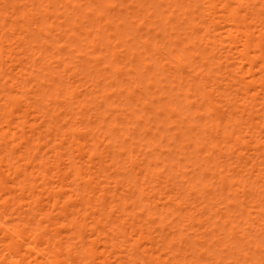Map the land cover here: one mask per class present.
Masks as SVG:
<instances>
[{
  "label": "bare ground",
  "instance_id": "bare-ground-1",
  "mask_svg": "<svg viewBox=\"0 0 264 264\" xmlns=\"http://www.w3.org/2000/svg\"><path fill=\"white\" fill-rule=\"evenodd\" d=\"M2 1V0H1ZM5 1L6 0H3V3L4 4H6L5 3ZM15 1V2H14ZM13 2H12V0H11V2H10V4L12 3L13 4V6H11V5H9L8 7H10L11 6V8L12 9H9L10 10V12H12V13H14V16H15V14H18V16H20L21 17V20L23 19V21L25 22L26 20V22L28 23H24L23 21V23H24V25L22 24V23H20V24H22V25H20L19 24V21H17V18L19 19V17L17 16V17H14L13 15H11V18L12 17H14V18H12V19H10V20H12V24H7V23H9V21L10 20H8V22L6 21V19H8V18H10V17H8V15H10V14H8V10H6L7 9V7H6V9L4 8L5 6L3 5V6H1L0 5V19H1V21H0V29H1V31L0 32H2L3 30V32L2 33H0V56H1V54H2V52L6 49V47L4 48V46H2V43L4 42V41H7L8 43H10L9 45H12V44H14L15 43V47L12 45L11 47H14V48H16L17 46H16V44L18 45V43L17 42H15V41H17V40H15L14 38V43H12V41H13V39H12V37H14V33H13V36L12 35H9L8 33V37L10 38L9 39V41L8 40H6V38H5V40H4V36L5 37H7L5 34L6 33H4L5 32V29L10 25V30H11V32L13 31V32H17V34L18 33H21L20 34V39H19V35H16L17 36V39H19L20 40V42L22 43V38H21V35H22V37H23V33L24 32H26V31H28L27 29L29 28L27 25H29V24H34V23H37V21H39V19H36L37 18V16H39V15H36L35 13H34V15L36 16V22L34 21V17H33V15H31L32 17H30V14L33 12V11H31V10H34L30 5L31 4H33L34 2H33V0H30V1H32L31 3H29V2H26L31 8H29V9H27L26 11H29L30 13H25L24 11V13L22 12V13H18V12H16L17 11V7H16V5L17 4H15L16 3V0H14ZM35 1V0H34ZM41 1V0H40ZM42 1H44V3H45V0H42ZM42 1H41V4H42ZM48 1V0H47ZM51 1V0H50ZM55 1V0H54ZM53 1V2H54ZM64 1H66V0H64ZM68 1H70V0H68ZM74 1V0H73ZM90 1V0H89ZM93 1V0H92ZM92 1H90V2H92ZM97 1V0H96ZM103 1H106V5H103L104 7L106 6V8H107V5H110V4H107V0H103ZM110 1V0H109ZM108 1V2H109ZM113 1V0H112ZM120 1H122V0H120ZM127 1V0H126ZM131 1V0H130ZM130 1L129 2H127L126 4H129L130 3ZM133 1V0H132ZM154 1H156V0H154ZM184 1H186L185 3H184ZM194 1V2H193ZM6 2H8V1H6ZM39 2V1H38ZM49 2V1H48ZM48 2H47V4H48ZM78 2V1H77ZM76 2V3H77ZM135 2V1H134ZM139 2H140V0H139ZM151 3L153 2L152 0L150 1ZM165 2V1H164ZM168 2V0H166V2H165V4ZM193 2V3H192ZM18 3V2H17ZM25 3V4H26ZM36 3V2H35ZM40 3V2H39ZM58 4H60L61 5V2L59 3V2H57ZM65 3H67V2H65ZM68 3H70V2H68ZM74 3V2H73ZM72 3V6H74V5H76V3H74L73 4ZM97 3H98V1H97ZM97 3H95V4H97ZM136 3V2H135ZM143 3H146V2H144L143 1ZM148 3V2H147ZM146 3V4H147ZM150 3V4H151ZM156 3H159L158 5H162L163 4V0H161L160 2H158V0H157V2ZM162 3V4H161ZM169 3H170V5H171V3H172V5H177L175 8H177V7H179L178 8V10H182V8H183V13L182 12H179L177 9H176V11H177V13H179V14H177L176 12H175V10L173 9V7H172V9L174 10V13L175 14H173V10L171 11L170 9V11H171V14H170V12L167 14V16L165 17L164 16V14H166L167 12H165L166 11V7H168V6H164L165 8V11H162V10H164V9H159L160 11H155V9L157 8L156 7V5L154 6V7H156L155 9H154V11H155V13L156 12H159L158 14H156V15H158V17H159V19H161V20H159L160 21V24H161V26L163 27V23H161L162 21L164 22V29H166V28H168V29H170V31L172 30V31H178L177 33L178 34H175L174 32L173 33H171L170 34V36H169V32H167L166 34L165 33H163L164 31L162 30V39H166V41H167V45L168 46H170V48H167V46H164L163 44H160V42L161 43H164V42H162L161 40L160 41H157V39L155 40H153L154 41V43H152V44H154V47H153V45L152 44H150V45H152V49H154V51L153 52H151V53H153V58H155V60L156 61H158L157 63H160V64H158L157 65V71L159 70V68H161V69H164L165 71L167 70V68H168V65L166 66V63L164 62V60H170V59H172L173 60V62H175V63H173L172 62V60H170L172 63H173V66H172V64H171V62H169V61H167L168 63H169V65L173 68L174 67V64H175V71L173 70V72H171V73H168V72H170V71H166L168 74H166L167 75V77H172L173 79H172V82L173 83H176L177 81H178V85L179 86H177V87H174V89H176V88H178L177 89V91L179 92V93H181V94H183V85L185 84L186 85V87L187 88H185L184 87V93L185 94H183V97H185V99L183 100V102H184V104H185V102H186V104H187V108L189 109V110H191V106H192V110H193V106H194V102L196 103V108H198V109H196L195 108V110H193L194 112H191V113H194L193 114V116L196 118V120H200V123L198 122H196L197 124H199L200 125V129H199V131L198 132H196V131H194L195 130V128H194V125L192 124H188V125H190V126H188V127H185V125H181V126H175V127H178V129H181V130H179V132L180 131H182V137H181V139H180V137L178 138V139H180L182 142H185V144L182 146V148H184L185 147V145L186 144H188L189 146L190 145H192V144H194L193 146L195 147L194 148V152H192L193 154H195V157H193V161L195 160V158L199 155V154H197L196 155V153H201V152H203L202 151V144H207V146L208 147H206V152H208L207 151V148H208V150H209V152L207 153V154H211V155H209L210 157L212 156L213 157V155H215V153H217V152H215V151H219V150H222V149H219V148H221V146L223 145H226L227 147H228V149H229V154H230V157L232 158V156H234V153L236 154V155H238L237 156V160L236 161H238V163L240 164V166H238L239 167V169H238V167H237V169H236V171H238V174H240L241 176H238L239 178H237L236 177V175H234V174H237V172L236 173H234V170H232L233 168H232V166H228L229 167V169L230 168H232L231 169V171L230 170H228L227 169V167H226V169L228 170V172L230 171L231 172V175L230 174H228V172H227V170L225 171V173H227V175H229V176H232V171H233V175H234V177L232 176V178H235V179H232V178H229L230 180H229V185L232 183H236L235 184V186H234V188L235 189H232V190H236V193H240L239 192V190H237L236 188H237V186H239L240 188H242V190L243 191H241V192H245L244 190L247 188V187H249V197L250 198H252L251 199V201L249 202L251 205H252V207H254V208H259L258 210V212H259V214H260V216L261 217H259L258 216V218H257V216H256V219H257V221H256V219H255V225L254 224H252V225H254L253 227H256V224H258L257 222H260V224H258L261 228H257V229H264V135L262 134V132L264 133V0H169ZM175 3V4H174ZM9 4V3H8ZM15 4V5H14ZM47 4H44V6L46 5V7L48 6ZM50 4V3H49ZM56 4V3H55ZM62 4H64V2L62 3ZM71 4V3H70ZM99 4V3H98ZM155 4V3H154ZM7 5V4H6ZM21 5V4H20ZM51 5V4H50ZM68 5V4H67ZM93 5H94V3H93ZM114 4L112 3L111 4V6H113ZM130 5L132 6V5H135V4H131L130 3ZM129 5V6H130ZM19 6V5H18ZM27 6V5H26ZM33 6V5H32ZM77 6V5H76ZM76 6H74L75 8H76ZM86 6V5H85ZM90 6H92V5H90ZM100 6H102V4L100 5ZM103 6L101 7V8H103ZM128 6V7H129ZM139 6L141 7L140 8V10H139ZM139 6H138V14H139V12L140 11H143V7H144V4H139ZM147 6V5H146ZM3 7V8H2ZM94 7V6H93ZM108 7H110V6H108ZM114 7H116V5L114 6ZM113 7V8H114ZM119 7V6H118ZM123 7V6H122ZM127 7V6H126ZM134 7V6H133ZM137 7V6H136ZM149 7H151L150 5H149ZM170 7V6H169ZM170 7V8H171ZM63 8V7H62ZM72 8V7H71ZM70 8V9H71ZM78 9H79V7H77ZM95 8H96V6H95ZM95 8H94V10H95ZM111 8V7H110ZM120 8V7H119ZM132 8V7H131ZM130 8V9H131ZM152 8V7H151ZM20 9V8H19ZM23 9H26V8H23ZM46 9V8H45ZM47 9H49V6L47 7ZM46 9V10H47ZM73 9V8H72ZM71 9V11H73ZM77 9V10H78ZM88 9H90V8H88L87 7V11H88ZM98 9V8H97ZM104 9V8H103ZM126 9V8H125ZM6 10V11H5ZM42 10V9H41ZM40 10V11H41ZM46 10H44L43 9V11H44V13L46 12H49V11H46ZM57 10V9H56ZM62 10V9H61ZM65 10V9H64ZM69 10V9H68ZM105 10H107V9H105ZM109 10V9H108ZM108 10H107V12H108ZM113 10V9H112ZM117 10V9H116ZM115 10V11H116ZM132 10V9H131ZM145 10V9H144ZM149 10V9H148ZM147 10V12L148 13H150V12H152L150 15H152V14H154L153 13V11L151 10V11H148ZM38 11V10H37ZM52 11H53V9H52ZM82 11V10H81ZM86 11V12H87ZM118 11V10H117ZM116 11V12H117ZM125 11V10H124ZM129 11V10H128ZM128 11L126 12V13H128ZM135 11V10H134ZM21 12V11H20ZM58 12V11H57ZM57 12H55L56 13V15H57ZM61 12V11H60ZM78 12V11H77ZM79 12H80V10H79ZM85 12V13H86ZM131 12V11H130ZM129 12V13H130ZM137 12V11H136ZM146 12V13H147ZM11 13V14H12ZM45 13V14H46ZM54 13V14H55ZM71 13V12H70ZM92 13V11H90V12H88V14L90 15ZM97 13V12H96ZM114 13V12H113ZM112 13V11H111V13H109V15L110 14H113ZM121 13V12H120ZM125 13V14H126ZM131 13H134V12H131ZM181 13V14H180ZM29 14V15H28ZM33 14V13H32ZM37 14H39V13H37ZM45 14H43L44 16H46ZM51 14H53V13H51ZM61 14V13H60ZM59 14V15H60ZM79 14H81V13H79ZM78 14V15H79ZM87 14V13H86ZM103 14H105V13H103ZM102 13H101V15H102V17L104 16ZM108 14V13H107ZM119 14V13H118ZM118 14H117V16H118ZM122 14H123V10H122ZM182 15L181 17H183V16H185L186 15V17H183L182 18V20H179V22L181 21V23H186V21H189L188 23V26H187V28L188 29H190L191 31H189L188 29V31H189V33L185 30L184 31V33L183 32H179L180 31V29L183 31L184 29L183 28H179V26L177 25V23L176 22H172L171 20L173 19V17H174V19H175V16L177 17V15ZM41 15V14H40ZM63 15V14H62ZM74 15L76 16V12H75V10H74ZM73 15V16H74ZM98 16H99V13L97 14ZM136 15V14H135ZM134 15V16H135ZM141 15H143V13L141 14ZM149 15V14H148ZM175 15V16H174ZM81 16H83V15H81ZM107 16V15H106ZM105 16V17H106ZM114 16V15H113ZM112 16V17H113ZM124 16H126V15H124ZM123 16V17H124ZM130 16V15H129ZM144 16V15H143ZM27 17V18H26ZM59 17V16H58ZM89 17V16H88ZM97 17V16H96ZM96 17H93V18H95L94 19V21L96 20ZM110 17V16H109ZM131 17V16H130ZM136 17V16H135ZM145 17V16H144ZM152 17H153V19H152ZM40 18V17H39ZM42 18V17H41ZM46 18H48V17H46ZM74 18H76V17H74ZM83 18V17H82ZM104 18V17H103ZM108 18V17H107ZM114 18V17H113ZM119 18H121V17H119ZM118 18V19H119ZM71 19V18H70ZM79 19V18H78ZM88 19V18H87ZM98 19H100L99 17H97V20ZM105 19V18H104ZM126 19V18H125ZM146 19H148L147 18V15H146ZM145 19V21H146V23H148L147 22V20ZM152 19V21L153 20H156V19H154V15H152L151 17H150V20ZM20 20V19H19ZM46 20H48V19H46ZM61 20V19H60ZM65 20V19H64ZM64 20H62V21H64ZM112 20H115V19H112ZM121 20H123V19H121ZM134 21V19L132 18L131 19V21ZM176 20V19H175ZM175 20H173V21H175ZM71 21V20H70ZM78 21V20H77ZM83 21V20H82ZM93 21V20H92ZM94 21L92 22V23H90V24H93L94 23ZM111 21V20H110ZM129 21V20H128ZM137 21H138V19H137ZM141 21H143V17L141 18V20L140 21H138V23L139 22H141ZM7 22V23H6ZM45 22H47V23H49V27H48V29L49 28H51V24H50V22H48V21H45ZM74 22H75V19H74ZM73 22V23H74ZM87 22V21H86ZM96 22V21H95ZM102 22V21H101ZM118 22H120V21H118ZM117 22V23H118ZM135 22V21H134ZM52 23V22H51ZM65 23V22H64ZM68 23V22H67ZM71 23V22H70ZM71 24V25H73V26H71L73 29L75 28L76 29V27L78 26L79 27V25H77L76 26V22H75V25L74 24ZM84 23V22H83ZM99 23V22H98ZM97 23V24H98ZM103 23H106V21H103ZM103 23L101 24V26L103 25ZM116 23V22H115ZM115 23H112L113 25L115 24ZM136 23V22H135ZM151 25H152V28L153 27H155V26H153V24L155 25L156 23H157V20H156V22L154 21V23L153 22H149ZM26 24V25H25ZM39 24V23H38ZM59 24V23H58ZM61 24H63L62 22H61ZM96 24V25H97ZM112 24H110V25H112ZM134 24V23H133ZM141 24H143L144 25V23L142 22V23H140V24H137L138 25V27H139V25L141 26V28H143L142 27V25ZM150 24L149 25H144L145 27L144 28H150L151 29V26H150ZM158 24H159V22H158ZM180 24V23H179ZM8 25V26H7ZM18 25H20L19 27H18ZM41 25V24H40ZM46 25V24H45ZM44 25V26H45ZM54 24H52V26H53ZM99 25V24H98ZM98 25H97V27H96V30H100V29H98ZM112 25V27L114 28V30L116 29L115 28V26H113ZM118 25V24H117ZM119 25H121L120 23H119ZM127 25V24H126ZM125 25V26H126ZM181 25V24H180ZM25 26H27L28 28H26ZM60 26V25H59ZM90 26V25H89ZM100 26V27H101ZM104 26V25H103ZM122 26V25H121ZM132 26V25H131ZM135 26V25H134ZM31 27V26H30ZM42 27V26H41ZM54 27V26H53ZM63 27H64V25H63ZM69 27V26H68ZM95 27V26H94ZM99 27V28H100ZM135 27H137V26H135ZM134 27V28H135ZM158 27V26H157ZM156 27V28H157ZM160 27V26H159ZM182 27V26H181ZM184 27V26H183ZM20 28V29H19ZM31 28H34L33 26L31 27ZM40 28V27H39ZM65 28V27H64ZM84 28V27H83ZM87 28V27H86ZM89 28V27H88ZM90 28H92V27H90ZM104 27H102V29H103ZM107 28V27H106ZM120 28V27H119ZM133 28V29H134ZM140 28V29H141ZM8 28L6 29V30H8V32L10 31ZM30 29V28H29ZM44 29V28H43ZM51 29H54V28H51ZM60 29V28H59ZM58 29V30H59ZM71 29V28H70ZM82 29V28H81ZM93 29V28H92ZM126 29H127V27H126ZM126 29H123L124 30V32H123V35L120 33L119 35H120V37H122V38H120V39H117V41H116V38L115 37H113V35H114V33H113V35H112V33L111 34H108L109 32L107 31V29L105 30L106 31V33L108 34H106L105 36H108V38H109V41H107V39H106V41H107V45H109V44H111L112 45V43L110 42V40H111V38L110 37H112V38H115V41L116 42H118L120 45H122V46H124V45H127V43L125 44V43H122V42H125L126 41V39L129 41L131 38H129L130 36V34L128 35V32H126L127 30ZM128 29H130V28H128ZM136 29V28H135ZM135 29H134V31H135ZM159 29V28H158ZM35 30H36V28H35ZM37 30H38V28H37ZM39 30H41V29H39ZM47 30V29H46ZM77 30V29H76ZM86 30V29H85ZM85 30H83L84 31V33L86 32ZM95 30V29H94ZM109 30V29H108ZM119 30V29H118ZM121 30H122V28H121ZM136 30H138V28L136 29ZM142 30V29H141ZM146 30V29H145ZM148 30V29H147ZM146 30V31H147ZM155 30H157V29H155ZM19 31V32H18ZM32 31H34V30H32ZM45 31V30H44ZM43 31V32H44ZM48 31H50V29L48 30ZM73 31H75V30H72V35H73ZM80 31V30H79ZM83 31H81V32H83ZM140 31V30H139ZM146 31H144L145 33V39L148 37L146 34ZM161 31V30H160ZM51 32V31H50ZM58 32V31H57ZM68 32H70V31H68ZM80 32V33H81ZM141 32V31H140ZM143 32V31H142ZM141 32V33H142ZM148 33H149V31H147ZM152 32H153V29H152ZM158 32V30L155 32H153V34L155 33H157ZM187 32V33H186ZM28 33V35H29V33H30V31H28L27 32ZM27 33H25L24 34V38H23V40H25V37H27V36H25ZM32 33V32H31ZM35 33V32H34ZM77 33V32H76ZM92 31H90L89 29H87V32H86V35H88V37L86 36V38L88 39V38H93L94 37V35L92 36V37H90L91 35H92ZM97 33H100V31L98 32H96V35H97ZM102 33V32H101ZM159 33V32H158ZM156 34L155 36L156 37H158V35H161V33L160 34ZM37 34V33H36ZM41 34H42V32H41ZM45 35L46 34H48L49 35V32L48 33H44ZM70 34V33H69ZM68 34V35H69ZM83 34V33H82ZM105 34V33H104ZM134 34V33H133ZM139 34V33H138ZM173 34H175V35H177L178 37H177V39H176V37L173 35ZM31 35V34H30ZM37 35H39V34H37ZM71 35V34H70ZM74 35H75V33H74ZM78 35V34H77ZM122 35V36H121ZM131 35H132V33H131ZM137 34H134V36H136ZM152 35V34H151ZM183 35V36H182ZM42 36V35H41ZM63 36V35H62ZM61 36V37H62ZM76 36V35H75ZM74 36V37H75ZM98 36H99V34H98ZM115 36V35H114ZM117 36H118V34H117ZM133 36V37H134ZM139 36V38L141 39V36L140 35H138ZM144 36H143V38H144ZM147 36V37H146ZM173 36H174V38H173ZM183 37V38H181L180 40L178 39L179 37ZM29 37V36H28ZM48 37V36H47ZM57 37V36H56ZM59 37H60V32H59ZM66 37V36H65ZM74 37H72V38H74ZM96 37L97 36H95V38L93 39V40H90V39H88V40H90V42H91V44H92V47H95V44L98 42H96ZM100 37H101V35H100ZM151 37H153V36H151ZM30 38V37H29ZM34 38H35V36H34ZM44 38V37H43ZM67 38H68V36H67ZM70 38H71V36H70ZM72 38H71V40H72ZM76 38V37H75ZM79 38V37H78ZM78 38H76L77 40H78ZM106 37H104L103 39H105ZM123 38H126L125 40H123ZM137 38V37H136ZM142 38V40H138V41H143L144 39ZM148 38H150V37H148ZM147 38V41H143L142 42V45H143V43H144V45H145V47L144 46H142V48L144 47V48H146V47H148L149 48V46L150 45H148L149 43H151V42H149V41H151V40H149ZM159 38V37H158ZM8 39V38H7ZM12 39V41H10ZM61 39V38H60ZM60 39H58L57 38V40H59V41H61ZM86 39V40H87ZM135 39V38H134ZM151 39V38H150ZM161 39V38H160ZM174 39V40H173ZM18 40V41H19ZM28 41L30 40V39H27ZM32 40V39H31ZM35 40V39H34ZM48 40V39H47ZM51 40V39H50ZM63 40V39H62ZM70 40V39H69ZM68 39H67V41H69ZM77 40H76V44H77ZM101 40V39H100ZM136 40V39H135ZM188 40V41H187ZM39 41V40H38ZM54 41V40H53ZM64 41V40H63ZM66 41V40H65ZM82 41V40H81ZM104 41V40H103ZM105 41V42H106ZM130 41H132V40H130ZM156 41V42H155ZM165 41V42H166ZM187 41V42H186ZM6 42V43H7ZM19 42V43H20ZM27 42V41H26ZM62 42V41H61ZM72 43H73V41H71ZM96 42V43H95ZM187 43L186 45H182V44H184V43ZM29 43V42H28ZM39 43H40V41H39ZM43 43H45V42H43ZM42 43V44H43ZM47 43V42H46ZM81 43V42H80ZM82 43H83V41H82ZM87 43V42H86ZM100 43V42H99ZM99 43H97V44H99ZM140 43V42H139ZM138 43V44H139ZM182 43V44H181ZM24 44V43H23ZM37 44V43H36ZM49 43H47V45H48ZM70 44V43H69ZM75 44V45H76ZM101 44H103V43H100V45ZM124 44V45H123ZM130 44H132V43H130ZM165 44V45H166ZM181 45V49H180V45ZM4 45H5V43H4ZM31 45V44H30ZM41 47L43 46V45H41V44H39ZM39 45H37L38 47H39ZM62 45V44H61ZM63 45L65 46L66 44L65 43H63ZM73 45H74V43H73ZM88 45V46H87ZM87 45H85V46H87V48L89 47V44H87ZM98 46V47H100L101 48V46ZM113 45H115V43L113 42ZM137 45V44H136ZM136 45H135V48H136ZM148 45V46H147ZM172 45H174L175 47H171ZM6 46V45H5ZM24 46V45H23ZM66 46H68V45H66ZM79 46H80V44H79ZM105 46V45H104ZM128 46V45H127ZM138 46V45H137ZM163 46V47H162ZM10 47V46H9ZM11 47L9 48V49H7V50H5V53H4V55H8V54H6V52L9 50V55L8 56H12V54H16L17 55V53L16 52H14V51H12V53H11ZM19 47V46H18ZM28 47V46H27ZM45 47V46H44ZM47 47H49V46H47ZM50 47H51V44H50ZM81 47V46H80ZM80 47L78 48V47H71L70 49L71 50H73V48H74V51H75V49L76 48H78V49H80ZM111 47V46H110ZM138 47H140V45L138 46ZM151 47V46H150ZM179 47V48H178ZM191 47L193 48L192 50H191ZM3 48V49H2ZM22 47L20 46V49H21ZM43 48V47H42ZM57 48V47H56ZM67 48V47H66ZM82 48V47H81ZM86 48V49H87ZM89 48H91V47H89ZM88 48V49H89ZM96 48V47H95ZM105 48H107V46L105 47ZM125 48H127V47H125ZM159 48H160V50L162 51V54H160V52L158 51L159 50ZM178 48V50H177V52H176V49ZM13 49V48H12ZM17 49V48H16ZM19 49V48H18ZM23 49V48H22ZM27 48H25V50H26ZM31 49V48H30ZM34 49V48H33ZM35 49L37 50V48L35 47ZM45 49V50H44ZM43 50L44 51H46V47L44 48ZM115 49V48H114ZM151 49V48H150ZM227 49H229V51L227 50ZM3 50V51H2ZM25 50H23L22 52H26ZM58 50V49H57ZM70 50V51H71ZM82 50H84V49H82ZM95 50V49H94ZM105 50V49H104ZM112 50V49H111ZM122 50H126V49H122ZM130 50V51H129ZM128 51L131 53H133L134 51L133 50H131V49H129ZM146 50H147V48H146ZM224 50H226V51H224ZM19 51V50H18ZM33 51V50H32ZM66 51V50H65ZM67 51H69V50H67ZM78 51H80V50H78ZM87 52L88 51H90V50H86ZM101 51V50H100ZM106 51H108L107 49H106ZM105 51V52H106ZM117 51H119V49L117 48ZM127 51V50H126ZM136 51V50H135ZM21 52V53H22ZM28 52H29V50H28ZM37 52V51H36ZM40 51H38V53H39ZM47 52V51H46ZM62 52V51H61ZM98 52H99V50H98ZM102 52V51H101ZM139 52V51H138ZM148 52H149V50H148ZM149 52V53H150ZM229 52V53H228ZM20 53V52H19ZM30 53V55H32L31 54V52H29ZM34 53H35V51H34ZM42 53V52H41ZM38 54V55H42V54ZM80 53V52H79ZM79 53H77L78 55H79ZM90 53H92V51L90 52ZM109 53V52H108ZM123 53V52H122ZM135 53V52H134ZM145 54H146V52H144ZM143 53V54H144ZM148 53V54H149ZM224 53H226L225 55H224ZM37 54V53H36ZM48 54V53H47ZM58 54V53H57ZM82 54H83V56H84V52L83 53H81V57H83L82 56ZM89 54V53H88ZM110 54H111V51H110ZM116 54L117 53H115V51H112V54H111V56H112V59H114L115 58V56H116ZM119 54V53H118ZM140 54H141V52H140ZM175 54V56H173ZM37 55V56H38ZM51 55H52V53H51ZM54 55V54H53ZM68 55H70L69 53H68ZM85 55H86V53H85ZM92 55V54H91ZM90 55V56H91ZM101 55H103L102 53H101ZM105 55V54H104ZM109 55V54H108ZM119 55H121V54H119ZM124 55V53L121 55V56H123ZM128 55V54H127ZM126 55V52H125V57L127 56ZM131 55V54H130ZM147 55V54H146ZM22 57L24 56L25 57V54L24 55H21ZM33 56H34V54H33ZM35 57V58H38V57ZM48 56V55H47ZM50 56V55H49ZM49 56H48V59H49ZM72 57H74L73 56V54L71 55ZM87 56V55H86ZM90 56H87L88 57V59H90ZM97 55H95V57L94 56H92V57H94L95 59H93L92 58V61L93 60H95V62L97 61V62H99V60L100 59H103V57L102 56H97ZM118 56V55H117ZM129 56V55H128ZM132 56H134V55H132ZM132 56H129V57H131L132 58ZM139 57H140V55H138ZM145 56V55H144ZM222 56V57H221ZM2 57H3V55H2ZM5 57H7V56H5ZM5 57H4V62H7V61H5L7 58L9 59V62H12L14 59H15V57L17 58V56H13V57H7L6 59H5ZM19 57H20V55H19ZM17 58V62H20V65H19V63H18V66H17V62H12V63H14V66H15V64H16V66L15 67H13V68H16V70H17V72L16 71H14L13 73L15 74V76L16 77H14V78H12L10 75L12 74V73H10V71H12V70H15V69H11L10 71H9V73H10V77L13 79V81H11V83L13 82V85L11 86V85H9V86H11V89H10V91H12V89H14V91H13V93L14 92H17V90L20 92V93H23V94H25V95H27L26 94V92H23L22 90V92L19 90V89H17L18 87H20L21 86V82H22V80L20 81L19 80V76L20 75H17V74H19L20 73V71H21V69H22V67H20V68H18L19 66H22V64L23 63H21L22 61H24V59L23 60H21L20 58ZM26 57H28V55L26 56ZM25 57V58H26ZM31 57V56H30ZM29 57V58H30ZM33 57V58H34ZM43 57V59H44V55L42 56ZM51 57V56H50ZM65 57H66V55H65ZM77 57V56H76ZM120 57V56H119ZM138 57V58H139ZM141 57H143V55L141 56ZM146 57V56H145ZM148 57V56H147ZM149 57H150V55H149ZM12 58V60H10ZM33 58H30V59H32V61H33V64H34V61L36 60V59H34L33 60ZM39 58H40V56H39ZM135 59H136V57H134ZM144 58V57H143ZM143 58L141 59V61L143 60ZM170 58V59H169ZM221 59V63H220V60L219 59ZM223 58H225V59H227V60H222ZM7 59V60H8ZM19 59L21 60V61H19ZM42 59V60H43ZM55 60L57 59L56 57L54 58ZM59 59V58H58ZM57 59V60H58ZM68 59V58H67ZM66 59V60H67ZM86 59V58H85ZM85 59H83V60H85ZM110 59H111V57H110ZM121 59H123V57L121 58ZM120 59V60H121ZM134 59V60H135ZM145 59V58H144ZM152 59V58H151ZM150 59V60H151ZM1 60L2 59H0V62H1ZM46 60H47V57H46ZM50 60H53V59H50ZM61 60V59H60ZM71 60H72V58H71ZM75 61H76V59H74ZM74 60H72L73 62H74ZM105 61H106V59H104ZM104 60H102V62L104 61ZM115 60V59H114ZM114 60H112V61H114ZM119 60V59H118ZM127 60V59H126ZM126 60H123V61H126ZM130 60H132V59H130L129 58V62H133V61H130ZM137 60V59H136ZM148 60H149V58H148ZM154 60V59H153ZM152 60V61H153ZM26 61L28 62V59L26 58ZM30 61V60H29ZM36 61H38V60H36ZM48 61V60H47ZM63 61V60H62ZM78 61H79V63H80V60H79V58H78ZM101 61V60H100ZM104 61V62H105ZM108 61H110L109 60V58H108ZM138 61V63H143L144 64V62H140L139 60H137ZM156 61H153V63H156ZM219 61V62H218ZM226 63L227 62V64L230 66V64H231V62H229V61H232V64H233V62L235 63V67L233 66V68H235V69H233V70H231L229 67V69L228 68H226L225 67V65H227V64H224V62ZM3 62V63H4ZM8 62V63H9ZM27 62H24V63H26L27 64ZM31 62V61H30ZM42 62V61H41ZM81 62H82V60H81ZM88 62H91V61H89L88 60ZM87 62V64H89ZM116 62V61H115ZM115 62H114V66H115ZM127 62V61H126ZM128 62V63H129ZM136 62V61H135ZM148 62V61H147ZM222 62H223V64H222ZM229 62V63H228ZM3 63H0V67H2V64ZM8 63H5L6 65H8V66H11V65H9ZM47 63V62H46ZM45 63V64H46ZM49 63L51 64V61H49ZM48 63V64H49ZM52 63H54V62H52ZM57 63V62H56ZM72 63V62H71ZM84 63V62H83ZM93 63H94V61H93ZM101 63V62H100ZM106 63H108V62H106ZM119 63V62H118ZM117 63V64H118ZM122 63V65H123V62H121ZM121 63L119 64V65H121ZM150 63H152V62H149L148 63V65H149V67H150ZM152 63V64H153ZM167 63V64H168ZM29 64V63H28ZM32 64V63H31ZM50 64H49V66H50ZM87 64H85V65H87ZM98 64L99 63H96V64H93L92 66H93V68L95 67L96 69H98L97 71H99V72H102V70H100L99 68V66H98ZM104 64V63H103ZM116 64V65H117ZM124 64H126V63H124ZM130 64V63H129ZM128 64V65H129ZM132 64V63H131ZM129 65L128 67H129V69H132L131 68V66L133 67H136L135 66V64H133V65ZM145 64H147V63H145ZM144 64V66H145V70H147L146 68H147V65H145ZM196 64L199 66L200 65V67L203 69H199L198 70V68H196L197 66H196ZM220 64H222V65H220ZM37 65V64H36ZM44 65V64H43ZM43 65H42V67H43ZM56 64H54L53 66L54 67H56V68H58L57 66H59V63L57 64V66H55ZM68 64H66L65 66H67ZM71 65V64H70ZM69 65V66H70ZM84 65V64H83ZM100 65H102V64H100ZM108 65V64H107ZM107 65H105L104 64V68L105 67H107ZM110 65V64H109ZM119 65H118V67H119ZM137 65V64H136ZM161 65V66H160ZM181 65L184 67L185 65H188V66H185V68L183 69L182 67H181ZM224 65V66H223ZM227 65V66H228ZM4 66V65H3ZM13 66V65H12ZM34 66H35V64H34ZM52 66V67H53ZM60 66H62V65H60ZM74 66V65H73ZM73 66H71V68L70 69H72L74 72L77 70V68L74 70L72 67ZM79 66V65H78ZM77 66V67H78ZM80 66H81V64H80ZM80 66H79V68H80ZM89 66H91V64H89ZM101 66V68H103ZM124 66V65H123ZM140 66V65H139ZM152 67H151V69L152 68H154V66L153 65H151ZM156 66V65H155ZM191 66V67H190ZM212 66H216L215 67V70L217 71V72H219V74H220V72L221 71H223V70H225L223 67H225L226 68V71H224V73H222V76H221V74L219 75L218 73V76L220 77L221 76V78H222V83H221V80L220 79H216L215 77V80L217 81L216 83L213 81V76H217V75H215V73H212V72H216V71H213L212 69H214V67H212ZM220 66H222V68H220ZM5 67V68H4ZM3 68V70H2V68H0V80L2 81L3 80V78L5 77V72L4 71H7L9 68H11V67H8V69H6L7 67L6 66H4ZM25 66H24V64H23V68H24ZM27 67H29V65H27L24 69H26ZM37 67V66H36ZM44 67H48V66H44ZM68 67V66H67ZM74 67H76V65L74 66ZM87 67V66H86ZM99 67V68H98ZM109 67V66H108ZM110 67H112L113 68V66H110ZM116 67V66H115ZM117 67V68H118ZM167 67V68H166ZM189 67H190V69H189ZM207 69H205V68ZM56 68H54V69H56ZM61 68V67H60ZM122 68V67H121ZM166 68V69H165ZM170 68V67H169ZM191 68H193V70L192 71H190L191 70ZM6 69V70H5ZM18 69H19V71H18ZM30 69V68H29ZM32 69H33V66H32ZM31 69V70H32ZM44 69V68H43ZM49 69V68H48ZM48 69H46V70H48ZM62 69H63V67H62ZM62 69H61V72H62ZM83 69V68H82ZM95 69V70H96ZM107 69H109V68H106V70ZM127 69V68H126ZM125 69V71H124V68H122V71H123V74L122 75H125V73L124 72H126V71H129V70H126ZM135 69H137L138 70V68H134V69H132V70H134L135 72H136V74H137V76L138 77H140L139 75H140V73H139V75H138V73H137V71L135 70ZM171 69V68H170ZM189 71V72H187V70ZM222 69V70H221ZM27 70V69H26ZM22 71V73H21V75L23 76V72H25V73H28L27 71ZM36 70V69H35ZM40 70V69H39ZM38 70V71H39ZM56 70H58V69H56ZM72 70H70V72L72 71ZM90 70L92 71V68L90 67ZM89 70V71H90ZM106 70H104L103 69V71H105L106 72ZM114 69H112V72H114L113 71ZM145 72V70H144V67H143V69H141V73L143 72V71ZM169 70V69H168ZM172 70V69H171ZM185 70V71H184ZM29 71V70H28ZM34 70H32V72H33ZM43 71V70H42ZM65 70H63V72H64ZM68 71V69L64 72V74L65 73H69V72H67ZM85 71V70H84ZM88 71V70H87ZM90 71V72H91ZM96 71V72H97ZM108 71V70H107ZM116 71H117V69H116ZM118 71H121V69L120 70H118ZM117 71V72H118ZM139 71H140V69H139ZM157 71H156V69L154 70V73H153V69H152V72H151V75L153 74V75H155L156 73H157ZM160 71H163V70H160ZM165 71H164V73H165ZM204 71H206V72H204ZM32 72L31 73H28L27 75H31V78L33 77L32 76ZM40 72V71H39ZM49 73H53V72H50V70L48 71ZM58 72V71H57ZM63 72L61 73V74H63ZM73 72V73H74ZM81 72V71H80ZM111 72V71H110ZM110 72H107L108 74L110 73ZM116 72V73H117ZM131 72H133V71H131ZM150 72V71H149ZM156 72V73H155ZM185 72H187V74H185ZM7 73H8V71H7ZM7 73H6V75H7ZM34 73V72H33ZM44 73H45V70H44ZM49 73L47 74V73H45V74H47V75H49ZM72 73V74H73ZM76 74H74V76L75 75H77V74H79V72H75ZM106 73V74H107ZM115 73V72H114ZM114 73H113V75H114ZM121 73V72H120ZM127 73H129V72H127ZM126 73V74H127ZM147 73H148V71H147ZM147 73H146V75H147ZM14 74H12V75H14ZM39 74V73H38ZM40 74H41V72H40ZM45 74H43V72H42V80L40 79L41 78V76H40V85H36V87L37 86H40L39 88H37V90H36V92L35 93H37V94H35V95H38L39 96V98H38V96H37V98L38 99H40V97H45L46 98V107H47V105L48 104H50V103H48L47 104V101L49 102V101H51L52 100V98H54V101H55V103H58V102H60L59 100H61V102L63 101V97L62 98H60L59 96H60V91L62 90V91H65V92H67V93H65L64 92V95L65 96H70L72 99H73V97H74V91H70L71 89L72 90H75V91H77V90H79L78 88H75V87H77L78 85H76V86H73L75 89H73L71 86L72 85H70L71 83H69V82H66V79L68 80V78L66 77V79L65 78H62V80L63 79H65V81H62V82H66L67 84H68V87L67 88H64V90L61 88V85H60V83H57L56 81H57V77L59 76H54V74L52 75V74H50L49 75V77H50V80H48V81H50V82H53V83H55L56 85L54 86H50V88H49V90L48 89H45V88H43V86H45L46 84V82H47V76L45 77ZM58 74H60V73H58ZM82 74V73H81ZM84 74V73H83ZM90 74V73H89ZM88 74V75H89ZM92 74V73H91ZM104 74V72L102 73V75ZM132 74V73H131ZM150 74V73H149ZM210 74H212V79H211V77H210ZM226 74V75H225ZM4 75V76H3ZM26 75V74H25ZM56 75V74H55ZM99 75V74H98ZM98 75H96V77H98ZM102 75H100V77L102 78ZM117 75V74H116ZM119 75V74H118ZM118 75L117 76H115L114 75V78L116 77V81L118 80V78L119 79H121V80H119L121 83H124V79H122V78H120V77H118ZM144 75H145V73H144ZM159 75H161V74H159ZM168 75H171V76H168ZM259 75V76H258ZM37 76V75H36ZM44 76V77H43ZM64 76V75H63ZM62 75H60L59 77H63ZM67 76V75H66ZM84 76V75H83ZM83 76L81 75V77H80V74L78 75V77H80L81 79H83ZM91 76V75H90ZM126 76H128V75H125L124 77H125V79L127 78V79H129L128 77H130V76H128V77H126ZM143 76V75H142ZM9 77V78H10ZM26 77H28V76H26ZM30 77V76H29ZM28 77V78H29ZM72 76H70V78H71ZM76 77V76H75ZM78 77L77 78H74V79H78ZM99 77V78H100ZM123 77V78H124ZM146 78L148 77V76H145ZM154 77H156V76H154ZM162 76H160V78H161ZM164 77H165V75H164ZM188 77H191V78H189V80H188ZM219 77H217V78H219ZM5 78H7V77H5ZM44 78H46L45 80H46V82L44 81ZM70 78H69V80H70ZM92 78V77H91ZM93 78H95V77H93ZM105 78V77H104ZM106 78H107V76H106ZM108 78H110V76L108 77ZM113 78V77H112ZM111 78V79H112ZM131 78V77H130ZM136 78V77H135ZM146 78L145 79H143V77H141V79H143V80H146ZM149 78V77H148ZM159 78V77H158ZM159 78V79H160ZM11 79V80H12ZM20 79H22V77L20 76ZM24 80H25V78H23ZM37 79H38V77H37ZM96 79V78H95ZM111 79H110V82H111ZM150 80H151V78H149ZM153 79V78H152ZM186 79L188 80V84H187V82H185L186 81ZM30 80V79H29ZM33 80H34V77H33ZM84 80V79H83ZM91 80V79H90ZM102 80H104L103 78H102ZM109 80V79H108ZM137 80V79H136ZM140 80V79H139ZM158 80V79H157ZM169 80V79H168ZM7 81V80H6ZM26 81H27V79H26ZM31 82H33L32 80H30ZM29 81V83L28 84H30L31 82ZM59 81V80H58ZM81 81V80H80ZM80 81H79V83H80ZM86 81V80H85ZM133 81V80H132ZM131 81V82H132ZM152 81V80H151ZM151 81H150V83L146 80V83L148 82V84H147V88L149 89V88H151V87H153V85H155V83L154 84H152L153 82H155V81H153L152 83H151ZM166 81V80H165ZM227 81V83H225V86H224V83L223 82H226ZM73 82H74V80H73ZM89 82V81H88ZM91 82V81H90ZM90 82H89V84H90ZM96 82L98 83V80H96ZM100 82V81H99ZM102 82H106L107 83V81H102ZM109 82V81H108ZM113 82V81H112ZM126 82H128V81H126ZM125 82V83H126ZM130 82V81H129ZM130 82V83H131ZM137 82V83H136ZM142 82V81H141ZM170 82V81H169ZM171 82V83H172ZM232 82H234L233 84H231ZM26 83V82H25ZM24 83V84H25ZM48 83V82H47ZM53 83H49V84H53ZM78 83V84H79ZM84 83V82H83ZM83 83H80L81 85H84ZM114 86L116 87V84L118 85L119 83L117 82L116 84H115V80H114ZM124 83V84H125ZM133 83H136V84H133L134 85V87H135V90H139V94H138V91H137V100L139 99V97L140 96H144V97H146L147 95H146V93H144L143 92V89L145 90V87L143 86V89H142V85L140 86V81L138 82V80L137 81H134ZM142 83H144V82H142ZM146 83H145V85H146ZM3 84L5 85V79L2 81V84L0 83V90L1 89H3V90H1V91H4L5 92V89H4V87L5 86H3ZM24 84H22V86L24 85ZM34 84V86H35V83H33ZM36 84H37V82H36ZM63 84H65V83H63ZM62 84V85H63ZM75 84V83H74ZM79 84V85H80ZM156 84H157V82H156ZM176 84V85H177ZM80 85V86H81ZM88 84H86L84 87H80V91L82 90L81 88H83V90L84 89H86ZM95 85V84H94ZM93 85V86H94ZM99 85V84H98ZM97 85V86H98ZM133 85H132V87H130V88H133ZM158 85V84H157ZM157 85H155V87H157ZM165 85V84H164ZM166 85H169V84H166ZM173 86L175 85V84H172ZM184 85V86H185ZM9 86H7V87H9ZM20 87L21 89H24V86L23 87ZM28 86H30V85H28ZM32 86V85H31ZM65 86V85H64ZM67 86V85H66ZM93 86H92V90L94 91V89H93ZM103 86H104V84H103ZM109 86V85H108ZM111 86V85H110ZM113 86V87H114ZM129 86H131V84L129 85ZM159 86H161V85H159ZM170 86H171V84H170ZM173 86H172V88H173ZM238 86V87H237ZM49 87V86H48ZM79 87V86H78ZM86 87V88H85ZM104 87H106V86H104ZM120 87V84L118 85V88ZM122 87H123V85H122ZM127 88H129L128 86H126ZM155 87H153V91H151L152 92V94H154L155 93V90H158V88H155ZM162 87V86H161ZM235 87H237V88H235ZM16 88V89H15ZM27 88V87H26ZM30 88V87H29ZM96 88V87H95ZM101 88V87H100ZM112 88V87H111ZM163 88V87H162ZM8 89V88H7ZM32 89H35V88H33V86H32ZM31 88H30V90L33 92V90H32ZM88 89V88H87ZM98 89V88H97ZM97 89H95V90H97ZM103 89V88H102ZM113 89V88H112ZM112 89H110L109 90V92H111V90ZM116 89V88H115ZM114 89V90H115ZM120 89V88H119ZM124 89V88H123ZM155 89V90H154ZM169 89H170V87H169ZM168 89V90H169ZM173 89V91L175 92L176 90H174ZM186 89V90H185ZM209 89V90H208ZM233 90L232 92L234 93V95H233V93H231V91L230 90ZM9 90V89H8ZM28 91H29V89H27ZM88 90H90V88L88 89ZM85 91V92H90V91ZM91 90V91H92ZM105 90V88L102 90V91H104ZM114 90H112V92L114 93L115 91ZM127 90H129L128 92H127ZM126 90V92L128 93H124L125 95H126V97L128 98V99H126L125 97H124V99H126V100H124L123 101V98H122V100L121 99H118V98H116V96H118L116 93H117V91L115 92V96L114 95H111V97L113 96V98H114V100H113V104L112 105H115V104H119V106H121L120 105V101H119V103L117 102V103H115L116 101H118V100H121V101H123L122 103H123V109L127 106L126 104H125V101H126V103H128V101L129 102H132V94L134 95V93L135 92H133L132 93V91H135V90H132V91H130V89H127ZM163 90V89H162ZM167 90V89H166ZM166 90H165V92H166ZM217 90H218V93H217ZM108 91V89H106V92ZM120 91H122V90H120ZM124 91V90H123ZM192 91H195L196 93H198L197 95H196V93H194V94H192L193 92ZM225 93V92H228V95L225 93V95H227V99H225V98H223L224 97V95H222V98L224 99H220V96H221V93L222 94H224L223 92ZM230 91V92H229ZM84 92V91H83ZM82 92V93H83ZM109 92H108V94H109ZM111 92V93H112ZM119 92V91H118ZM146 92H148V90H146ZM150 92V93H151ZM169 92V91H168ZM220 92V93H219ZM8 93L9 92H7V94L5 93L4 95L6 96V97H4V95L2 96V94L0 95V96H2L1 98H0V121H3V124L5 123L6 124V129L8 128V130L6 131V129L4 130L3 129V127H2V129L4 130V132L2 131V129H1V131L2 132H0V168L4 165L3 163H6V162H19V159L20 158H22V159H24L25 157H23V155H27L29 152H31V150H28L29 149V143H32V145H35V148H32V152L31 153H33L32 155H30L31 157H28V158H32V159H26V160H29V162H30V164L32 165V162H35L36 161V158H34V157H36L37 155H38V153H39V151L41 150V147H42V145H46V143L48 142L47 140V142L45 141V144H42V142H43V140H42V137H41V135L42 136H45V137H51V136H49V134H48V136L46 135V134H44V133H46L45 131H47V132H49V133H51L52 132V130L54 131V128L53 129H51L52 128V126H53V124H54V121L56 122V120H54L53 121V119H52V116L53 115H51V117H50V114H49V116L48 117H45V114L46 113H43L42 111V113L43 114H41L46 120L48 119V125H43V126H46L45 128H44V133L41 131H37L38 129H39V127H41V125L44 123L43 122V120H42V122L43 123H40V125H39V127H38V123H35V124H32L31 125V122L29 123L28 122V117L27 116H29V118L32 116H30V114H33V116H34V113H35V111H34V113H33V110H32V113H30L29 115H28V113H29V111L31 110V109H33V108H31L33 105H35V103L34 104H32V106L30 107V106H26V110L24 109L25 108V106H21L22 104L21 103H19V108H21L22 107V110H20L19 111V108L18 107H16V106H18V101H19V98H17V99H15L14 100V98L15 97H13L14 96V94L11 96V94L10 95H8ZM76 93V92H75ZM77 93H81V92H79V91H77ZM81 93V94H82ZM92 92H90V94H91ZM93 93H95V92H93ZM96 93H98L97 91H96ZM99 93H101V91L99 92ZM104 93L105 92H102L101 93V95L103 94L104 95ZM121 93V92H120ZM119 93V94H120ZM150 93H149V96L150 97H153L152 96V94L150 95ZM160 93H161V96L159 97V95H160ZM160 93L157 95V92H156V95H154V101H152V103L153 102H155V104H153V106L155 105L156 107H158V105H160V104H158V102H161L162 103V106L160 105L159 107V111L160 112H166L167 113V116H165L164 114H163V116H165V117H163V121L164 122H169L170 123V120L174 117V116H176V117H174V119L176 118V120H177V122L176 121H174V120H172V122L173 123H179L180 121L179 120H182V118H183V121H184V119L185 118H187V116H186V112L185 111H182L180 108H179V106H177V105H175V102L177 101H175V102H173V100H175V98L176 97H174V99H172V97H173V94L172 95H170V96H172V97H170V96H167L165 93L163 94V92H161L160 91ZM176 93V92H175ZM213 93H215V94H218L219 95V99L220 100H218L217 99V97L213 94ZM19 94V93H18ZM30 94H31V92H30ZM29 94V95H30ZM61 94H62V92H61ZM81 94H80V97H81ZM84 94V93H83ZM86 95H87V93H85ZM90 94H89V96H90ZM163 94V95H162ZM181 94H178L179 96H181ZM210 94H211V96H214L213 98H214V100L216 99V100H218V102L215 100V102H214V104H213V106H215L216 107V109H217V106H216V104H218V107L219 106H223V102L224 103H226L225 104V107L223 106V107H219V109L220 108H222V110L223 111H221L222 112V114L220 113V114H217L216 113V111H218L219 109H217L216 111H215V109H213V107H211V102L210 101H213V98H211V96H210ZM239 94H241V95H239ZM17 95V94H16ZM15 95V96H16ZM34 94H32L31 96L32 97H34L33 96ZM63 95V96H64ZM140 95V96H139ZM164 95H166V97L164 96ZM9 96V97H8ZM18 96V95H17ZM19 96H20V94H19ZM67 96V97H68ZM92 96H95L94 94L92 95ZM97 96H99V95H97ZM105 96H107V95H105ZM105 96H103V97H105ZM123 96V95H122ZM134 96H136V95H134ZM133 96V97H134ZM156 96H157V98H160V100L158 99V101L157 100H155L156 99ZM194 96V97H193ZM197 96V97H196ZM8 97V98H7ZM13 97V98H12ZM20 97H24V96H20ZM57 97V98H56ZM58 97L60 98L59 100H57L58 99ZM69 97V98H70ZM75 97H77V95H75ZM96 97V96H95ZM102 97V98H103ZM108 97V96H107ZM106 97V98H107ZM119 97V96H118ZM143 97V98H144ZM150 97H146V99H152V98H150ZM190 97H192V99H198V97H199V100H200V102L198 101V100H192L191 101V99H190ZM226 97V96H225ZM12 98V99H11ZM24 98H26V99H23V98H20V100L21 99H23L22 101H24L25 100V102L27 101V99H30L29 97L27 98V96L26 97H24ZM35 98V97H34ZM36 98V99H37ZM71 98H70V100H71ZM77 98H79V97H77ZM77 98H74V100L75 99H77ZM83 98V100H84V97L82 96L81 97V99ZM100 98V97H99ZM112 98V99H113ZM134 98V99H135ZM10 99H11V101L13 100V101H16V100H18L17 101V103H16V106H15V104L14 105H12V103H10L11 101H10ZM32 99V98H31ZM68 99V98H67ZM87 100L86 101H88V105L90 104L89 102L90 101H93V100H91L92 99V97H91V99H88V98H86ZM93 99H95L94 97H93ZM108 99V98H107ZM135 99V100H136ZM167 99V100H166ZM183 99V98H182ZM182 99H181V101H182ZM43 100H45V99H43ZM65 100H66V98H65ZM70 100H68L67 102H68V104H69V102H70ZM79 101H80V98L78 99ZM96 100H98V99H96ZM102 99H100V100H98V101H101ZM111 100V99H110ZM141 100H142V98H141ZM140 100V101H141ZM143 100H145V98L143 99ZM163 100H165V101H163ZM180 100V99H179ZM178 100V101H179ZM30 101V100H29ZM33 101V100H32ZM31 101V102H32ZM40 101H42V100H40ZM78 101V102H79ZM85 101V102H86ZM98 101H97V103H98ZM108 101V100H107ZM106 100H105V102H107ZM146 102H145V104H148V106L151 104L150 102L151 101H148L147 102V100H145ZM167 101V102H166ZM219 101L221 102V105H219L220 103H219ZM35 102V101H34ZM38 102V104H39V100L37 101ZM64 103H65V101H63ZM85 102L84 103H82L83 105H85ZM95 101H93V103H94ZM134 102V101H133ZM132 102V103H133ZM136 102V101H135ZM139 102V101H138ZM144 102V101H143ZM142 101L141 102H139V104H140V106H141V104L143 103ZM197 102H199V104L197 103ZM27 103H29V102H27ZM26 103V104H27ZM42 103V102H41ZM39 104L40 106L42 105V104ZM44 103V104H45ZM63 103V104H64ZM71 103V102H70ZM108 103V102H107ZM109 103H110V107L109 108H107V109H110V108H112V109H110V110H112V111H117V110H119V108L117 109L116 107H112V105H111V102L109 101ZM163 103H164V105H163ZM178 103V102H177ZM26 104H24V105H26ZM37 104V105H38ZM53 104V103H52ZM66 104V103H65ZM73 103H71V105H72ZM82 104H77V102H75V105H73L74 107H76L77 105H80L81 107H83L82 106ZM87 104V103H86ZM100 104H101V102H100ZM99 103H98V105H100ZM104 104V103H103ZM102 104V105H103ZM144 103H143V105H144V108H145V105ZM179 105H181V103H178ZM198 104V105H197ZM11 105H12V107H11ZM58 105V104H57ZM91 105V104H90ZM87 106V107H92V106ZM93 105V104H92ZM96 105V104H95ZM97 105V106H98ZM126 105V106H125ZM133 105H135V104H133ZM137 105V104H136ZM152 105V104H151ZM16 108H15V107ZM49 106V105H48ZM54 105H50V107H52V109H51V112L54 114V116L53 117H56V118H60V116H58L57 114H58V111H59V109L60 110H62V108H67L66 107V105L64 106V107H62V108H60L59 106V109H56V107L54 108L53 107ZM70 107V108H74V107ZM80 106L77 108V110H80ZM116 106V105H115ZM118 106V105H117ZM122 106H121V108H122ZM125 106V107H124ZM184 106V108L183 109H185V105H183ZM198 106V107H197ZM205 106H206V108H205ZM35 107H37L36 105H35ZM34 107V108H35ZM43 108V110H44V106H42ZM86 107V109H90V108H87ZM93 107H94V105H93ZM99 107L100 106H98V109H99ZM102 107V106H101ZM104 107H106V106H103V109H105ZM108 107V106H107ZM130 107V106H129ZM128 107V108H129ZM143 107V106H142ZM141 107V108H142ZM147 107V106H146ZM162 107V108H161ZM182 107V106H181ZM214 107V108H215ZM31 108V109H30ZM69 108V109H70ZM133 108H135L136 109V107H133ZM133 108L131 109V108H129L130 110H132L133 112H131V113H129V112H126V110H123L122 109V116H123V114H125V112L126 113H129V118H131V120L133 121V119H135V123L137 122V123H139V125H140V123L142 124H144V118H143V115L145 114V113H147V116H149V117H151L150 115H148V112L147 111H145V113L143 114V115H140L138 112H139V110L138 109H136V110H133ZM143 108V109H144ZM153 108V107H152ZM164 108V109H163ZM204 108V109H203ZM223 108H225V109H223ZM23 109H24V111H23ZM30 109V110H29ZM38 109V108H37ZM68 109V108H67ZM66 109V110H67ZM75 109V108H74ZM74 109H73V111H74ZM107 109H105L106 111H107ZM149 109H151L150 107H149ZM161 109H163V111L161 110ZM34 110H36V109H34ZM46 110V109H45ZM44 110V111H45ZM65 110V111H66ZM91 110V109H90ZM108 111V112H111V111ZM137 110H138V112H137ZM144 110H147V108L146 109H144ZM144 110L142 111V112H144ZM155 110H158V108L156 109L155 108ZM164 110H166V111H164ZM204 110V111H203ZM37 111V110H36ZM64 110H62V112H61V114L62 113H64L63 112ZM73 111H70V112H73ZM75 111H76V109H75ZM81 111H82V109H81ZM88 111V110H87ZM86 111V112H87ZM92 111V110H91ZM100 111V110H99ZM102 111V110H101ZM104 111V110H103ZM106 111H104V112H106ZM125 111V112H124ZM149 111H151V110H149ZM201 111H203L205 114V116L202 114L203 112H201ZM60 112V111H59ZM76 112H78V111H76ZM85 112V113H86ZM90 112V111H89ZM93 112V111H92ZM96 111H94L93 113H95ZM114 112V113H115ZM124 112V113H123ZM137 112V113H136ZM153 112H155L154 110H153ZM157 112V111H156ZM188 112H190V111H188ZM220 112V111H219ZM22 113V114H21ZM65 113H68V110L65 112ZM74 113V112H73ZM80 113V112H79ZM79 113H77V114H79ZM98 113H100V112H98ZM112 113V112H111ZM117 113V112H116ZM116 113H115V115H116ZM190 113V114H191ZM36 114H37V112H36ZM38 114H39V112H38ZM90 114H91V112H90ZM106 114V115H105ZM103 116L105 117V118H107V116H109V115H107L108 113H105ZM118 114L119 115H121V110L118 112ZM150 114H152V113H150ZM68 115V116H67ZM67 115H65V118L64 119H62L61 120V118H60V121H61V123H63L62 121L64 120V123L65 122H69V121H72V124L70 123V124H66V125H69L68 126V128H69V130H70V132L68 131V130H66V132H64V130L62 129V133H60V134H62L61 136H60V134H59V138H58V133L57 134H55V133H52V135H53V137H54V134L56 135V139H58L57 140V143H58V141H59V143H58V145H57V143H56V141H55V143H56V145L55 146H53V147H55L57 150H55L56 151V154H52V155H55V159H54V161L55 162H59V161H63V160H61L62 159V155H63V152H62V149H64V147H65V145H64V143L65 142H67L66 144L69 146V150H68V153H66V154H68V159L67 158H64V160L66 159V160H68L67 162H65V161H63V162H65V164L67 163L69 166H67L66 167V169L65 170H68L66 173H65V181L63 182H61V180H63L64 178H63V175H61L59 178H61V180L58 178V176H59V172L58 173H54V174H50V172L51 171H54L55 172V170L57 171V167L54 169V168H51V171L50 170H48V168H50V167H48V163L47 162H50L51 161V159L49 158V160L50 161H48L47 160V162L46 161H43V159L45 158H39V161H40V163L42 162V163H44V162H46L47 164H45L44 163V165H41V166H45L46 165V167H42V169L44 168H46L47 170H48V173L50 174V175H47L48 173H47V170H41V172H40V174L38 173V171H37V173H38V175H39V177H40V175H41V178L40 179H42V181H40L38 184H40L41 182H42V184L41 185H39V187H42L43 189L42 190H37V188H38V185L36 186L35 185V183H33V182H35V180H30L29 181V179L31 178V179H33L34 178V175H37V174H34L33 172L35 171H31V170H33V169H31L30 170V172H27V169H29V167L27 168L26 166H25V164H23L24 165V167L25 168H27V169H25V170H20V168H22V167H19V169L16 167V169H13L14 168V166H10V167H13V168H10L9 167V163H8V165H6V166H8L9 168H7V170L6 169H2L3 171L4 170H6L5 172H4V176H6V177H3L2 176V174L1 173H3V171L0 173V199H1V203H0V264H77L78 262L79 263H81V264H105V261L107 262V261H111V260H113V262H111L112 264H177V263H179V264H184L183 262H185L186 261V253L188 254L189 252H190V247L187 245V243L189 244V242L191 241L190 240V238H192L191 236H190V234H188V233H184V234H187V236L189 235V237L190 238H186L185 237V235L183 236V234H181V233H179V232H175L174 230H176L175 228L177 227V224L175 223L174 224V221L175 220H172V218L171 217H169L170 219V221L171 222H168L169 223V225L171 226L170 227V233L172 232V231H174L173 233H176L177 234V236H180L179 238H175V237H177L176 235H174V234H171V235H174L172 238L173 239H170V241L168 240V243L166 244L167 246H166V248H165V243L164 242H166L167 240L166 239H168L167 237L168 236H170L169 234H168V232H166L168 235H167V237H166V239L164 238V240L162 239V235H160V236H162V237H160L159 236V238L160 239H162V240H160V239H158L157 241L158 242H156L155 240H153L154 238H157L158 237V235H157V237L156 236H153V238L151 237L152 235H155V233L152 231V230H150V228L151 227H148L147 229L149 230H147L148 232H146V233H144V234H147L148 233V236L147 237H145V239L144 240H146V244H149V245H151V247L153 246V248L151 249H144V250H142V247H140L141 249V251L139 250V243H141V241H143L142 240V234H143V232L144 231H146V230H144L145 229V227L148 225V226H150V225H152V224H147L146 226H145V224H144V221L141 219L142 217H141V213H138V215H134L135 214V211H136V213L137 212H140L139 210L140 209H137L141 204H143L144 202L141 200V198H142V196H146V194L145 195H143L144 194V189H145V186H144V189H141V188H143V187H140V189L141 190H139V182L141 181V179H140V181L138 180L139 178H137V181H139L138 182V184H137V186L136 185H132L131 183V185H129V184H125L126 185V187L129 185V186H133V187H137L138 188V190H139V194L140 195H142L141 197H140V202L142 201L143 203H141V204H139V200H135L134 198H135V196H134V202L132 203L133 205H132V207H135L137 210H135L134 208H130L129 206L131 205V202L132 201H127L128 199H126L125 200V198H126V196H122L121 194H120V192H122V190H124L126 193H127V191H129V192H131V190H128V189H123L122 188V190L119 192V191H117V194H120L122 197H121V200L124 198V200H123V206H122V204L120 203V202H118V203H120L121 204V206H120V204H118L119 206L117 207V203H115V202H117L116 201V193H112V190H111V192L110 193H107V194H109V196L110 197H113V200H115V202L113 201V200H111L110 199V197L109 196H106L105 195V191H106V189L105 188H107L108 189V185H105V186H107V187H105V188H103V186L102 187H100V182L99 183H97L98 181H100V177H101V174H100V177L99 178H97L96 179V181L97 182H95V178L94 177H96V175H94V172L92 171L93 169H91V171L90 172H88L87 174H84V172L86 173V171H83V175H85V176H83L81 173H82V171L80 172V166L79 167H77V164H76V162L78 161H80L81 162V160H75V158L77 159V156H76V154L74 155V151H72L71 153H70V151L71 150H73V149H71L70 147L71 146H75L76 145V148L77 149H79L80 150V148H82V149H84L85 151H86V154L87 155H89V158L88 157H86V160H90V162L93 160V163L94 164H97V163H95V161L94 160H96L97 158L95 157L97 154L95 153V151L94 150H92V148L89 146V145H87V142H86V140H85V138H82L83 136H81V135H85V134H87L88 132H86V130L85 129H83L84 128V126L81 128V130H79V127H77L79 124H78V122L77 121H75L74 120V117H72L71 116V118L70 119H67L68 117H69V115L70 114H67ZM71 115H73L72 113H71ZM79 115H82V114H79ZM79 115H74L75 117H77V116H79ZM86 114H84V116H85ZM88 116H89V113L87 114ZM86 115V117H88ZM94 115V114H93ZM128 115V114H127ZM192 115V114H191ZM200 115L203 117V119H201L200 118ZM38 116V115H37ZM40 116V115H39ZM37 117V118H41V116L40 117ZM47 116V115H46ZM58 116V117H57ZM63 116V115H62ZM100 116V115H99ZM98 115H97V117H99ZM103 116H101V117H103ZM112 116H114V115H112ZM125 117H126V115H124ZM147 116H145V117H147ZM157 116H158V114H157ZM159 116H161V115H159ZM186 116V117H185ZM199 116V117H198ZM42 117V118H43ZM64 117V116H63ZM80 117V116H79ZM103 117V118H104ZM180 117H181V119H180ZM193 117V119H195ZM197 117L198 118H200V119H197ZM260 117H262L261 119H262V121H259L258 123H257V119L258 120H261L260 119ZM14 118H19V121H17L16 120V123L14 122ZM35 118H36V116H35ZM37 118H36V120H37ZM41 118V119H42ZM55 118V119H56ZM78 118V117H77ZM77 118H75L76 120H77ZM80 118H83V115H82V117H80ZM100 118V117H99ZM112 118V117H111ZM114 118H115V120H114V122L115 121H117L118 120V118L119 117H115L114 116ZM133 118V119H132ZM155 118V117H154ZM160 118V117H159ZM169 119V121L167 120V119ZM188 118H189V116H188ZM205 118V119H204ZM20 119H21V121H20ZM34 119V118H33ZM32 119V120H33ZM38 119V120H39ZM45 119H44V121H45ZM66 119V120H65ZM71 119H73V120H71ZM87 119V118H86ZM157 119V118H156ZM165 119L167 120V121H165ZM31 119H29V121H30ZM35 120V119H34ZM33 120V121H34ZM35 120V122H37ZM91 120V119H90ZM104 120V119H103ZM102 120V121H103ZM112 120V119H111ZM130 120V121H131ZM41 121V120H40ZM59 120H58V122H60ZM94 121V120H93ZM100 121V120H99ZM99 121H97V123H99ZM101 121V122H102ZM110 121V120H109ZM109 121H108V123H109ZM119 121V120H118ZM129 121V122H130ZM132 121L130 122V124L132 123ZM158 121V120H157ZM161 121V120H160ZM57 122V123H58ZM67 122V123H68ZM100 122V123H101ZM111 122V121H110ZM146 122V121H145ZM82 123V122H81ZM80 123V124H81ZM86 123H89V122H86ZM91 123H94L95 124V122H91ZM147 123H148V121H147ZM162 123V122H161ZM160 123V124H161ZM181 123V122H180ZM179 123V124H180ZM184 123V122H183ZM186 123V122H185ZM188 123V122H187ZM3 124H2V126H3ZM15 124V126L16 127H14V126H12V125H14ZM23 124L24 125H28L27 126V128L29 129V131H28V129L26 128V126H24L25 127V129L28 131L27 132V134L28 135H25L26 134V132H25V129H23ZM30 124V125H29ZM83 124H84V122H83ZM94 124H93V126H94ZM107 124V123H106ZM133 124V123H132ZM82 125V124H81ZM91 125V124H90ZM96 125V124H95ZM98 125V124H97ZM97 125H96V127H95V129L97 128V130H99L98 128H102V123L101 124H99V127H97ZM104 125V124H103ZM117 125L118 124H116V122L115 123H112V125L110 126V130L112 131V133H114V130H115V128L117 127ZM157 125V124H156ZM155 125V126H156ZM163 125V124H162ZM199 125H197L198 127H199ZM42 126V127H43ZM56 126V125H55ZM59 126V125H58ZM107 126H108V124H107ZM122 126V125H121ZM160 126V125H159ZM187 126V125H186ZM244 126V127H243ZM61 127V126H60ZM59 127V128H60ZM63 127V126H62ZM88 127V126H87ZM106 127V126H105ZM133 127H134V125H133ZM147 127H148V125H147ZM154 127V126H153ZM173 127V126H172ZM1 128V127H0ZM67 128V127H66ZM65 128V129H66ZM94 128V127H93ZM100 128V129H101ZM109 128V127H108ZM131 128V127H130ZM187 128H188V130H187ZM194 128V129H193ZM242 128V129H241ZM243 128L245 129V130H243ZM255 128H256V130H255ZM41 129V128H40ZM47 129V130H46ZM50 129H51V131H50ZM55 129H57V128H55ZM61 129V128H60ZM59 129V131L61 132V130ZM102 129H104V128H102ZM144 129H145V127H144ZM149 129V128H148ZM164 129V128H163ZM254 129V130H253ZM23 130H24V133H23ZM43 130V129H42ZM82 130H85V131H82ZM137 130V129H136ZM160 130H161V126H160ZM159 130V131H160ZM246 131L245 132V138H249V140L247 139V140H245L243 137L241 138V135L243 136L244 134H242L241 133V131ZM58 131V130H57ZM56 131V132H57ZM58 131V132H59ZM93 131V130H92ZM91 130H90V132H92ZM110 131V132H111ZM174 131H176L175 129H174ZM173 131V132H174ZM220 131L222 132V133H220ZM242 131V132H243ZM157 132V131H156ZM44 135H43V134ZM103 133V132H102ZM176 133V132H175ZM178 133V132H177ZM194 133V134H193ZM247 133V134H246ZM121 134V133H120ZM161 134V133H160ZM174 134V133H173ZM68 135H70L69 137L70 138H72L71 140H69V142L71 141L72 143H73V145H72V143L70 142V144H68V141H66V137L68 136ZM156 135H159V133H156ZM163 135V134H162ZM167 135V134H166ZM176 134H174V136H175ZM179 135H181L180 133H179ZM263 135V136H262ZM122 136H124V134L122 135ZM171 136V135H170ZM44 137V138H45ZM68 137V138H69ZM151 137V136H150ZM176 137V136H175ZM178 137V136H177ZM47 138V139H48ZM52 138V137H51ZM94 138V137H93ZM132 138V137H131ZM163 139H165L166 137H162ZM162 138H160L161 140H163ZM167 138H168V135H167ZM54 139H55V137H54ZM53 139V140H54ZM83 139V140H82ZM100 135L98 136V138H96V141H95V144H94V147L96 148V149H98V146H99V142H100ZM156 138H154V140H155ZM158 139V138H157ZM177 139V138H176ZM219 139H221L222 141H219ZM243 139V140H242ZM263 139V140H262ZM49 140V139H48ZM94 140V139H93ZM109 140H110V138H109ZM113 140V139H112ZM135 140V139H134ZM138 140V139H137ZM160 140V141H161ZM169 140H170V138H169ZM172 140V139H171ZM170 140V141H171ZM175 140V139H174ZM245 140V141H244ZM50 141H51V139H50ZM50 141H49V143H50ZM84 141V142H83ZM133 141V140H132ZM132 141L130 142V143H132ZM180 141V142H181ZM33 142H34V144H33ZM52 142V141H51ZM83 142V143H82ZM106 142H109V141H106ZM165 142V141H164ZM181 142V143H182ZM187 142V143H186ZM210 142V144L211 145H208V143ZM221 142V143H220ZM48 143V144H49ZM54 143V142H53ZM118 143V142H117ZM135 143V142H134ZM148 143H150V142H148ZM220 143V144H219ZM223 143V144H222ZM47 144V145H48ZM136 144V143H135ZM135 144H134V146H135ZM154 144V143H153ZM170 144V143H169ZM213 144V145H212ZM219 144V145H218ZM248 144H249V146H248ZM50 145V144H49ZM109 145H111V143H109ZM216 145H218V150L216 149ZM248 146V148L250 147V145L252 146L251 148V150H253L252 152H254V153H250L251 151H249V154H248V156L246 157V155H247V153L248 152H243V151H245L244 150V146ZM44 146L42 147V148H44ZM113 146V145H112ZM140 146V145H139ZM142 146V145H141ZM179 146H180V143H179ZM180 146V147H181ZM192 146V147H193ZM206 146V145H205ZM222 146V147H223ZM225 146V147H226ZM52 147V146H51ZM92 147H93V145H92ZM115 147V146H114ZM117 147V146H116ZM115 147V148H116ZM119 147H121V146H119ZM161 147V146H160ZM48 148H49V146H48ZM47 147H45V149H48ZM73 148V147H72ZM75 148V150H77ZM112 148V147H111ZM139 148H141V147H139ZM157 148V147H156ZM170 148H172V147H170ZM177 148V147H176ZM175 148V149H176ZM181 148V149H182ZM211 148V149H210ZM215 148V149H214ZM247 148V147H246ZM263 148V151H261V149ZM15 149H19V150H17V152L18 153H21V157H20V155L18 156V158H17V161H14V159H16V158H13V156H14V154H15ZM22 149V150H21ZM33 149H34V151H33ZM53 152H54V150H53V148H50ZM94 149V148H93ZM109 150H110V147L108 148ZM142 149V148H141ZM203 149H204V147H203ZM65 150V149H64ZM63 150V151H64ZM67 150V149H66ZM65 150V151H66ZM79 150H77V151H79ZM101 150V149H100ZM121 150V149H120ZM125 150V149H124ZM127 150H128V153H129V158L130 159H132L133 160V145L131 146V144H129L128 145V148H127ZM156 150V149H155ZM158 150V149H157ZM183 150V149H182ZM188 150V149H187ZM211 150H214L213 151V154H212V151ZM249 150H250V148H249ZM41 151H44V149L43 150H41ZM46 151V150H45ZM48 151V150H47ZM52 151H50V152H52ZM115 151H116V149H115ZM180 151V150H179ZM184 151V150H183ZM182 151V152H183ZM189 151V150H188ZM210 151H211V153H210ZM239 151V152H238ZM246 151H248V149L246 150ZM97 152V151H96ZM103 151L101 150V153H99V155H101V154H103L102 153ZM123 152H125V151H122L121 152V154L123 153ZM205 152V151H204ZM225 152V151H224ZM224 152H222V153H224ZM42 153V152H41ZM41 153H39V154H41ZM55 153V152H54ZM77 153V152H76ZM79 153V152H78ZM81 153H82V150H81ZM84 153V152H83ZM107 154H110L111 152L110 151H108L107 150V152H106ZM113 153H115L114 151H113ZM112 153V154H113ZM119 153V152H118ZM127 153V152H126ZM128 153H127V155H128ZM180 153H181V151H180ZM219 153V152H218ZM228 152H226L225 153V155L227 154ZM51 154V153H50ZM66 154L64 153V155L63 156H66ZM106 154V155H107ZM112 154H110V156L112 155ZM123 154H125V153H123ZM131 154V155H130ZM183 154V153H182ZM192 154V155H193ZM203 156L205 155V154H203V153H201ZM228 154V155H229ZM29 155V154H28ZM42 155H43V153H42ZM44 155H47V154H44ZM80 155V153L78 154V156ZM143 155V154H142ZM186 155H188V154H186ZM190 155V154H189ZM202 155H199L198 157H200V156H202ZM222 155H224V154H222ZM225 155H224V157H225ZM228 155L226 156V157H228ZM232 155V156H231ZM236 155L234 156V157H236ZM40 156V155H39ZM48 156V155H47ZM46 156V157H47ZM81 156V155H80ZM104 156V155H103ZM114 156H115V158H116V155L114 154ZM117 156H119V155H117ZM141 156V155H140ZM206 156V155H205ZM41 157V156H40ZM49 157H51V156H49ZM82 157V156H81ZM80 157V158H81ZM101 157H102V155H101ZM101 157H99V158H101ZM107 157H109V155L108 156H106V158ZM122 157V156H121ZM128 157V156H127ZM139 157V156H138ZM167 157V156H166ZM190 157L192 158V156L190 155ZM209 157V158H210ZM220 157H223V156H220ZM219 157V158H220ZM230 157H228V158H230ZM257 157V158H256ZM53 158V157H52ZM88 158V159H87ZM95 158V159H94ZM97 159L98 160V162H99V160H100V162H101V159ZM103 158V157H102ZM113 158V157H112ZM111 158V162H127V161H125L124 160V158H122V160H115V158L114 159H112ZM118 158V157H117ZM136 158V157H135ZM170 158V157H169ZM42 161H41V160ZM46 159H48V158H46ZM46 159H44V160H46ZM78 159H79V157H78ZM83 159H84V157H83ZM204 158L202 157V161H201V159H199V161L200 162H203V164H204V160H203ZM221 159H223V158H221ZM225 159H227V158H225ZM224 159V160H225ZM104 160V159H103ZM127 160H129V159H127ZM132 160H130V161H132ZM138 160V159H137ZM166 160V159H165ZM171 160V159H170ZM190 160V159H189ZM216 160L217 159H214V161L216 162ZM219 160V159H218ZM228 160V159H227ZM230 160V159H229ZM231 160H233V159H231ZM230 160V161H231ZM85 161V160H84ZM135 162H136V160H134ZM145 161V160H144ZM178 161V160H177ZM191 161V160H190ZM195 161H197V159L195 160ZM206 161V163L205 164H207V162H208V160H205ZM214 161H209L210 163L211 162H214ZM236 161H235V159H234V161H231V162H235V164H236ZM21 162L23 163V160H21ZM20 162V163H21ZM24 162H25V160H24ZM36 162H38V160L36 161ZM69 162H70V164H69ZM73 162V163H72ZM86 163H84L85 165H88V162L87 161H85ZM105 162V161H104ZM110 162V163H111ZM139 162V161H138ZM153 162V161H152ZM162 162V161H161ZM222 162H224L223 160H222ZM241 162V163H240ZM247 162H250V164H251V166H250V169L248 168V170H247V168H246V164H248ZM52 163H53V161H52ZM92 163V164H93ZM102 163V162H101ZM106 163V162H105ZM105 163H102V165H104ZM110 163H108V164H110ZM132 163V162H131ZM169 163H171V161L169 162ZM218 163V162H217ZM230 163V162H229ZM228 163V164H229ZM3 164V165H2ZM39 164V163H38ZM38 164H33V166L34 165H36L35 167H37V165ZM56 164H58V163H55V165ZM82 164V163H81ZM90 164V163H89ZM92 164H90L91 166H90V168L92 167ZM100 164V163H99ZM114 164V163H113ZM117 164V163H116ZM133 164V163H132ZM137 164V163H136ZM202 164V163H201ZM221 164V163H220ZM228 164H226V165H228ZM234 164V163H233ZM241 164H245L244 166L245 167H243V166H241ZM249 164V165H250ZM2 165V166H1ZM13 165V164H12ZM29 165V164H28ZM53 165V164H52ZM101 165V166H102ZM112 164H110V166H111ZM134 165H135V163H134ZM209 166L208 167H206V166H204V169H208L211 165H212V163H211V165L210 164H208ZM213 165H218L216 168L214 167V166H212V167H210L209 169H211V168H213L212 170H215V171H212V174H213V177H214V175H216V173H217V175H216V181H220L219 183H221V181H222V186L220 185V184H218V182L217 183H215L214 182V184H218V185H220V188H217L216 187V185H214V188H213V191L217 188L218 190H219V192L221 191V189H224V185L227 187V185L228 184H224V183H228L227 181H226V179L228 178V176H226V175H224V174H220L219 172H221V168L223 169L224 167H222L221 165H219V164H213ZM232 165V164H231ZM238 165V164H237ZM20 166H21V164H20ZM32 166V167H33ZM63 166V165H62ZM81 166H84V165H81ZM96 166V165H95ZM94 166V167H95ZM106 167H107V165H105ZM118 166V165H117ZM128 166V165H127ZM131 166V165H130ZM203 166V165H202ZM202 166H201V168H202ZM221 168H220V167ZM225 166V165H224ZM263 166V168L261 169V167ZM39 169H40V164H39ZM48 167V168H47ZM58 167H61L60 165L58 166ZM65 167V166H64ZM86 166H84V168H85ZM94 167H92V168H94ZM98 166H96V168H97ZM112 167H113V165L111 166V170L110 171H112ZM120 167V166H119ZM179 167V166H178ZM206 167V168H205ZM240 167H242V168H240ZM248 167V166H247ZM4 168H5V166H4ZM34 168V167H33ZM83 168V170H85ZM87 168V167H86ZM90 168H88L89 170H90ZM105 168V167H104ZM114 168H116L115 167V164H114ZM118 168V167H117ZM140 168H141V166H140ZM220 168V169H219ZM1 169H0V171H1ZM24 169V168H23ZM38 169V170H39ZM52 169H54V170H52ZM82 169V168H81ZM101 170H104V172H106L105 171V169H103V168H100ZM109 169H110V167H109ZM124 169V168H123ZM204 169H202V170H204ZM225 169V168H224ZM243 171H242V170ZM244 169H246L247 171H245ZM63 170V169H62ZM87 170V169H86ZM98 169H96V171H97ZM118 170H120V169H118ZM129 170H130V168H129ZM160 170V169H159ZM217 170V171H216ZM218 170H219V172H218ZM95 171V170H94ZM113 171L114 172H112V175L114 174H116L115 173V170L113 169ZM139 171H141V170H139ZM137 172V173H140V172ZM150 171H152V170H150ZM163 170H161V171H158V174H161V173H163L162 172ZM181 171H183V170H181ZM180 171V172H181ZM239 171H241L242 173H244V174H242L241 172H239ZM97 172H99L100 173V170H98ZM103 172V174L104 175H106V173H104ZM132 172H134V171H132ZM153 172V171H152ZM155 172V171H154ZM184 172V171H183ZM187 172V171H186ZM207 172V171H206ZM209 172V171H208ZM222 172H224L223 170H222ZM246 172V173H245ZM52 173V172H51ZM99 173H95V174H99ZM109 173V172H108ZM107 173V174H108ZM111 173V172H110ZM109 173V174H110ZM120 173V172H119ZM121 173H123V172H121ZM125 173H127V172H125ZM167 173V172H166ZM6 174V175H5ZM34 174V175H33ZM103 174H102V177H103ZM135 174V173H134ZM144 174V173H143ZM145 174H147V173H145ZM149 174H151V173H149ZM155 174L156 173H154V174H152V177L154 178H156L157 176H155ZM157 174V175H158ZM187 174V173H186ZM186 174H185V176H186ZM191 174V173H190ZM201 174V173H200ZM206 174V173H205ZM52 175H53V177L55 176L56 178H57V180L55 179V178H53L52 177ZM74 176V180H72L73 182H70L71 181V177H69V176ZM94 175V176H93ZM123 175V174H122ZM126 175V174H125ZM154 175V176H153ZM161 175H163V174H161ZM160 175V176H161ZM181 175V174H180ZM222 175V176H221ZM243 175V176H242ZM32 176H33V178H32ZM48 176H51V177H49L48 178ZM92 176H93V178H92ZM119 176H121V175H119ZM128 176V175H127ZM126 176V177H127ZM148 176V174L146 175V177ZM164 176V175H163ZM191 176V175H190ZM203 176V175H202ZM206 175H204V177H205ZM217 176H218V178L220 179V177L219 176H221V179L219 180V179H217ZM227 177V178H224V177ZM30 177V178H29ZM97 177H98V175H97ZM133 177H135V176H133ZM149 177V181H150V175L148 176ZM147 177V178H148ZM169 177V176H168ZM168 177H166V179L168 178ZM176 177H178V176H176ZM180 177V176H179ZM7 178V179H6ZM52 180L51 178H53V179H55L54 181L56 182L57 181V183H58V181L61 183V185H58L57 186V184L56 185H54V184H51V183H49L50 181L48 180ZM105 178V177H104ZM107 178L109 179V177H108V175H107ZM105 179V181L106 180H108V179ZM144 177H142V179H143ZM183 178V177H182ZM185 178H188V176L187 177H185ZM237 178V179H236ZM66 179H67V181L68 180H70L69 182L70 183H68V184H65V182H66ZM102 180V182L104 181L103 180V178H101ZM111 179H113V178H111L110 177V180ZM116 179V178H115ZM120 180H119V182L120 181H123L124 179L126 180V178H124L123 180H121V178H119ZM132 178H129V181L131 180ZM136 178H134V180H135ZM163 179V178H162ZM165 179V180H166ZM203 179V178H202ZM204 179H206V178H204ZM215 179V178H214ZM214 179L212 178L211 179V177H210V181H214ZM48 180V181H47ZM127 180H128V178H127ZM146 180V179H145ZM145 180H143L142 181V184L140 183V185H144V183H146L147 182V180H146V182H145ZM153 180V179H152ZM161 180V179H160ZM172 180V179H171ZM183 180H184V178H183ZM30 183H29V182ZM31 181H33V182H31ZM39 180H37V182H38ZM74 181L76 182V184H74V185H76V187H74L73 186V183H74ZM109 181V180H108ZM107 181V183H109ZM112 181V180H111ZM113 181H114V179H113ZM116 181H118V179L116 180ZM132 181H133V179H132ZM136 181V180H135ZM154 181V180H153ZM177 181V180H176ZM196 181V180H195ZM198 181H199V179H198ZM202 181H205V180H202ZM226 181V182H225ZM52 182V181H51ZM55 182H53V183H55ZM84 182V183H83ZM115 182V181H114ZM114 182H112V183H114ZM119 182H115V185L118 183L119 184ZM126 182H128V181H125L124 183H126ZM154 182H156V181H154ZM161 182V181H160ZM159 182V183H160ZM197 182V181H196ZM62 183H64V184H62ZM122 183V182H121ZM148 183V182H147ZM151 183H153L152 181H151ZM151 183H149L150 185H151ZM157 183V182H156ZM156 183H153V184H156ZM162 183V182H161ZM187 183V182H186ZM201 183V182H200ZM59 184V183H58ZM135 184V183H134ZM149 184H147V185H149ZM184 184V183H183ZM191 184V183H190ZM190 184L188 185V186H190ZM197 184H199V183H197ZM233 184V185H234ZM238 184V185H237ZM52 185V186H51ZM102 185V184H101ZM104 185V184H103ZM114 185V184H113ZM149 185V187H152L153 185H151L150 186ZM185 185V184H184ZM203 185V187L204 188H202V191H203V189H205V188H207V186H208V188H210V185H207L206 187L204 186V184H202ZM201 185V186H202ZM206 185V184H205ZM233 185H232V187H233ZM50 186V187H49ZM110 186V185H109ZM119 186H122V185H119ZM155 186V185H154ZM158 186V185H157ZM162 186V185H161ZM163 186H165V185H163ZM170 186V185H169ZM174 186V185H173ZM195 186V185H194ZM67 187H73V188H75L74 190H73V188L71 189V188H67ZM135 187V188H136ZM156 187V186H155ZM186 187V186H185ZM191 187V186H190ZM192 187H193V185H192ZM231 187V186H230ZM111 188H113L112 187V184H111ZM111 188H109V189H111ZM115 188V187H114ZM128 188H131V187H128ZM147 188V187H146ZM158 188V187H157ZM164 188V187H163ZM166 190H167V192H169V187L167 186V184H166ZM165 188H164V191L166 192V190H165ZM168 188V189H167ZM184 188V187H183ZM189 188V187H188ZM188 188L187 189H185V190H187V192H190L189 190L191 189V190H193V189H195V188H189V190H188ZM207 188V189H208ZM39 189H41V188H39ZM67 189V190H66ZM69 189V190H68ZM105 189V190H104ZM198 189V188H197ZM207 189L205 190L206 192H207ZM212 189V188H211ZM217 189L215 190V191H217ZM239 189V188H238ZM16 190H18L19 192H17ZM96 190L98 191V193L100 194H97V196H95L96 195ZM136 190V189H135ZM135 190H133L134 192H135ZM152 191V188L151 189H149V191ZM172 190V189H171ZM176 190V189H175ZM175 190H174V195H173V192H172V194L171 195H173V197L175 198V197H177V195H175ZM178 190V189H177ZM199 190V189H198ZM209 190V189H208ZM226 190V189H225ZM241 190V189H240ZM38 191H39V193H40V191H41V193H42V191H44V192H46L45 194H44V192L42 193V196L40 195V194H38ZM70 192L71 194H68V195H66L67 193L66 192ZM108 191V190H107ZM110 191V190H109ZM147 191V190H146ZM154 191V190H153ZM155 191H156V188H155ZM162 191H163V189H162ZM161 191V193H163ZM178 191H180V190H178ZM199 191H201V190H199ZM204 191V192H205ZM213 191H212V193H213ZM214 191V192H215ZM223 191V190H222ZM227 191H229V189L227 190ZM233 191V192H234ZM19 193V194H17V193ZM119 192V193H118ZM133 192V193H134ZM157 192V191H156ZM158 192L160 193V191H159V189H158ZM166 192V194H168ZM192 192H194V190L192 191ZM205 192V193H206ZM210 192V191H209ZM233 192H232V194L231 195H234L235 197H236V193L234 192V194H233ZM37 193V194H36ZM66 193V194H65ZM102 193V194H101ZM133 193H128V194H133ZM147 194H148V192H146ZM179 192H177V194H178ZM199 194H200V192H198ZM215 193H217V192H215ZM215 193H213V195H212V198H213V196H215L216 194ZM223 193H226V192H224L223 191ZM229 193H231V191L230 192H228V194ZM63 194H65V196L63 195ZM114 194V195H113ZM123 194L124 195H126L124 192H123ZM127 194V195H128ZM137 194H138V191H137ZM183 194V193H182ZM189 194V193H188ZM187 194V196H189ZM190 194H191V192H190ZM207 194H209L208 192H207ZM211 194V193H210ZM210 194H209V196H210ZM218 195H216L215 196V198H213V200H217L218 198L217 197H219V195H221V193H217ZM242 194V195H241ZM241 194H239V195H237V197L238 196H244L245 195V193H241ZM244 194V195H243ZM247 194V193H246ZM99 195V196H98ZM112 195V196H111ZM130 195V196H131ZM136 195V194H135ZM159 195V194H158ZM183 195H185V194H183ZM192 195V194H191ZM204 195V194H203ZM203 195H201V197L203 196ZM224 195V194H223ZM222 195V197H224ZM61 196H63L64 198H63V200H60V197ZM108 197V200L109 201H113L114 203H115V205H114V203H113V207H112V204L109 206V207H107V208H110V210L108 209V211H107V213L109 212V214L107 215L106 214V210H105V207H106V205H105V199H106V197ZM119 196V195H118ZM137 196V195H136ZM150 196H153V194H152V192H151V195ZM163 195H161V197H162ZM115 197V198H114ZM137 197H139V196H137ZM148 197H149V195H148ZM156 197V196H155ZM160 197V196H159ZM160 197V198H161ZM165 197H166V195H165ZM168 197H169V199H168ZM168 197H166L165 199H167L166 201H165V203L163 202L162 204H161V201L159 202L160 203V205L158 204V202H154L153 201V203H155L156 205H159V207L158 206H155V204L153 205V206H151L152 208H150L149 206V208L150 209H153L154 208V206H155V210L153 209V211L152 212H154V215L155 216H159L160 215V217L161 216H163L164 214H170V215H172V213L174 214L175 213V215L177 214V217H180V219L181 220H186L185 222H187V219H188V222L191 224L192 223V225H193V222H192V220H194L196 217H197V215H199V212L200 213H202L201 211H199V209H197L196 207H198L199 208V204L201 203V202H199L198 200H199V198H201L200 196L198 197L197 195L195 196L196 198L198 197V200H196L197 202H199V204L196 206V205H194L195 206V209H196V211L198 212V214L196 213V211H194L193 210V212H195L197 215L196 216H194L195 214H189V212H191V211H188V210H186V211H188V212H186L185 211V213H188L189 214V217H187V215L185 216V215H182L181 213H183V211L181 212L179 209H177V211H175L174 212V208L172 209L171 207H170V205L172 206V202L174 203L175 202V200L174 201H172L173 200V197L172 196H170V194H169V196ZM180 197V196H179ZM194 197V196H193ZM221 197V198H222ZM230 197H233V196H230ZM236 197V198H237ZM249 197H247L248 199H250ZM43 198V199H42ZM46 198V200L47 199H49V200H47L48 202L46 203V202H43V203H45L47 206H48V209H45V204L43 205V203H41L42 202V200L44 201V199ZM119 198H120V196H119ZM128 198V197H127ZM153 198V197H152ZM157 198H158V196H157ZM159 198V199H160ZM178 198V197H177ZM181 198H183V197H181ZM181 198H180V201H181ZM185 198V197H184ZM184 198L182 199V200H184ZM189 197H187L186 199H188ZM191 198V197H190ZM205 198V197H204ZM212 198H210L209 200L211 201L212 200ZM217 198V199H216ZM239 198V197H238ZM24 201H23V200ZM61 199H62V197H61ZM117 199H118V197H117ZM131 199V198H130ZM164 199V200H165ZM234 199L235 198H233V201H234ZM107 200V199H106ZM120 200V201H121ZM132 200V199H131ZM157 200V199H156ZM189 200V199H188ZM190 200H192V199H190ZM195 200V199H194ZM193 200V201H194ZM202 200H204L203 198H202ZM206 200V199H205ZM222 200H226V198L224 199V198H222ZM221 200V201H222ZM237 200H239V199H236V201ZM240 200H243L242 202H243V204L245 203V204H247L248 203V201L246 202V200H244V197L243 198H241ZM119 201V200H118ZM136 201V202H135ZM172 201V202H171ZM180 201H179V204H176V206L177 205H180V208H181V206L183 205V204H186V202H184V201H182V202H184L183 204H181L180 203ZM192 201V202H193ZM195 201V203H197ZM219 201V200H218ZM220 201V202H221ZM232 201V200H231ZM228 202V203H233V202ZM111 202H109V203H111ZM128 202H130V203H128ZM138 202V205L136 204ZM176 202H177V200H176ZM239 202V201H238ZM241 202V201H240ZM60 203H61V205H60ZM188 203V202H187ZM189 203H191V202H189ZM227 203V204H228ZM107 204V203H106ZM168 204H170L169 206H168ZM213 204H215L214 202H213ZM213 204L211 203V205L213 206ZM216 204H219V203H217L216 202ZM221 204H222V202H221ZM220 204V205H221ZM226 204V205H227ZM233 204H236V203H233ZM232 204V205H233ZM163 205V206H162ZM174 205H175V203H174ZM191 205H192V203H191ZM220 205H217L218 207L220 206ZM242 205V204H241ZM25 208V209H22V210H24V211H26V212H21L22 210H21V208H23V207ZM47 206H46V208H47ZM60 206V207H59ZM147 206V205H146ZM146 206H144V204L141 206L142 208H141V212H142V209L144 208V207H146ZM186 206H188V204L186 205ZM185 206V207H186ZM194 206H192L193 208H194ZM206 206V205H205ZM208 206V205H207ZM229 206V205H228ZM237 206V205H236ZM249 206L250 205H248V208H249ZM112 207V208H111ZM117 207V209L118 208H120L121 210H122V212H121V214L117 217V215L119 214L118 212V214L117 215H115V213H113V211H114V209ZM160 207H162V208H160ZM170 207V208H169ZM175 207V206H174ZM184 207V206H183ZM217 207V208H218ZM251 207V206H250ZM27 208V209H26ZM83 208L85 209V211L83 210ZM128 208H130V209H134V210H129L130 212H132V211H134V213H130V212H128L127 213V210H128ZM149 208H147L146 207V210L147 209H149ZM160 208V209H159ZM178 208H179V206H178ZM189 208L191 209V207L189 206ZM189 208H187V209H189ZM206 209H207V207H205ZM205 208H203V209H205ZM213 208V207H212ZM228 208V207H227ZM241 208H245V206L243 205V207H240L239 209L242 211H240V213H243V212H245L244 210H247L248 211V209H241ZM13 211H12V210ZM117 209H115V210H117ZM119 209V210H120ZM145 209V208H144ZM143 209V210H144ZM168 209H172L171 210V212H170V210L168 211ZM183 209H185V208H183ZM182 209V210H183ZM201 209V208H200ZM205 209V211H207ZM214 209V208H213ZM229 209L231 210L232 208H230L229 207ZM12 211L13 212V214L12 213H9V211ZM19 210H20V212H19ZM120 210V211H121ZM145 210V211H146ZM159 210H160V213H158L159 212ZM176 210V209H175ZM178 210H179V212H181V213H179V216H178ZM249 210H251V208H249ZM118 211V210H117ZM156 211H158L156 214H155V212ZM215 211H217L216 209L213 211V212H215ZM232 211V210H231ZM246 211V212H247ZM252 211H253V209H252ZM255 211V210H254ZM148 212V211H147ZM147 212H145L146 213V215H148L147 214ZM150 212V211H149ZM208 212H209V209H208ZM213 212H209V215H210V213H213ZM218 212V211H217ZM221 212H223L222 210H221ZM221 212H219V213H221ZM230 212V211H229ZM248 212H251V211H248ZM247 212V213H248ZM15 213V214H14ZM28 213V214H27ZM54 213L56 214V216L54 215ZM98 213V217L96 218V216H94V218L92 217V215L93 214H97ZM113 213V214H112ZM132 214V216H133V218H134V216H137L136 218H138V216L140 217V221H141V223H143V224H140V227L139 226H136V223L135 222H138V221H134L133 219V221L130 219H127V216H129L130 214ZM143 213V212H142ZM184 213V214H185ZM223 213H226V212H223ZM232 213V212H231ZM235 213V212H234ZM254 213H256V212H254ZM254 213H253V215H254ZM23 214V215H22ZM91 214V215H90ZM217 214V213H216ZM233 214V213H232ZM244 214V213H243ZM242 214V215H243ZM251 214V213H250ZM249 214V215H250ZM14 215L16 216V215H18L17 217L19 218V221H18V219H14V220H11L12 218H9V217H13L14 218ZM22 215V216H21ZM104 215L106 216V218L104 217ZM145 215V214H144ZM143 215V216H144ZM153 214L151 213L150 215H148L147 217V219H151L152 220V216ZM175 215L173 216V217H175ZM215 214H213V216H214ZM234 215V214H233ZM233 215H231L230 213H226V217L225 218H228V219H230L231 218V216H233ZM236 215V214H235ZM252 215V214H251ZM257 215V214H256ZM21 216V217H20ZM112 216H116V218H118L117 219V221H115L114 220V217H112ZM132 216L130 217V218H132ZM183 216V217H182ZM211 216H212V214H211ZM223 216H225V214L223 215ZM237 216V215H236ZM160 217L158 218V220H159V223L158 222H156L157 224H160V222H166V220H165V218H161L160 219ZM177 217H176V219H177ZM187 217V219H185ZM195 217V218H194ZM203 216H199V217H197L199 220H198V222L200 223H198V227H199V225H204L203 223H202V220H201V218H202ZM204 217H206L205 215H204ZM203 217V218H204ZM208 217H210V216H208ZM222 217V216H221ZM235 217V216H234ZM255 217V216H254ZM87 218H89L92 222H90V224H88L87 223ZM96 218V219H95ZM115 218V219H116ZM135 218V219H136ZM167 218H168V216H167ZM166 218V219H167ZM196 218V219H197ZM207 218V217H206ZM205 218V220H203V222L205 221L206 223H207V221H209V220H207V219H209V218H207L206 219ZM213 218V217H212ZM217 218H218V216H217ZM223 218V217H222ZM221 218V219H222ZM224 218V219H225ZM237 218V217H236ZM240 218V217H239ZM242 218H244V220H246L247 219V216H246V219H245V217L243 216ZM250 218V217H249ZM253 218V217H252ZM111 219H113L114 221H112ZM120 219V220H119ZM122 219V220H121ZM145 219H146V217H145ZM221 219H218L219 221H221ZM223 219V220H224ZM228 219H226V221L227 222H229V221H232L231 219L230 220H228ZM258 219H260V221H258ZM16 220V221H15ZM52 220V224H49V222ZM131 221V226L133 227V225H134V223H135V225H134V227L133 228H135L136 229V227H139V229L138 230H134L135 232L137 231V234L138 235H140V231L142 232V234L138 237L139 239L138 240H136L135 241V236H137V234H134L135 236H134V238H131V237H129V230H132V229H129V230H127L128 229V227H127V229H126V227H125V224H127L126 223V221ZM136 220H138V219H136ZM157 220V219H156ZM178 220H179V218H178ZM222 220V221H223ZM237 220H241V219H237ZM252 220H254V219H252ZM251 220V218H250V221H252ZM119 221H121V222H119ZM196 221L197 220H195L194 222L196 223ZM234 221H235V219H234ZM19 222V223H18ZM145 222H146V220H145ZM147 222H149V221H147ZM146 222V223H147ZM151 222V221H150ZM153 222V221H152ZM184 222V223H185ZM204 222V223H205ZM226 222V223H227ZM241 222V221H240ZM246 222H248L247 220H246ZM51 223V222H50ZM140 223V222H139ZM179 223V222H178ZM236 223V222H235ZM238 223V222H237ZM248 223H250V222H248ZM138 224V223H137ZM186 224V227L188 228V226H187V223H185ZM218 224V223H217ZM229 224V223H228ZM232 225H231V228H226L227 230L229 229L230 231H227V236H228V232H229V236L231 237V238H229V236H228V238H229V241H232V240H230V239H235L236 240V238H233V235H234V230H235V226H236V224L235 225H233L234 223H231ZM242 224V223H241ZM108 225V226H107ZM128 226H130L129 225V223L127 224ZM139 225V224H138ZM142 225H144V226H142ZM176 225V226H175ZM179 225V224H178ZM191 225V226H192ZM225 225H227V224H225V220H224V226L222 227V228H224L225 227ZM248 225V224H247ZM246 225V226H247ZM105 226H107L108 227V231H109V233L110 234H108V232L107 231H105L104 229H107ZM131 226L129 227V228H131ZM157 226H159V225H157ZM195 226H197V225H195ZM195 226H194V229H195ZM229 227H230V224L228 225ZM238 226H239V224H238ZM245 226V225H244ZM258 226V227H259ZM87 227H90V228H87ZM185 227V228H186ZM198 227H196L197 229H198ZM205 227H210V226H208V223H207V226H205ZM214 227V231L215 232H219V231H216L215 230V224H213V225H211V227L209 228V230L212 232V230H211V228H213ZM219 227V226H218ZM237 227V226H236ZM159 228V227H158ZM167 228V227H166ZM165 228V230L167 231L168 230V228H169V226H168V228L166 229ZM181 228H182V230H183V227H181V225H180V227L178 226L177 227V229H179L181 232H182V230H181ZM190 228V227H189ZM202 228V227H201ZM217 228V227H216ZM221 228V229H222ZM239 228H240V231H242V233L245 231L244 229H242V227H240L239 226ZM250 228V227H249ZM87 229H90V232H92V231H96L97 232V238H95V239H92V240H90V241H87L88 243H85L84 242V230H85V232L87 231ZM163 229H164V227H163ZM163 229H160V230H162L163 231ZM203 229V231L204 230H206V229H208V228H202ZM219 229H220V227H219ZM218 229V230H219ZM220 229V230H221ZM234 229V230H233ZM237 229V228H236ZM242 229V230H241ZM254 230V232H258L259 233V231H257L255 228H253ZM99 230V231H98ZM157 230H159V229H157ZM190 230V229H189ZM189 230H188V232H189ZM191 230H193V226H192V228H191ZM199 230V229H198ZM197 230V231H198ZM208 230V231H209ZM247 230V229H246ZM256 230V231H255ZM139 231V232H138ZM162 231H160V232H162ZM176 231H178V230H176ZM186 231V230H185ZM196 231V230H195ZM201 231V230H200ZM200 231H198V232H200ZM213 231V232H214ZM251 231V230H250ZM252 231V232H253ZM48 232H52V235H51V237H48V235L50 234H48ZM89 232V231H88ZM134 232V233H135ZM153 232V234H151ZM163 232H165V231H163ZM191 232V231H190ZM197 232V233H198ZM205 232H207V230L205 231ZM205 232H203L204 234H205ZM248 232H249V229H248ZM105 233H107V235H105L104 236V234ZM166 233H164L165 234V236H166ZM194 233V232H193ZM192 233V234H193ZM197 233H195V234H193L192 236H193V239H195V236H196V234ZM219 233H221V231L219 232ZM219 233H213V234H215L214 236H217L216 234H219ZM256 233L254 234V235H256ZM258 233H257V235H258ZM262 233H263V230H262ZM88 235H89V233H87ZM128 234V239H126L125 240V237H126V235ZM130 234H131V232H130ZM132 234H133V230H132ZM160 234H162V233H160ZM163 234V235H164ZM180 234V235H179ZM203 234V235H204ZM208 234V233H207ZM241 234V233H240ZM244 234V233H243ZM242 234V235H243ZM260 234V233H259ZM149 235H151L150 237H149ZM199 235L201 236L202 234L201 233H199ZM198 235V236H199ZM210 235V234H209ZM208 235V236H209ZM221 235H222V233H221ZM221 235H219V237L217 236V238H215V237H213V239L214 240H212V243L213 244H216L217 242H221L219 239L221 238ZM241 235V236H242ZM90 236V235H89ZM92 236V235H91ZM146 236V235H145ZM205 236V235H204ZM244 236V235H243ZM264 235L262 234V236L261 237H263ZM126 237V238H127ZM133 237V236H132ZM171 237V236H170ZM184 237H185V240L187 239V241H185L184 240ZM235 237V236H234ZM248 237V236H247ZM259 237V236H258ZM75 238H77V242L79 243V245H78V243H77V245H76V243L75 244H73L74 243V241H76V239ZM137 238V237H136ZM219 238V239H218ZM243 237H241V238H239V239H242ZM254 238V237H253ZM257 238V237H256ZM73 239V242L71 241L70 242V240H72ZM75 239V240H74ZM89 239V238H88ZM133 239V240H132ZM208 239V238H207ZM222 240H223V243H224V241H225V239H223V237L221 238ZM239 239L237 240V241H239ZM250 239V238H249ZM249 239H245L246 241L247 240H249ZM251 239H252V235H251ZM255 239V238H254ZM253 239V240H254ZM262 239V238H261ZM86 240V239H85ZM127 240H129V241H127ZM131 240L132 241H134L133 242V244L131 245ZM160 240V241H159ZM166 240V241H165ZM188 240H190V241H188ZM245 240H244V243H245ZM259 240V239H258ZM263 240V239H262ZM139 243H138V242ZM184 241L185 242H187V243H185L184 244ZM193 241V240H192ZM198 240H196V242H197ZM237 241L235 242L234 241V244L235 245H237L238 243H237ZM256 241V240H255ZM254 241V242H255ZM261 241V240H260ZM264 241V240H263ZM111 242V243H110ZM137 242V243H136ZM144 242V241H143ZM143 242L141 243V245L140 246H143ZM163 242V243H162ZM194 242V241H193ZM228 242V241H227ZM240 242H243V241H240ZM249 242V241H248ZM253 241H251L250 243L251 244H254V243H252ZM257 243H255V248H256V251H259L260 249L262 250V248H263V250H264V243L262 244V245H256V244H258L259 242L258 241H256ZM72 243V244H71ZM97 243H99V245H100V243L102 244L103 243V245L106 247V249H107V246L109 245V244H112L113 243V245H111V247L113 248L112 249V251H110L109 250V248L107 249V251L105 250V247L104 246H102V245H100V247H103L102 249H104L105 251L104 252H102L100 249H98L99 251H97V248H98V244ZM129 243H130V245H129ZM178 244V246H176V244ZM180 243V244H179ZM191 243V242H190ZM197 243H199V242H197ZM197 243H195V244H197ZM247 243V242H246ZM261 243V242H260ZM97 244V245H96ZM108 244V245H107ZM125 244H127L128 245V248L130 247V249L128 250V253H127V250H125L126 251V253H124L125 255H123L122 256V252H124V251H120L121 249H123L124 247H125ZM145 244V245H146ZM161 244V245H160ZM163 244V245H162ZM175 244V245H174ZM193 244V243H192ZM217 244H219V243H217ZM216 244V245H217ZM230 244V243H229ZM240 244V243H239ZM242 244V243H241ZM240 244V245H241ZM251 244H247V245H250L251 246ZM156 246V250L154 249V247ZM180 245V246H179ZM200 245H204V243L202 244V241H201V244ZM222 245V244H221ZM231 245V244H230ZM229 245V246H230ZM246 245V244H245ZM77 246H79V247H77ZM95 246H97V248H96V251L97 252H99V253H97L96 251H95V249H94V247ZM123 246V247H122ZM146 246H148V245H146ZM162 246H164V247H162ZM224 246H226V243H225V245ZM233 246V245H232ZM253 246V245H252ZM174 247H176V248H174ZM177 247H180V248H177ZM206 247V246H205ZM210 247V246H209ZM235 247V246H234ZM119 248H120V250H119ZM164 248H165V250L166 249H171V251L173 252V255L172 256H168L166 253H165V251H164ZM241 248V247H240ZM244 248V247H243ZM242 248V249H243ZM248 248V247H247ZM156 251H154V250ZM253 249V248H252ZM116 250H118L117 252H116ZM124 250V249H123ZM151 250V251H150ZM152 250H153V252H152ZM164 251V254H165V256L164 257H166V259L164 260V258H162L161 257V254L159 255V253L156 255V253H157V251L159 252V251ZM189 250V251H188ZM202 250V249H201ZM120 251V252H119ZM204 251V250H203ZM203 251H200V254H202V252ZM218 251V250H217ZM250 250H247L246 252H249ZM102 252V253H101ZM186 252V253H185ZM211 252V251H210ZM240 252H241V250H240ZM239 252V253H240ZM246 252L244 253L246 256V258H247V255L248 254H246ZM253 252V251H252ZM252 252H250V253H252ZM122 253V254H121ZM154 253H155V255L157 256H153L154 255ZM181 253H183V255L181 254ZM196 253H197V250H196ZM199 253V252H198ZM198 253H197V255H198ZM203 253H205V254H207L206 252H203ZM209 253V252H208ZM232 253V252H231ZM239 253H237V254H239ZM254 253V252H253ZM252 253V254H253ZM256 253V252H255ZM180 254H181V258L180 259H178V257H180ZM185 254V255H184ZM191 255L190 256H192V254H193V256H194V252L192 253V251H191V253H190ZM236 254V255H237ZM244 254H243V257H244ZM159 255V256H158ZM162 255H163V252H162ZM204 255V254H203ZM241 255H242V253H241ZM251 255V254H250ZM260 254H258L257 256H256V258H257V260L259 261V259H258V256H259ZM73 256H75L76 258L77 257H79V260L77 261V260H74L73 259ZM125 256V257H124ZM134 256L136 257H138V260L137 259H135L134 258ZM168 256V257H167ZM183 256L185 257V260L184 259H182L183 258ZM192 256V257H193ZM199 256V255H198ZM198 256H195V257H193V258H198ZM249 256V255H248ZM187 257H189V256H187ZM240 257V256H239ZM238 257V258H239ZM260 257V256H259ZM80 258H81V260H80ZM99 258H102V260H100ZM155 258V259H154ZM161 258L164 260H161ZM235 258H236V256H235ZM238 258H236V259H238ZM97 259L99 260V261H97ZM148 259H150L151 261H149ZM153 259V260H152ZM181 259H182V261H181ZM199 259H201V255H200V258ZM198 259V260H199ZM264 259V258H263ZM242 260V259H241ZM162 261H163V263H162ZM197 261V260H196ZM238 261H240V260H238ZM256 261V260H255ZM255 261H253V259H252V262H253V264H255L256 262ZM107 263V264H111V263ZM187 262V261H186ZM185 262V264H187ZM232 262H234V264H236L235 263V261H233L232 260ZM231 262V263H232ZM255 262V263H254ZM263 262H264V260H263ZM262 262V263H263ZM190 263H191V261H190ZM220 263V262H219ZM258 263V262H257ZM188 264H189V261H188ZM191 264H193V262L191 263ZM194 264H195V261H194ZM196 264H199V262L198 263H196ZM215 264V263H214ZM258 264H260V262L258 263Z\"/></svg>",
  "mask_w": 264,
  "mask_h": 264
},
{
  "label": "rangeland",
  "instance_id": "rangeland-1",
  "mask_svg": "<svg viewBox=\"0 0 264 264\" xmlns=\"http://www.w3.org/2000/svg\"><path fill=\"white\" fill-rule=\"evenodd\" d=\"M6 1H8V2H6ZM6 1H5V3H6L7 5L3 3V0H2V1L0 0V2L5 6L4 8L6 9V7H7L6 10H8V14H10V15H8V17H10V18L6 19V21L8 22V20H10V19H12V18H14V17H17L18 14H15V16H14V13L10 12L9 9H12L11 6H13V4H12V3L10 4L11 0H6ZM9 1H10V2H9ZM13 1H14V0H12V2H13ZM29 1H30V0H16V3H15V4H17V5H16V7H17V11H16V12H18V13H22V12L24 11L25 13H30L29 11H26V10L32 7L34 10H31V11H33V12H32L33 14L31 13V14H30V17H32L31 15H33V17H34V21H35L36 19H39V21H37V23H34L33 25H32V24L27 25L30 29H29L27 26H25L26 28H28L27 30L30 31V33H29V35H28V33H27L28 31H26V32L23 33V37H22V35H21V38H22L21 41H22V43H21L20 40H19V39H20V34H21V33H18V34H17V32H13V31L11 32V30L9 29V28H10V25H9V26L7 25V26H8L7 28H8L10 31L8 32V30H6L7 28L5 29V32H4V33H6L5 35H6L7 37L4 36V40H5V38H6V40L9 41V39H10L11 37L9 36V37H10V38H9V37H8V34L13 36V33H14V37H12V39L14 38L15 40H17V41H15V42H17L18 45L16 44V46H17L16 48H17V49L14 48V47H15L14 39H13V41H12V39H11L10 41H12V43H14V44H12L14 47H11L12 45H9L11 42L8 43L7 41H4V42L2 43V46H4V48L6 47L5 50H7V49H9V48L11 47V49H10V50H11V53H12V51H14V52L17 51L18 53L16 52L17 55H16V54H15V55L12 54V56H11V55L8 56V55H9V53H8L9 50L6 52V54H8V55H4L5 50H4V51L2 50L3 52H2V54H1V56H0V59H2L0 63H3V62H4V57H5V56H7V57L17 56V58H18L19 55H20V57H21L22 59H21L20 57H19V58H20L21 60L24 59V61H22L21 63H23L25 67H26L27 65H29V67L26 68L27 70L24 69L25 67L23 68V64H22V66H19L18 68L22 67V69H21L20 73L17 74V75H20V76L22 77V79H20V76H19V80H20V81L22 80V82H21L22 84H24V83L26 82V83L23 85V86H24V89H21V88H20V87L22 86V84H21V86L18 87L17 89H19L20 91L22 90L23 92H26V91H27V92H26L27 95H25V94H23V93H20L18 90H17V92H14V93H13L14 89H12V91H10L11 86L13 85V82L11 83V81H13L12 78L16 77L15 74H14V73H15L14 71L17 72V70H16L17 67H16V68H13V67L16 66V64H15V66H14V63H12V62H17V61H18L16 57H15V59H14L12 62H9V59H8L7 57H5V59L7 58L8 60L6 59L5 61H7V62H4V63L2 64V67H0V68H2V70L5 68L4 66L7 67L6 69H8V67H11V68H9V69L7 70L8 73H7V71H4V72H5V77H7V78H5V77L3 78V80L5 79V85L3 84V86H5V87H4L5 92H4V91H1V90H3V89H1V90H0V95L3 93V94H2V96H3L5 93L7 94V92H9L8 95L11 94V96L14 94V96H13V97H15L14 100L17 99V98H19V101H18V100H16V101H13V100H12V101H11V99L13 98V97H12V98L10 99V101H11L10 103H12V105L15 104V106H16V103H17V101H18V103H17L18 106H16V107L19 108V106H20L19 103H21V104H22L21 106H25V108H24L25 110L27 109L26 106H27L28 104H29L28 106H30V105L32 106V104L35 103V105H36L37 107H35V105H33L32 107L30 106V107L33 108V109L30 108L31 110L29 109L30 111H29V113H28V115H29L30 113H32V110H33V113H34V111H35L34 116H33V114H30V116H31V115H32V116H31L30 118H29V116H27V117H28L27 120H28L29 123L31 122V125H32V124H35V123H38V127H39L40 123H43V122H44V123L41 125V127H39V129L37 130V131H40V132L42 131L43 133H44V128L46 127V126H43V125H44V124H45V125H48V124H47V123H48V122H47L48 119L46 120L41 114L46 113V114H45V117H48L49 114H50V117H51V115L54 116V114L51 112L52 107H50V105H54V106L56 105V106H57V107L55 106L56 109H59V107L62 108V107H64L65 105H66V107L68 106V107H67L68 109H67V108H65V109L62 108V110H64V111L67 109V110H68V113H65V112L67 111V110H66L65 112L63 111L64 113L61 114L62 110L59 109L60 112L58 111V114H57V115L60 116V118H61V120H62V119L65 118V115L70 114L69 117H68L67 119H70L71 116H72V117H74V120H75V121H77V122L79 121V122H78L79 125L77 126V127H79V130H81V128L84 126L83 129H85L86 132H88V133L85 134V135H81V136H83L82 138H85V140H86V142H87V145H89V146L91 145L90 147L92 148V150H94V151L96 150V151H97V152L95 151V153L97 154L95 157L98 159V158L101 157V155H102L103 158L101 157V158H99V159H101V162H102V163H105V162H106L104 165H102V163L100 162V160H99V162H98V160L96 159V160H94V161H95V163H97V164H94V163H93V160L90 162V160L88 159V158H89V155L86 154V151H85L84 149L80 148V150H79V149L76 148V145H75V146H71L70 148L73 149V150H71L70 153H71L72 151H74V155L76 154V156H77V159L75 158V160H76V161H77V160H81V162H80V161H79V162H78V161L76 162V164L78 163V164H77V167L80 166V172L82 171L81 174L83 175V171H86V173L84 172V174H87L88 172L91 171V169H93L92 171L94 172V175H96V177H94V178H95V182H97L96 179L99 178V177H100V174H101V177L99 178L100 181H98L97 183L100 182V183L102 184V185L100 184V187L103 186V188L107 187V186H105V185H108V189L105 188L106 191L104 192L106 196H109V194H107V193H110L111 190H112V193H116V201H117V202H115V200H113V197H110V196H109V197H110V199L112 198L111 200H113L115 203H117V207L119 206L118 204H120L121 202L123 203V200H124L125 197L121 200V197H122V196H126L125 200L128 199L127 201H129V200L132 201V202H131V205H130L129 207H130V208H134L135 210L140 209V210H139L140 212H137V213H136V211H135V214H134V215H138V213H141V214H142V215L140 214L141 217H142L141 219L144 221L145 226H146L147 224H149V225L152 224V225H150V226L147 225L146 227H145L144 225H142V226L145 227L144 230H146L148 227H151L150 230H152L154 233L156 232L155 235H152V236L149 235V237L151 236V237L153 238V236H156V237H157V235H158L157 238H154V239H153V240H155L156 242H158L157 240L160 239V238H159L160 235L163 236V237L160 236V237H162L163 240H164V238L166 239V237H167L168 234L171 236V237H170V236L167 237V238H168V239H166L167 241L165 240V241H166V242H164V243H165V244H164V245H165V248H166V246H167L166 244L168 243V240L170 241V239H173L172 237H173L174 235L177 236V234H176L177 232L183 234V236L185 235V237L187 236V234H184V233H188V234H190V236H191L192 238H190L189 235H188L186 238H190L191 241H190V240H188V241H190L191 243L189 242V244H188L187 242H185V241H187V239L185 240V237H184V240H185V241H184V244L187 243V245L190 247V252H189L188 254L185 252V253H186V261H187V262H186V261H185V262H186L187 264H188V261H189V264H191L192 262H193V264H194V261H195V264L198 263V262H199V264H214V263H215V264H234V262H232V260L235 261V263L237 262L236 264H253L252 259H253V261L256 260V261H255L256 263L254 262L255 264H258L259 262H260V264H264V262H263V260H264V259H263V258H264V250H263V248H262V250L260 249L259 251H256V248H255V243H257L256 241L259 242V243L256 244V245H262V244L264 243V241H263V240H264V236L261 237L262 234L264 235V229H257V228H261V227L258 225V224H260V222H261L260 219H258V221H260V222H257L258 224H256V227H257V228H256V227H253V226L255 225L254 222H255L256 216H257V218H258V216L261 217L260 214H259V212H258V211H259V210H258L259 208H258V209H257V208H254V207H252L253 204L251 205V204L249 203V202L251 201V199H252V198H250V197L248 196V195H249V187H247V188L244 190L245 192H241V191H243L242 188H240L239 186H237L236 189L239 190L240 193H236V190H235V191L232 190V189H235L234 186H235L236 183H235V184L233 183L234 185H233L232 183L229 185V183L231 182V181L229 182V180H230L229 178H232V176L234 177V175H236L237 178H239L238 176H241L240 174H238V171H236L237 167L240 166V164L238 163V161H236V160L238 159V158H237L238 155H236L237 153H236V154L234 153V156L236 155V157H234V156L231 155V156H232V158H231V157H230V154H229L230 151H229L228 147H227L226 145H224V146L222 145L223 147L221 146V148H219V149H222V150L215 151V152H217V153H215V155H213V157H212V156L210 157L209 155H211V154H207V153L209 152L208 148H207V151H208V152H206V147H208V146H207V144L205 143V144H202V151L204 150L205 152L203 151V152H201V153L205 154L206 156H205V155L203 156L201 153H196V155L199 154V155H202V156L198 157V156H199V155H198V156L195 158V160L197 159V161H195V160L193 161V157H195V154L192 153V152H194L193 150H194V148H195V147L193 146L194 144H192V145H190V146H189L188 144H186L185 147L182 148V146L185 144V142H182V141L180 140L181 137H182V131L179 132V130H181V129H178V127H175V126H181V125H185V127H188V126H190V125H188V124H191V123H192V124L194 125V128L196 127L194 131H196V132L199 131V129H200L201 127H200V125L197 124V123H198V122L200 123V120H199V121L196 120V118H195L196 116H195V117L193 116V114L195 113L193 110H195V108H196V106H195L196 103L194 102L193 110H192V106H191V110H189V109L187 108V104H186V102H185V104H184V102H183V100L185 99V97H183V94H185V93H184V87L187 88L186 85H185L186 83L184 84L185 86L183 85V94H181L182 92L179 93V92L177 91L178 88L174 89V87L179 86V85L177 84L178 81H177L176 83H173V82H172V79H173V78H172V77H170V78L167 77L166 74L173 72V70L175 71V64H174V67L172 68V67L169 65V63L167 62V61L171 62L170 60H172V59L169 58L170 60H168V59H167V60H164V62L166 63V66L168 65V68L166 67V68H167L166 71H167V72L170 71V72L167 73L164 69H161V68H159V70L157 71V69H158V68H157V65L160 64V63H157L158 61H156L155 58H153V56H152L153 53H151V52L154 51V49H152V48L154 47V44H152V43H154V41H153L154 39H155V40L157 39V41H160V40H161V41L164 42V43H161V42H160V44H163L164 46H167V48H170V46L167 45L168 43H167L166 39H162V37H163L162 34H163V33L166 34L167 32H169V36H170V34L173 33V32H174L175 34H178V33H177V32H178L177 30H176V31H172V30L170 31V29H168V28L164 29V27H165V26H164V22H163V21L161 22V23H163V24H162L163 27H162L161 24H160V21H159V20H161V19H159L160 16L158 17V15H156V14H158L159 12H156V13H155V11H160L161 9H164L166 6L169 5L170 7L172 6L173 9L175 10V12L177 13L176 9L178 10L179 7L175 8L177 5H176V6H175V5H172V3H171V5H170L169 0H168V2H167L166 4H165L166 0H163V4L161 3V4H162L161 6L158 5L159 3H156L157 0H156V1L152 0V1H153L152 3L150 2L151 0H140V2H139V0H133V1H132V0H131V1H130V0H127V1H126V0H122V1H120V0H113V1H112V0H110V1L107 0V4H110L111 2L114 4L113 6H111L112 3H111L110 5H107V8H106V6H105V7L103 6V5H106V1H103V0H97L99 4L97 3L96 0H93V1L90 0V1H92V2H90L89 0H74V1H73V0H70V1H68V0H66V1H64V0H55V1H54V0H51V1L48 0V1H49V2H48L47 0H45V3H44V1L41 0V1H42V4H41V1H40V0H35V1L33 0L34 3H33L32 1H30V2H29ZM38 1H39L40 3H39ZM53 1H54V2H53ZM77 1H78V2H77ZM108 1H109V2H108ZM129 1H130L131 4L133 3V4H135V5H132V6H131L130 3H129V4H126V3L129 2ZM134 1H135L136 3H135ZM143 1L146 2V3L148 2V3H147V4H146V3H143ZM160 1H161V0H158V2H160ZM164 1H165V2H164ZM261 1H262V0H261ZM14 2H15V1H14ZM14 2H13V3H14ZM17 2H18V3H17ZM26 2H29V3L32 2L33 4H31V5H30L31 7H30V6L28 5L29 3L27 4ZM35 2H36V3H35ZM47 2H48V4H47ZM57 2H59V3L61 2V5L58 4ZM63 2H64V4H62ZM65 2H67V3H65ZM68 2H70L71 4L68 3ZM73 2H74V3L77 2V3H76L77 6L74 5V6H76V8H75L74 6H72V3H73ZM185 2H186V1H184V3H185ZM193 2H194V1H193ZM193 2H192V3H193ZM1 3H0V5L3 6ZM8 3H9V4H8ZM25 3H26V4H25ZM49 3H50L51 5H50ZM55 3H56V4H55ZM74 3H73V4H74ZM93 3H94V5H93ZM95 3H97V4H95ZM150 3H151V4H150ZM154 3H155V4H154ZM15 4H14V5H15ZM20 4H21V5H20ZM44 4H47V5L49 6V9H47L48 6L46 7V5L44 6ZM67 4H68V5H67ZM101 4H102V6H103L104 9L101 8V7H102V6H100ZM139 4H140V5H141V4H144V7H143V11H140L139 14H138V11H139L140 8H141V7L139 6ZM174 4H175V3H174ZM9 5H11V6L8 7ZM18 5H19V6H18ZM26 5H27V6H26ZM32 5H33V6H32ZM85 5H86V6H85ZM90 5H92V6H90ZM115 5H116V7H114ZM129 5H130V6H129ZM146 5H147V6H146ZM149 5H150L152 8L149 7ZM155 5H156L157 8L154 7ZM93 6H94V7H93ZM95 6H96V8H95ZM108 6H110L111 8L108 7ZM118 6H119L120 8H119ZM122 6H123V7H122ZM126 6H127V7H126ZM128 6H129V7H128ZM133 6H134V7H133ZM136 6H137V7H136ZM138 6H139V10H138ZM164 6H165V7H164ZM169 6L166 7L167 9L165 8L166 11H165V9L162 10V11H165V12L168 11L166 14H164V16H165V15L167 16V14H168L169 12H170V14H171V11H172L173 9H172V7L170 8ZM62 7H63V8H62ZM71 7H72L73 9H72ZM77 7H79V9H78ZM87 7L90 8V9H88V11H87ZM113 7H114V8H113ZM131 7H132V8H131ZM2 8H3V7H2ZM19 8H20V9H19ZM23 8H26V9H23ZM45 8H46L47 10H46ZM70 8H71L73 11H71ZM94 8H95V10H94ZM97 8H98V9H97ZM125 8H126V9H125ZM130 8H131L132 10H131ZM153 8H154V9L156 8L155 11H154ZM41 9H42V10H41ZM43 9L46 10V11H49V10H50V11L47 12V13L45 12V13H46V14H45L44 11H43ZM52 9H53V11H52ZM56 9H57V10H56ZM61 9H62V10H61ZM64 9H65V10H64ZM68 9H69V10H68ZM77 9H78V10H77ZM105 9H107V10L109 9L108 12H107V10H105ZM112 9H113V10H112ZM116 9H117L118 11H117ZM144 9H145V10H144ZM148 9H149V10H148ZM150 9H151V10L153 11V13H154V14H152V15H154V19L157 20V23H156L155 25L153 24V26H155V27H153V28H152V25H151L149 22H153V23H154V21L156 22V20H153V21H152L153 17H152V19L150 20V17L152 16V15H150V14H151L152 12H150V13L147 12V10H148V11H151ZM159 9H160V10H159ZM169 9H170L171 11H170ZM6 10H5V11H6ZM37 10H38V11H37ZM40 10H41V11H40ZM74 10H75V12H76V16L74 15ZM79 10H80V12H79ZM81 10H82V11H81ZM115 10H116L117 12H116ZM122 10H123V14H122ZM124 10H125V11H124ZM128 10H129V11H128ZM134 10H135V11H134ZM174 10L172 11L173 14H175V13H174ZM182 10H183V8H182ZM182 10H178V11L183 13ZM20 11H21V12H20ZM57 11H58V12H57ZM60 11H61V12H60ZM77 11H78V12H77ZM86 11H87V12H86ZM90 11H92V13L89 15L88 12H90ZM111 11H112V13H113V12H114V13L109 15V13H111ZM127 11H128V13H126ZM130 11H131V12H134V13H131ZM136 11H137V12H136ZM24 12H23V13H24ZM55 12H57V15H56ZM70 12H71V13H70ZM85 12H86L87 14H86ZM96 12H97V13H96ZM120 12H121V13H120ZM129 12H130V13H129ZM146 12H147V13H146ZM160 12H161V11H160ZM11 13H12V14H11ZM34 13H35L36 15H39V16H37V18H36V16L34 15ZM37 13H39V14H37ZM51 13H53V14H51ZM54 13H55V14H54ZM60 13H61V14H60ZM79 13H81V14H79ZM98 13H99V16L97 15ZM101 13H102V14L105 13V14H103V15H104L103 17H104L105 19L102 17ZM107 13H108V14H107ZM118 13H119V14H118ZM125 13H126V14H125ZM142 13H143V15H144L145 17H144L143 15H141ZM40 14H41V15H40ZM43 14H45L46 16H44ZM59 14H60V15H59ZM62 14H63V15H62ZM78 14H79V15H78ZM117 14H118V16H117ZM135 14H136V15H135ZM148 14H149V15H148ZM177 14H179V13H177ZM177 14H176V15H177ZM180 14H181V13H180ZM11 15H13L14 17L11 18ZM28 15H29V14H28ZM73 15H74V16H73ZM81 15H83V16H81ZM106 15H107V16H106ZM113 15H114V16H113ZM124 15H126V16H124ZM129 15H130L131 17H130ZM134 15H135L136 17H135ZM146 15H147V18H148V19H146ZM58 16H59V17H58ZM88 16H89V17H88ZM96 16L99 17L100 19L97 20V17H96ZM105 16H106V17H105ZM109 16H110V17H109ZM112 16H113L114 18H113ZM123 16H124V17H123ZM166 16H165V17H166ZM174 16H175V15H174ZM181 16H182V15H177V17L175 16V19H176V20H175L174 17H173V19H172L171 21H172V22H176L177 25L179 26V28H183V29H184V28L186 27L183 31L180 29V31H179L180 33H181V32L184 33L185 30L189 33V31H191V30L188 29L187 26H188V24H189L190 22H189V21H186L185 24H184V23H181V21L179 22V20H182L183 17H186V15L183 16V17H181ZM18 17H19V19H20V20H19V19L17 18V21H19V24L22 23V24L24 25V23H25L27 20L24 22L23 19L21 20V17H20V16H18ZM39 17H40V18H39ZM41 17H42V18H41ZM46 17H48V18H46ZM74 17H76V18H74ZM82 17H83V18H82ZM93 17H96V20H95L96 22L94 21L95 18H93ZM107 17H108V18H107ZM119 17H121V18H119ZM142 17H143V21H141V22L138 23V21H140ZM26 18H27V17H26ZM35 18H36V19H35ZM70 18H71V19H70ZM78 18H79V19H78ZM87 18H88V19H87ZM118 18H119V19H118ZM125 18H126V19H125ZM132 18L134 19V21H135L136 23H135L133 20L131 21ZM46 19H48V20H46ZM60 19H61V20H60ZM64 19H65V20H64ZM74 19H75V22H76V26L80 24L79 27H78V26L76 27L77 30H76L75 28L73 29V28L71 27V26H73V25H71V24L74 22ZM112 19H115V20H112ZM121 19H123V20H121ZM137 19H138V21H137ZM145 19L147 20L148 23H146ZM158 19H159V20H158ZM12 20H13V19H12ZM12 20H10L9 23H7V22H6V23H7V24H12V23H11ZM62 20H64V21H62ZM70 20H71V21H70ZM77 20H78V21H77ZM82 20H83V21H82ZM92 20L94 21V23H93V24H90V23L93 22ZM110 20H111V21H110ZM128 20H129V21H128ZM173 20H175V21H173ZM0 21H1V19H0ZM22 21H23L24 23H23ZM45 21H48V22L51 21V22H52V23L50 22V24H51L50 26H51V28H54V29L49 28L51 32L48 31V30H49V29H48V27H49V26H48L49 23H47V22H45ZM86 21H87V22H86ZM101 21H102V22H101ZM103 21H106V23H103ZM118 21H120V22H118ZM35 22H36V21H35ZM61 22H62L63 24H61ZM64 22H65V23H64ZM67 22H68V23H67ZM70 22H71V23H70ZM75 22L73 23L74 25H75ZM83 22H84V23H83ZM98 22H99V23H98ZM115 22H116V23H115ZM117 22H118V23H117ZM142 22L144 23V25H145V24H146V25H149V24H150L151 29H150L149 27H148V28H144L146 25L144 26L143 24H141L143 28H141L140 25H139V27H138L137 24H140V23H142ZM158 22H159V24H158ZM188 22H189V23H188ZM26 23H27V22H26ZM38 23H39V24H38ZM58 23H59V24H58ZM97 23H98L99 25H98ZM102 23H103L104 26H103V25L101 26ZM112 23H115V24L113 25ZM119 23H120L122 26L119 25ZM133 23H134V24H133ZM179 23H180L181 25H180ZM0 24H1V23H0ZM22 24H20V25H22ZM27 24H28V23H27ZM40 24H41V25H40ZM45 24H46V25H45ZM52 24H54V25H53L54 27L52 26ZM96 24L98 25V29H100V30H96V27H97ZM110 24H112L113 26H115L116 29L114 30V28H113L112 25H110ZM117 24H118V25H117ZM126 24H127V25H126ZM20 25H18V27H19ZM25 25H26V24H25ZM44 25H45V26H44ZM59 25H60V26H59ZM63 25H64L65 28L63 27ZM89 25H90V26H89ZM125 25H126V26H125ZM131 25H132V26H131ZM134 25L137 26V27H135ZM186 25H187V26H186ZM30 26H31V27L33 26L34 28H31ZM41 26H42V27H41ZM68 26H69V27H68ZM94 26H95V27H94ZM100 26H101V27H100ZM157 26H158V27H157ZM159 26H160V27H159ZM181 26H182V27H181ZM183 26H184V27H183ZM39 27H40V28H39ZM73 27H74V26H73ZM83 27H84V28H83ZM86 27H87V28H86ZM88 27H89V28H88ZM90 27H92L93 29L90 28ZM99 27H100V28H99ZM102 27H104V28L102 29ZM106 27H107V28H106ZM119 27H120V28H119ZM126 27H127V29H126ZM134 27H135L136 29L138 28V30H136ZM146 27H147V26H146ZM156 27H157V28H156ZM35 28H36V30H35ZM37 28H38V30H37ZM43 28H44V29H43ZM59 28H60V29H59ZM70 28H71V29H70ZM81 28H82V29H81ZM121 28H122V30H121ZM128 28H130V29H128ZM133 28L135 29V31H134ZM140 28H141L142 30H141ZM158 28H159V29H158ZM19 29H20V28H19ZM39 29H41V30H39ZM46 29H47V30H46ZM58 29H59V30H58ZM85 29H86V30H85ZM87 29H89L90 31L93 32L92 35H91L90 37H92V36L94 35V37H93L92 39H91V38H88V39L93 40V39L95 38V36H97V37H96V39H97L96 42L98 41L97 43L100 42V43H103V44L100 45V43L97 44V43L95 42V43H96V44H95V47H96V48H95V47H92V44H91L90 40H88V39L86 38V36L88 37V35H86ZM94 29H95V30H94ZM106 29H107V31L109 32V33L107 32L108 34H111L112 32L114 33L115 36L113 35V33H112V35H113V37L116 38V41H117V39L122 38V37H120L119 34L121 33V34L123 35V32H124L123 29H126V30H127L126 32L129 31V32H128V35L130 34V35H129V36H130L129 38H131L130 40H132V41H130V40L128 41L126 38H123V40L126 39V41H125V42H122V43H125V44H126V43L128 42V43H127L128 46H127V45H124V44H123L124 46H122V45H120L121 43L119 44L118 42L115 41V38L110 37V38H111L110 42L112 43V45H111V44L107 45L106 43H107V41H109V38H108V36H105V35L107 34L106 31H105ZM108 29H109V30H108ZM118 29H119V30H118ZM145 29H146V30L148 29L147 31H149V33H148ZM152 29H153V32H154V31L156 32V31L158 30L159 33H158V32H157V33H158V34L161 33V35H158L159 38L155 36L157 33H156V34H155V33L153 34ZM155 29H157V30H155ZM187 29H188L189 31H188ZM32 30H34V31H32ZM44 30H45V31H44ZM72 30H75V31H73V35H72V33H71ZM79 30H80V31H79ZM83 30H85L86 32L84 33ZM139 30H140L141 32H142V31H143V32L141 33ZM160 30H161V31H160ZM162 30H163V31L165 30V31L162 33ZM0 31H1V29H0ZM3 31H4V30H3ZM3 31H2V32H3ZM43 31H44V32H43ZM57 31H58V32H57ZM68 31H70V32H68ZM81 31H83V32H81ZM97 31H98V32L100 31V33H97V35H96V32H97ZM111 31H112V32H111ZM122 31H123V32H122ZM144 31H146V33H147L146 35H147L148 37L151 38V39H150V38H148V37L146 36L149 40H151V41H149V42H151V43H149L148 45H150V44L153 45V47H152V45H150L151 47L149 46V48L146 47L147 50H146V48H144V47H145L144 43H143V45H142V42H143V41H144V42L147 41V38L145 39V36H144V35H145V34H144V33H145ZM2 32H0V33H2ZM18 32H19V31H18ZM31 32H32V33H31ZM34 32H35V33H34ZM41 32H42V34H41ZM45 32H46V33L49 32V35H48V34L45 35V34H44ZM59 32H60V37H59ZM76 32H77V33H76ZM80 32H81V33H80ZM101 32H102V33H101ZM170 32H171V33H170ZM187 32H186V33H187ZM7 33H8V34H7ZM25 33H27V34L25 35V36H27V37H25V40H23V38H24V34H25ZM36 33L39 34V35H37ZM69 33H70L71 35H70ZM74 33H75L76 36L74 35ZM82 33H83V34H82ZM104 33H105V34H104ZM131 33H132V35H131ZM133 33H134V34H137V35L134 36ZM138 33H139V34H138ZM30 34H31V35H30ZM68 34H69V35H68ZM77 34H78V35H77ZM98 34H99V36H98ZM108 34H107V35H108ZM117 34H118V36H117ZM151 34H152V35H151ZM167 34H168V33H167ZM175 34H173V35H174V36L176 37V39H177L178 36L175 35ZM16 35H19V36H18L19 39H17V36H16ZM41 35H42V36H41ZM62 35H63V36H62ZM100 35H101V37H100ZM122 35H121V36H122ZM138 35H140V36L142 35V36H141V39L139 38ZM28 36H29L30 38H29ZM34 36H35V38H34ZM47 36H48V37H47ZM56 36H57V37H56ZM61 36H62V37H61ZM65 36H66V37H65ZM67 36H68V38H67ZM70 36H71V38L74 37V36H75L76 38H78V37H79V38H78V40H77V39L74 37V38H72V40H71ZM133 36H134V37H133ZM143 36H144V38H143ZM151 36H153V37H151ZM161 36H162V37H161ZM174 36H173V38H174ZM182 36H183V35H182ZM182 36L179 37L178 39L180 40L181 38H183ZM43 37H44V38H43ZM104 37H106V38L103 39ZM136 37H137V38H136ZM7 38H8V39H7ZM57 38H58V39L61 38L60 40H61L62 42L59 41V40H57ZM134 38H135L136 40H135ZM142 38L144 39L143 41H138L139 39L142 40ZM160 38H161V39H160ZM27 39H30V40L28 41ZM31 39H32V40H31ZM34 39H35V40H34ZM47 39H48V40H47ZM50 39H51V40H50ZM62 39H63L64 41H63ZM67 39H68V40L70 39V40L67 41ZM86 39H87V40H86ZM100 39H101V40H100ZM106 39H107V41H106ZM152 39H153V40H152ZM18 40H19V41H18ZM38 40L40 41V43H39ZM53 40H54V41H53ZM65 40H66V41H65ZM76 40H77V44L75 43ZM81 40L83 41V43H82ZM103 40H104V41H103ZM173 40H174V39H173ZM26 41H27V42H26ZM71 41H73L74 45H73V43H72ZM74 41H75V42H74ZM105 41H106V42H105ZM165 41H166V42H165ZM187 41H188V40H187ZM187 41H186V42H187ZM6 42H7V43H6ZM19 42H20V43H19ZM28 42H29V43H28ZM43 42H45V43H43ZM46 42L49 43V44L47 45ZM80 42H81V43H80ZM86 42H87V43H86ZM113 42L115 43V45H113ZM139 42H140V43H139ZM155 42H156V41H155ZM186 42H185L184 44H182V43H181V44H182V45H186V44H187ZM4 43H5L6 46L4 45ZM23 43H24V44H23ZM36 43H37V44H36ZM42 43H43V44H42ZM63 43H65V44L68 45V46H66V45L64 46ZM69 43H70V44H69ZM130 43H132V44H130ZM138 43H139V44H138ZM166 43H167V44H166ZM30 44H31V45H30ZM39 44L43 45V46H42L43 48H42ZM50 44H51V47H50ZM61 44H62V45H61ZM75 44H76V45H75ZM79 44H80V46H81L82 48L79 46ZM87 44H89V47H91V48L88 47V48H89V49H88V48H87V46H88ZM136 44H137L138 46L140 45V47H138ZM165 44H166V45H165ZM23 45H24V46H23ZM37 45H39V47H38ZM85 45H87V46H85ZM99 45L101 46V48L98 47ZM104 45H105V46H104ZM135 45H136V48H135ZM148 45H147V46H148ZM179 45H180V44H179ZM9 46H10V47H9ZM18 46H19V47H18ZM20 46H21L23 49H22V48L20 49ZM27 46H28V47H27ZM44 46L46 47V51H47V52L44 51V50H45V49H44V48H45ZM47 46H49V47H47ZM72 46H73V47H78V48L80 47V49L76 48L75 51H74V48H73V50H71L70 48H71ZM106 46H107V48H105ZM110 46H111V47H110ZM142 46H144V47L142 48ZM35 47L37 48V50L35 49ZM56 47H57V48H56ZM66 47H67V48H66ZM125 47H127V48H125ZM162 47H163V46H162ZM171 47H175V46L172 45ZM179 47H180V49H181V45H180ZM179 47H178V48H179ZM12 48H13V49H12ZM18 48H19V49H18ZM25 48H27V49L25 50ZM30 48H31V49H30ZM33 48H34V49H33ZM86 48H87V49H86ZM114 48H115V49H114ZM117 48L119 49V51H117ZM150 48H151V49H150ZM178 48L176 49V52H177ZM2 49H3V48H2ZM43 49H44V50H43ZM57 49H58V50H57ZM82 49H84V50H82ZM94 49H95V50H94ZM104 49H105V50H104ZM106 49H107L108 51H106ZM111 49H112V50H111ZM122 49H126L127 51H126V50H122ZM129 49L133 50L135 53H134V52H133V53H132V52L130 53V52H129V51H130ZM192 49H193V48L191 47V50H192ZM15 50H16V51H15ZM18 50H19V51H18ZM23 50H25L26 52H25V53L22 52ZM28 50H29V52H31V54L33 53L35 57H36L38 54H40L41 52H42V53H41L42 55H38V56H37L38 58H35V57L33 56V54L30 55V53L28 52ZM32 50H33V51H32ZM65 50H66V51H65ZM67 50H69V51H67ZM70 50H71V51H70ZM78 50H80V51H78ZM86 50H90V51L87 52ZM98 50H99V52H98ZM100 50H101L102 52H101ZM128 50H129V51H128ZM135 50H136V51H135ZM148 50H149V52H150L151 50H152V51L149 53ZM161 50H162V49H161ZM161 50H160V48H159V50H158V51L160 52V54H162V51H161ZM227 50L229 51V49H227ZM34 51H35V53H34ZM36 51H37V52H36ZM38 51H40V52L38 53ZM61 51H62V52H61ZM91 51H92V53H90ZM105 51H106V52H105ZM110 51H111V54H112V51H115V53H117L116 56H115V58H114L115 60L112 59V56H111V54H110ZM138 51H139V52H138ZM224 51H226V50H224ZM19 52H20V53H19ZM21 52H22V53H21ZM79 52H80V53H79ZM83 52H84V56H83V54H82L83 57H81V53H83ZM108 52H109V53H108ZM122 52L124 53L123 56H121V55L123 54ZM125 52H126V55L128 54L129 56H132V55H134V56H132V58L129 57L128 55L125 57ZM140 52H141V54H140ZM144 52H146L147 55H146ZM36 53H37V54H36ZM47 53H48V54H47ZM51 53H52V55H51ZM57 53H58V54H57ZM68 53H69L70 55H68ZM77 53H79V55H78ZM85 53H86L87 56H90V55L92 54V55L90 56V59H88V57L85 55ZM88 53H89V54H88ZM101 53H102L103 55H101ZM118 53L121 54V55H119ZM143 53H144V54H143ZM148 53H149V54H148ZM228 53H229V52H228ZM24 54H25V57L28 55V57H26V58L28 59V62L26 61V58H25L24 56H23V57L21 56V55H24ZM53 54H54V55H53ZM72 54H73L74 57L71 56ZM104 54H105V55H104ZM108 54H109V55H108ZM130 54H131V55H130ZM225 54H226V53H224V55H225ZM2 55H3V57H2ZM43 55H44V59H43V57H42ZM47 55H48V56L50 55L51 57L49 56V59H48V56H47ZM65 55H66V57H65ZM95 55H97V56H102L103 59H100L101 61L99 60V62H97V61L95 62V60L97 59V58H96V59L94 58ZM117 55H118V56H117ZM138 55H140V57H139ZM142 55H143V57H144L145 59H144L143 57H141ZM144 55H145L146 57H145ZM149 55H150V57H149ZM30 56H31V57H30ZM39 56H40V58H39ZM76 56H77V57H76ZM92 56H94V57H92ZM97 56H96V57H97ZM119 56H120V57H119ZM147 56H148V57H147ZM173 56H175V54H174ZM29 57H30V58H33V57H34L33 60H34V59L38 60V61H36V60L34 61L35 66H34V64H33L32 59H30ZM46 57H47V60H48V61L46 60ZM55 57H56L57 59H58V58H59V59H58V60H57V59L55 60V59H54ZM110 57H111V59H110ZM122 57H123V59H121ZM134 57H136V59L139 60L140 62H144V64L147 63V64H145V65H147V68H146L147 70H145V66H144V64H143V63H138V61H137ZM138 57H139V58H138ZM221 57H222V56H221ZM13 58H14V57H13ZM67 58H68V59H67ZM71 58H72V60L76 59V61L74 60V62H73V61L71 60ZM78 58H79V60H80V63H79V61H78ZM85 58H86V59H85ZM92 58L95 59V60H93L94 63H93V61H92ZM108 58H109L110 61H108ZM129 58L132 59V60H130V61H133L134 59H135V60H134L133 62H129ZM140 58H141V59L143 58V60L141 61ZM148 58H149V60H148ZM151 58H152V59H151ZM20 59H19V61H21ZM42 59H43V60H42ZM50 59H53V60H50ZM60 59H61V60H60ZM66 59H67V60H66ZM83 59H85V60H83ZM104 59H106V61H105ZM118 59H119V60H118ZM120 59H121V60H120ZM126 59H127V60H126ZM150 59H151V60H150ZM153 59H154V60H153ZM218 59H219V58H218ZM224 59H225V58H223L222 60H224ZM10 60H12V58H11ZM29 60H30L31 62H30ZM62 60H63V61H62ZM81 60H82V62H81ZM88 60L91 61V62H88ZM102 60H104L105 62H104V61L102 62ZM112 60H114V61H112ZM123 60H126L127 62H126V61H123ZM152 60H153V61H156V63H153ZM219 60H220V63H221V59H219ZM225 60H227V59H225ZM41 61H42V62H41ZM49 61H51V64L49 63ZM115 61H116V62H115ZM135 61H136V62H135ZM147 61H148V62H147ZM8 62H9V63H8ZM24 62H27V64L24 63ZM46 62H47V63H46ZM52 62H54V63H52ZM56 62H57V63H56ZM71 62H72V63H71ZM83 62H84V63H83ZM87 62H88L89 64H91V66H89V64H87ZM100 62H101V63H100ZM106 62H108V63H106ZM114 62H115V66H116V67L114 66ZM118 62H119V63H118ZM121 62H123V65H124V66L122 65ZM128 62H129L130 64L132 63L131 65L135 64L136 67H134V66L132 67V66H131V68H132V69H134V68H138V70H137V69H135V70L137 71V73H138V72L140 73V75H139V73H138V75H139L140 77L137 76V74H136V72H135L134 70L129 69V67H130L129 65H130V64H129ZM149 62H152V63H153V64L150 63L151 65L154 66V68H152V69H153V73H154V70H155V69H156V71H157V73L155 72V73H156L155 75H153V74L151 75V72H152L151 67H152V66L150 65V67H149V65H148ZM172 62H173V60H172ZM172 62H171V64H172V66H173V63H175V62H173V63H172ZM218 62H219V61H218ZM223 62H224V61H223ZM223 62H222V64H223ZM229 62H231L230 66L227 64V62H226V63L224 62V64H227V65H228V66L225 65V67H226V68L229 67L231 70L235 69V68H233V66L235 65V63L233 62V64H232V61H229ZM229 62H228V63H229ZM5 63H8V64L11 65V66L6 65ZM18 63H19V65H20V62H17V66H18ZM28 63H29V64H28ZM31 63H32V64H31ZM45 63H46V64H45ZM48 63L50 64V66H49ZM58 63H59V66H57ZM96 63H99L98 66H99L100 68H99V67H98V68H99L100 70H102V72L97 71L98 69H96L95 67L93 68L92 65H93V64H96ZM103 63H104L105 65L108 64L107 67L104 68V67H103V66H104ZM117 63H118V64H117ZM120 63H121V65H119ZM124 63H126V64H124ZM167 63H168V64H167ZM36 64H37V65H36ZM43 64H44V65H43ZM54 64H56L55 66H57L58 68L54 67V66H53ZM66 64H68V65H67L68 67L65 66ZM70 64H71V65H70ZM80 64H81V66H80ZM83 64H84V65H83ZM85 64H87V65H85ZM100 64H102L103 66L100 65ZM109 64H110V65H109ZM116 64H117V65H116ZM128 64H129V65H128ZM136 64H137V65H136ZM222 64H220V65H222ZM3 65H4V66H3ZM12 65H13V66H12ZM42 65H43V67H42ZM60 65H62V66H60ZM69 65H70V66H69ZM73 65H74V66L76 65V67H74ZM78 65L80 66V68H79ZM118 65H119V67H118ZM139 65H140V66H139ZM155 65H156V66H155ZM0 66H1V65H0ZM32 66H33V69H32ZM36 66H37V67H36ZM44 66H48V67H44ZM52 66H53V67H52ZM71 66H73L72 68H73L74 70L77 68V70H76L75 72H79L80 77H81V75H82V76L84 75V76H83V79H84V80L81 79L82 77H81V78L78 77L79 74L75 75L76 77L74 76V74H76V73H75L72 69H70ZM77 66H78V67H77ZM86 66H87V67H86ZM101 66H102L103 68H101ZM108 66H109V67H108ZM110 66H113V68L110 67ZM128 66H129V67H128ZM160 66H161V65H160ZM185 66H188V65H185ZM185 66L183 67V66L181 65V67H182L183 69L185 68ZM196 66H197L196 68H198V70L201 68L200 65L198 66V65L196 64ZM223 66H224V65H223ZM3 67H4V68H3ZM60 67H61V68H60ZM62 67H63V69H62ZM90 67L92 68V71L90 70ZM117 67H118V68H117ZM121 67L124 68V71H125L126 68H127L126 70H129V71H126V72H124V73H125V75H128V76H130L131 78L128 77V76H126V77H128L129 79H127V78L125 79V77H124L125 75H122V74H123V71H122V68H121ZM143 67H144L145 72L142 70L143 72L141 73V69H143ZM169 67H170L172 70H171ZM190 67H191V66H190ZM190 67H189V69H190ZM212 67H214V66H212ZM215 67H216V66H215ZM215 67H214V69H212L213 71H216V70H215ZM225 67H223L225 70H223V71L220 72L221 76H222V73H224V71H226V68H225ZM234 67H235V66H234ZM29 68H30V69H29ZM43 68H44V69H43ZM48 68H49V69H48ZM54 68H56V69H58V70H56V69H54ZM82 68H83V69H82ZM106 68H109V69H107L108 71L106 70ZM166 68H165V69H166ZM204 68H205V67H204ZM220 68H222V66H220ZM223 68H222V69H223ZM229 68H228V69H229ZM232 68H233V69H232ZM6 69H5V70H6ZM11 69H15V70L10 71ZM31 69L34 70V71H33L34 73L32 72ZM35 69H36V70H35ZM39 69H40V70H39ZM46 69H48V70H46ZM61 69H62V72H63V70L66 71V70L68 69L67 72H69V73H68V74H67V73L64 74V72H65V71H64L63 74H61V73H62V72H61ZM95 69H96V70H95ZM103 69L106 70V72L103 71ZM112 69L115 70V71L113 70L115 73L112 72ZM116 69H117V71L121 69V71H118V72H117ZM139 69H140V71H139ZM168 69H169V70H168ZM201 69H202V68H201ZM205 69H206V68H205ZM222 69H221V70H222ZM230 69H229V70H230ZM25 70H26L28 73H31V72H32V76L34 77V80H33V77L31 78V75H30V74L27 75L28 73L23 72V76L21 75L22 71H25ZM28 70H29V71H28ZM38 70L41 72V74H40V72H39ZM42 70H43V71H42ZM44 70H45V73H47V74L49 73L48 71L50 70V72H53V73H49V75H50V74H52V75L54 74L55 77L58 76V75H59V76H60V75H62V76L64 75L63 77H59V76H58V77L56 78V79H57L56 82H57V83H60L61 88L64 90V88H67V87H68V84H67L66 82H69V81H70L69 83H71L70 85H72L71 87H72L73 89L78 88L79 90H77V91H79V92H81V93L84 91V92H83L84 94H83V93H82V94L80 93V94H81V97H82V96L84 97V100H83V98L81 99L80 94L77 93V91H75V90H72V89H71L70 91H74V94L77 95V97L80 98V101L78 100L79 98L75 97V95H74V97H73V99H72L70 96H68V95H69V94L67 93L68 91L65 92L66 90H65V91H62V90H61V91H60V96H59V97H60V98L63 97L62 99H63V101H65L66 104H65L63 101L61 102V100H59L60 98L58 97L57 100H59L60 102L55 103L56 100L54 101V98H52L51 101H49V102L47 101V104H48V103H50V104H48L49 106L47 105V107H46V103H45V102H46V98H45V97H40V99H38L39 96H38V95H35V94H37V93H35L36 90H37V88L40 87V86H37V87H36V85H40V81H39V80H40V79L42 80V76H41V75H42V72H43V74H45V73H44ZM70 70H72V71L70 72ZM84 70H85V71H84ZM87 70H88V71H87ZM89 70H90L91 72H90ZM160 70H163V71H160ZM186 70H187V69H186ZM192 70H193V68H191L190 71H192ZM202 70H203V69H202ZM206 70H207V69H206ZM9 71H10V73H12V74H14V75H12V74L10 75ZM18 71H19V69H18ZM57 71H58V72H57ZM80 71H81V72H80ZM96 71H97V72H96ZM110 71H111V72H110ZM131 71H133V72H131ZM147 71H148V73H147ZM149 71H150V72H149ZM164 71H165V73H164ZM184 71H185V70H184ZM13 72H14V73H13ZM73 72H74V73H73ZM103 72H104V74L102 75ZM107 72H110V73L108 74ZM116 72H117V73H116ZM120 72H121V73H120ZM127 72H129V73H127ZM187 72H189V71L187 70ZM187 72H185V74H187ZM204 72H206V71H204ZM6 73H7V75H6ZM38 73H39V74H38ZM58 73H60V74H58ZM72 73H73V74H72ZM81 73H82V74H81ZM83 73H84V74H83ZM89 73H90V74H89ZM91 73H92V74H91ZM106 73H107V74H106ZM113 73H114L115 76H117V75L119 74L118 77L124 79V80H125L124 83H125L126 81H128V82H126L125 84H124V83H121V82L119 81V80H121V79H119V78H118V80L116 81V77L114 78ZM126 73H127V74H126ZM131 73H132V74H131ZM144 73H145V75H144ZM146 73H147V75H146ZM149 73H150V74H149ZM212 73H215V75H217V76H213V78L215 77L216 79H220V80H221V83H222V78H221V76H220V77L218 76L219 72L216 71V72H212ZM217 73H218V74H217ZM25 74H26V75H25ZM47 74H45V77L47 76V79L44 78V81L46 82V80H47L48 83L46 82V83H45L46 85L43 86V88L49 90V88H50L51 85H52V86H53V85L55 86L56 84L53 83V82H50V81H51V80H50V77H49V75H47ZM55 74H56V75H55ZM88 74H89V75H88ZM98 74H99V75H98ZM116 74H117V75H116ZM159 74H161V75H159ZM171 74H172V73H171ZM220 74H219V75H220ZM9 75H10L11 77H12V76H13V77L11 78ZM36 75H37V76H36ZM39 75L41 76V78H40ZM66 75H67V76H66ZM90 75H91V76H90ZM96 75H98V77H96ZM100 75H102V78H103L104 80H102V78L100 77ZM142 75H143V76H142ZM164 75H165V77H164ZM225 75H226V74H225ZM3 76H4V75H3ZM26 76H28V77L30 76V77L28 78V77H26ZM50 76H51V75H50ZM70 76H72V77L70 78ZM106 76H107V78H106ZM109 76H110V78H108ZM145 76H148L149 78H151L152 81H151L148 77L146 78ZM154 76H156V77H154ZM160 76H162V77L160 78ZM168 76H171V75H168ZM258 76H259V75H258ZM9 77H10V78H9ZM37 77H38V79H37ZM43 77H44V76H43ZM66 77L68 78V80L66 79ZM77 77H78V79H74V78H77ZM91 77H92V78H91ZM93 77H95L96 79L93 78ZM99 77H100V78H99ZM104 77H105V78H104ZM112 77H113V78H112ZM123 77H124V78H123ZM135 77H136V78H135ZM141 77H143V79L146 78V80H147L149 83H150V81H151V83H152L153 81L156 80V81L153 82L152 84H154V83H155V85L158 84L157 87H155V85H153V87L158 88V90H155V89H154V90H155V93L152 94L151 91H153V90H152L153 87H151V88L148 89V88H147V84H148V82L146 83V80L141 79ZM158 77H159L160 79H159ZM210 77H211V79H212V74H210ZM217 77H219V78H217ZM23 78H25V80H24ZM39 78H40V79H39ZM62 78H65V79H66V82H62V81H65V79L62 80ZM69 78H70V80H69ZM111 78H112V79H111ZM152 78H153V79H152ZM189 78H191V77H188V80H189ZM215 78L213 79V81L216 83L218 80L216 81ZM11 79H12V80H11ZM26 79H27V81H26ZM29 79L32 80L33 82H31ZM45 79H46V80H45ZM90 79H91V80H90ZM108 79H109V80H108ZM110 79H111V82H110ZM136 79L138 80V82L140 81V83H141L140 86L142 85V86H141L142 89H143V86L145 87V90L143 89V92L146 93V95L148 94L146 97H150V96H149V93L151 92L150 95L152 94V96H153V97H150V98H152L151 100H150V99H146V97H144L145 95H144L143 97L145 98V100H147V102H148V101H151L150 103H151L152 105H151L149 102H148V103L150 104L149 106H148V104H145L146 101L143 100L144 98H143L142 96H140V95H139V96H140L139 99H138V100L136 99L137 96H138V95H137V91H138V94L140 93L139 90H135V87H134V85H133V84H136V83H137V82H136V83H133L134 81H137ZM139 79H140V80H139ZM157 79H158V80H157ZM168 79H169V80H168ZM3 80H2V81H3ZM6 80H7V81H6ZM48 80H50V81H48ZM58 80H59V81H58ZM73 80H74V82H73ZM80 80H81V81H80ZM85 80H86V81H85ZM96 80H98V83L96 82ZM114 80H115V84H116L117 82L120 84V87H119L120 89L118 88V85H119V84H118V85L116 84V87L114 86V83H113ZM132 80H133V81H132ZM165 80H166V81H165ZM188 80L186 79V81H185V82H187V84H188ZM2 81L0 80V83H1V84H2ZM29 81L31 82L30 84H28ZM79 81H80V83H83V82H84V83H83L84 85H81V84L79 83ZM88 81H89V82L91 81L90 84H89ZM99 81H100V82H99ZM102 81H107V83H106V82H102ZM108 81H109V82H108ZM112 81H113V82H112ZM129 81H130V82L132 81V82L130 83ZM141 81L144 82V83H142ZM169 81H170V82H169ZM27 82H28V83H27ZM36 82H37V84H36ZM156 82H157V84H156ZM171 82H172V83H171ZM33 83H35V86H34ZM49 83H53V84H49ZM63 83H65V84H63ZM74 83H75V84H74ZM78 83H79L82 87H84L86 84H88L86 87H87L88 89L90 88V90H88V89L85 87L86 89L83 90V88H81L82 90L80 91V87H81V86H80ZM145 83H146V85H145ZM223 83H224V86H225V83H227V81H226V82H223ZM233 83H234V82H232L231 84H233ZM62 84H63V85H62ZM94 84H95V85H94ZM98 84H99V85H98ZM103 84H104V86H106V87H104ZM130 84H131V86H129ZM164 84H165V85H164ZM166 84H169V85H166ZM170 84H171V86H170ZM172 84H175V85L173 86ZM176 84H177V85H176ZM234 84H235V83H234ZM9 85H11V86H9ZM28 85H30V86H28ZM31 85H32L33 88H35V89H32V86H31ZM64 85H65V86H64ZM66 85H67V86H66ZM76 85H78L79 87L77 86V87L74 88L73 86H76ZM93 85H94V86H93ZM97 85H98V86H97ZM108 85H109V86H108ZM110 85H111V86H110ZM122 85H123V87H122ZM132 85H133V88H130V87H132ZM136 85H137V84H136ZM159 85H161L163 88H162L161 86H159ZM7 86H9V87H7ZM23 86H22V87H23ZM48 86H49V87H48ZM92 86H93L94 91L92 90ZM113 86H114V87H113ZM126 86H128L129 88H127ZM172 86H173V88H172ZM26 87H27V88H26ZM29 87L33 90V92L30 90ZM95 87H96V88H95ZM100 87H101V88H100ZM111 87H112L113 89H112ZM169 87H170V89H169ZM237 87H238V86H237ZM237 87H235V88H237ZM7 88H8L9 90H8ZM97 88H98V89H97ZM102 88H103V89L105 88V90L102 91V90H103ZM115 88H116V89H115ZM123 88H124V89H123ZM15 89H16V88H15ZM27 89H29V91H28ZM95 89H97V90H95ZM106 89H108L107 92H106ZM110 89H112V90L115 89L114 91H115V92L117 91L116 94L119 96V97L116 96V98L121 99V100H122V98H123V101L126 100V99H128V98L126 97V95L124 94V93H127V92L129 91V90H127V89H130V91L135 90V91H132V93L135 92L134 95H136V96H134V95L132 94V102H133V101H134V102L132 103V102H129V101H128V103H126V101H127V100H126V101H125V104H126L127 106L125 105L126 107L124 106V107H125L124 109H123V106H122V105H123V103H122L123 101H121V100H118V101H116L115 103H117V102L119 103V101H120V105L122 104V105H121L122 108H121V106H119V104H115L116 106H115V105H112V104H113L112 102H113V100H114L115 97L113 98V96L111 97V95H114L115 92L113 93L112 90H111L112 93L109 92ZM162 89H163V90H162ZM166 89H167V90H166ZM168 89H169V90H168ZM173 89L176 90V91H175L176 93L173 91ZM25 90H26V91H25ZM87 90L90 91V92H92V93L90 94V92H89V93H88V92H85V91H87ZM91 90H92V91H91ZM120 90H122V91H120ZM123 90H124V91H123ZM126 90H127V92H126ZM146 90H148V92H146ZM165 90H166V92H165ZM185 90H186V89H185ZM208 90H209V89H208ZM22 91H21V92H22ZM96 91H97L98 93H96ZM100 91H101V93H102V92H105L104 95H103V94L101 95V93H99ZM118 91H119V92H118ZM160 91L163 92V94L165 93L167 96H170V95L173 94V97H172V96H170V97H172V99H174V97H176L175 100H173V102H175V101L177 100V101L175 102V105L179 106V108H180L182 111H185V112H186V116H187V118H185L184 121H183V118H182V120H179V121L181 122V123L179 122L180 124H179V123H173V122H172V120H174V121L177 122L178 119L176 120V118H177L176 116H174V117H176L175 119H174V117H173V118L170 120V123H169V122H164V121H163V120H164L163 117L167 116V113H166V112H160V111H159V108H160L159 106H160V105L162 106V103H161V102H158V104H160V105H158V107H156L155 105L153 106V104H155V102H156V101H155V102L152 103V101H154V95H156V92H157V95H158V94L160 93ZM168 91H169V92H168ZM230 91H231V93H233V92H232V91H233L232 89H231ZM230 91H229V92H230ZM30 92H31V94H30ZM61 92H62V94H61ZM64 92L68 94V95H67L68 97L65 96L66 94L64 95ZM75 92H76V93H75ZM93 92H95V93H93ZM108 92H109V94H108ZM120 92H121V93H120ZM153 92H154V91H153ZM192 92H193L192 94L196 93L195 91H192ZM222 92H223V91H222ZM18 93L20 94V96H21V95L24 96V97L27 96V98H28V97H29V98L31 97L32 99H31V98H30V99H27L26 102H25V100L22 101L23 99H26V98H24V97H20ZM85 93H87V95H86ZM119 93H120V94H119ZM217 93H218V90H217ZM219 93H220V92H219ZM223 93H224V92H223ZM225 93L228 95V92H225ZM225 93H224V94L221 93L220 99H223V98L227 99V95H225ZM16 94H17L18 96H17ZM29 94H30V95H29ZM32 94H34L33 96H34L35 98L31 96ZM89 94H90V96H89ZM93 94H94L96 97H95V96H92ZM116 94H115V95H116ZM127 94H128V93H127ZM163 94H162V95H163ZM178 94H181V96H179ZM197 94H198V93H196V95H197ZM213 94H214L216 97H217V96L219 97L218 94H215V93H213ZM15 95H16V96H15ZM63 95H64V96H63ZM97 95H99V96H97ZM105 95H107L108 97L105 96ZM115 95H114V96H115ZM122 95H123V96H122ZM166 95H164V96L166 97ZM194 95H195V94H194ZM222 95H224L223 98H222ZM233 95H234V93H233ZM239 95H241V94H239ZM2 96H0V98H1ZM37 96H38V98H37ZM61 96H62V97H61ZM103 96H105V97H103ZM133 96H134V97H133ZM160 96H161V93H160L159 97H160ZM210 96H211V94H210ZM225 96H226V97H225ZM4 97H6V96L4 95ZM8 97H9V96H8ZM8 97H7V98H8ZM16 97H17V98H16ZM69 97L71 98V100H70ZM91 97H92V99H91ZM93 97H94L95 99H93ZM99 97H100V98H99ZM102 97H103V98H102ZM106 97H107L108 99H107ZM121 97H122V98H121ZM124 97H125L126 99H124ZM135 97H136V98H135ZM193 97H194V96H193ZM196 97H197V96H196ZM213 97H214V96H211V98H213ZM218 97H217V99L220 100ZM20 98H23V99L20 100ZM36 98H37V99H36ZM56 98H57V97H56ZM65 98H66V100H65ZM67 98H68V99H67ZM74 98H77V99L74 100ZM86 98L95 101L94 103H93V101H90V102H89V103L91 104V105H90V104H89V105L92 106V107H87V106H89V105H88V101H86V100H87ZM112 98H113V99H112ZM134 98H135L136 100H135ZM141 98H142V100H141ZM182 98H183V99H182ZM214 98H215V97H214ZM214 98H213V101H210V102H211V107H213V109H215V111H216L217 109H219V107H223V106L225 107V104H226V103L223 102V103H222L223 106H222V105H221V102L219 101V103H220L219 105H221V106L218 107V104H216V106H217V109H216V107L213 106V104H214V102H215V100H216V99L214 100ZM43 99H45V100H43ZM96 99H98V100L102 99V100H101V101H98V100H96ZM110 99H111V100H110ZM158 99L160 100V98H157V96H156V99H155V100L158 101ZM179 99H180V100H179ZM181 99H182V101H181ZM190 99H191V101H192V100H195V101L198 100V101L200 102L199 97H198V99H197V98H196V99H192V97H190ZM29 100H30V101H29ZM32 100H33V101H32ZM38 100H39V104L42 102V103H41V104H42L41 106L38 104V102H37ZM40 100H42V101H40ZM68 100H70V102L73 103V104L71 105L70 102H69V104H68V102H67ZM105 100H106V101L108 100V101H107L108 103L105 102ZM140 100H141L142 102L144 101L143 103H144L147 107L145 106V108H144L143 103H142L141 106H140V104H139V102H141ZM166 100H167V99H166ZM178 100H179V101H178ZM218 100H216V101L218 102ZM223 100H224V99H223ZM31 101H32V102H31ZM34 101H35V102H34ZM44 101H45V102H44ZM78 101H79V102H78ZM85 101H86V102H85ZM97 101H98L99 104H100V102H101V104L98 105ZM109 101L111 102L112 107H116L117 109L119 108V110L116 111L117 113H116L115 111L110 110V109H112V108L107 109V108L110 107V106H109V105H110ZM135 101H136V102H135ZM138 101H139V102H138ZM160 101H161V100H160ZM163 101H165V100H163ZM15 102H16V103H15ZM27 102H29V103H27ZM75 102H77V104H78V103H79V104H82V103L85 102V105L82 104L83 107H81L80 105H77L76 107H74L73 105H75ZM166 102H167V101H166ZM177 102H178V103H181V105H179ZM199 102H197V103L199 104ZM13 103H14V104H13ZM26 103H27V104H26ZM31 103H32V104H31ZM44 103H45V104H44ZM52 103H53V104H52ZM63 103H64V104H63ZM86 103H87V104H86ZM103 103H104V104H103ZM156 103H157V102H156ZM215 103H216V102H215ZM24 104H26V105H24ZM37 104H38V105H37ZM57 104H58V105H57ZM92 104L94 105V107H93ZM95 104H96V105H95ZM102 104H103V105H102ZM133 104H135V105H133ZM136 104H137V105H136ZM198 104H197V105H198ZM12 105H11V107H12ZM63 105H64V106H63ZM97 105L100 106L99 109H98V106H97ZM117 105H118V106H117ZM163 105H164V103H163ZM183 105H185V109H183V108H184ZM15 106H14V107H15ZM42 106H44V110L46 109L45 111L42 109V108H43ZM54 106H53V107H54ZM58 106H59V107H58ZM72 106H73V107L76 109V111H78V112H76L74 108H70V107H72ZM79 106H80V110H77V108H78ZM101 106H102V107H101ZM103 106H106V107H104V108L107 109V111H106L105 109H103ZM107 106H108V107H107ZM129 106H130V107H129ZM142 106H143V107H142ZM181 106H182V107H181ZM16 107H15V108H16ZM34 107H35V108H34ZM55 107H54V108H55ZM86 107H87V108H90L93 112H94V111H96V112L93 113L90 109H86ZM128 107L131 108V109H132L133 107H136V109H138V110L140 109L139 112H138V110H137V112H138L139 114L141 113L140 115H143V114L145 113V111H147V112H148V115H150V116L152 115V116L149 117V116H147V113H145V114L143 115V118H144V124H143V123H142V124L140 123V125H139V123H137V122L135 123V119L132 118V119H133V121H132L131 118H129V113H131V112H133V111L130 110ZM141 107H142V108H141ZM149 107H150L151 109H149ZM152 107H153V108H152ZM197 107H198V106H197ZM214 107H215V108H214ZM37 108H38V109H37ZM69 108H70V109H69ZM143 108H144V109L147 108V110H144ZM155 108H156V109L158 108V110H155ZM161 108H162V107H161ZM205 108H206V106H205ZM24 109H23V111H24ZM34 109H36L37 111L34 110ZM73 109H74V111H73ZM78 109H79V108H78ZM81 109H82V111H81ZM122 109H123V110H126V112H129V113H126V112L124 111L125 114H123V116H122ZM136 109L133 108V110H136ZM163 109H164V108H163ZM163 109H161V110L163 111ZM196 109H198V108H196ZM203 109H204V108H203ZM223 109H225V108H223ZM20 110H22V107L19 108V111H20ZM87 110H88V111H87ZM99 110H100V111H99ZM101 110H102V111H101ZM103 110L106 111V112H104ZM109 110H110L112 113H111V112H108ZM120 110H121V115L118 114V112H119ZM143 110H144V112H142ZM149 110H151V111H149ZM153 110H154L155 112H153ZM41 111H42L43 113H42ZM70 111H73L74 113H73V112H70ZM86 111H87V112H86ZM89 111L91 112V114H90ZM130 111H131V112H130ZM156 111H157V112H156ZM164 111H166V110H164ZM188 111H190V112H188ZM203 111H204V110H203ZM203 111H201V112H203ZM219 111H220V112H219ZM221 111H223L222 108H220L218 111H216V113H217V114H220V113L222 114ZM20 112H21V111H20ZM36 112H37V114H36ZM38 112H39V114H38ZM79 112H80V113H79ZM85 112H86V113H85ZM98 112H100V113H98ZM114 112L116 113V115H115ZM124 112H123V113H124ZM137 112H136V113H137ZM191 112H194V113H191ZM71 113H72L73 115H71ZM77 113L82 114V115H83V118H80V117H82V115H79V114H77ZM88 113H89V116L87 115ZM105 113H108L107 115H109V116H107V118H105L106 116H105V117L103 116ZM150 113H152V114H150ZM190 113H191L192 115H191ZM21 114H22V113H21ZM75 114H76V115H79L80 117H79V116H77L78 118L75 117V116H74ZM84 114H86L88 117H86V115L84 116ZM93 114H94V115H93ZM127 114H128V115H127ZM157 114H158V116H157ZM163 114H164L165 116H163ZM202 114L204 115L205 113L203 112ZM37 115H38V116L40 115L41 118H42V117H43V118H42V119H41V118L39 119V118H37V117H38ZM46 115H47V116H46ZM62 115H63L64 117H63ZM97 115H98V116L100 115V116H99L100 118L97 117ZM105 115H106V114H105ZM112 115H114L115 117H119V118H118L119 121H118V120L115 121L116 124H118V125H117V127L115 128L114 133H112V131L110 130V126L112 125V123H115V122H114L115 118H114V116H112ZM124 115H126V117H125ZM159 115H161V116H159ZM194 115H195V114H194ZM35 116H36L37 120H36ZM40 116H39V117H40ZM53 116H52V119L54 118L53 121L56 120V122L54 121V124H53V126H52L51 129L54 128V131L52 130L51 133L45 131L46 133H44V134H46L47 136H48V134H49V136H51L52 138H51V137L48 138V137H45V136H42V135H41L42 140H43L42 144H45V141H46V140H47L48 142L46 141L47 143H46L45 146L42 145V147L44 146V148L41 147V150L44 149V151H41V150L39 151V153L42 152L43 155H42V153H41V154L38 153V155H37L36 157H34V158H36V161L38 160V162H36V161H35V162H32V165H31L30 162H29V160H26V159H32V158H28V157H31L30 155L33 154V153H31V152H32V148H35V145H32V143H29V149H28V150H31V152L28 153L29 155H28V154H27L26 156L23 155V157H25L24 159L20 158V159H19V162L17 161L18 156L20 155V157H21V153H18V152H17V150H19V149H15V150H14V151H15V154H14L13 158H16V157H17L16 159H14V161H17V162H13V163H12V162H6V163H3L4 165L2 164L3 166L1 165V166H2L1 168H2V169H6V170H7V168H9L10 166H14V168H13V167H10V168H13V169H16V167H17L18 169H19V167H22V168H20V170H25V169H27V168L29 167V169H27V172H30L31 169H33V170H31V171H34V170H35L33 173H34V174H37V175H34V174H33V175H34V178H33V176H32L33 179H31V178L29 177V178H30L29 181H30V180H35V182H33V181H31V182L35 183L36 186L38 185L37 190H42V189H43L42 187H39V185H41L42 182H41L40 184H38L40 181H42V179H40V178H41V175H40V177H39L38 173L40 174L41 170H47L46 168H45V169H44V168L42 169V167H46V165H45V166H41V165H44V163H45V164L48 163V167H50V168H48V167H47V168H48V170H50V171H51V168H54V169H55V168L57 167V171H56V170H55V172H54V171H51L52 173L50 172V174H54V173H58V172H59V173H58V174H59L58 178H59L61 175H63V178H64V177L66 176L65 173L68 171V170H65L66 167L69 166V165L67 164V163H68V162H67L68 160H66V159L64 160V158H67V159H68V154H69V153H68V150H69L68 148H69V146L66 144L67 142L64 143V145H65L64 149H65V150L67 149V150L65 151L64 149H62V152H63V155H64V153H65V154L68 153V154H66V156H63V155L61 156V157H62L61 160L67 162L66 164H65V162H63V161H62V162H61V161H59V162H55V161H54V159H55V155H52V154H56V151H55V150H57L55 147H53V146L56 145L57 140H58V139H56V135H55V134L58 133V138H59V137L62 135V134H60V133L63 132L62 129L64 130V132H66V130H68V131L70 132V130H69V128H68L69 125H66V124H70V123L72 124V121H69V122L67 121L68 123L65 122V123H66V124H65V123H64V120H63V121H62L63 123H61L60 118H59L58 116H57L58 118L53 117ZM67 116H68V115H67ZM101 116H103L104 118L101 117ZM145 116H147V117H145ZM162 116H163V117H162ZM186 116H185V117H186ZM188 116H189V118H188ZM204 116H205V115H204ZM204 116H203V117H204ZM111 117H112V118H111ZM154 117H155V118H154ZM159 117H160V118H159ZM193 117H194L195 119H193ZM198 117H199V116H198ZM198 117H197V119H200V118L203 119V117H202L201 115H200V118H198ZM205 117H206V116H205ZM33 118H34L37 122H35V120H34ZM55 118H56V119H55ZM75 118H77V120H76ZM86 118H87V119H86ZM156 118H157V119H156ZM261 118H262V117H260V119H261ZM29 119H31V120L29 121ZM32 119H33L34 121H33ZM38 119H39V120H38ZM44 119H45V121H44ZM90 119H91V120H90ZM103 119H104V120H103ZM111 119H112V120H111ZM166 119H167V118H166ZM166 119H165V121H167V120L169 121V119H167V120H166ZM180 119H181V117H180ZM204 119H205V118H204ZM262 119H263V118H262ZM262 119H261V120H258V119H257V120H256L257 123H258L259 121H262ZM16 120L19 121V118H17V119L14 118V122H15V123H16ZM40 120H41V121H40ZM42 120H43V122H42ZM58 120H59L60 122H58ZM65 120H66V119H65ZM71 120H73V119H71ZM74 120H73V121H74ZM93 120H94V121H93ZM99 120H100V121H99ZM102 120H103V121H102ZM109 120H110L111 122H110ZM130 120L132 121L133 124H132V123L130 124V122H131ZM157 120H158V121H157ZM160 120H161V121H160ZM20 121H21V119H20ZM97 121H99V123H97ZM101 121H102V122H101ZM108 121H109V123H108ZM129 121H130V122H129ZM145 121H146V122H145ZM147 121H148V123H147ZM197 121H198V122H197ZM39 122H40V123H39ZM57 122H58V123H57ZM81 122H82V123H81ZM83 122H84V124H83ZM86 122H89V123H86ZM91 122H95L96 125L98 124L97 127H99V124L102 123L101 126H102V128H104V129H102L101 127H100L101 129L98 128L99 130H97V128L95 129L96 125H95L94 123H91ZM100 122H101V123H100ZM161 122H162V123H161ZM183 122H184V123H183ZM185 122H186V123H185ZM187 122H188V123H187ZM196 122H197V123H196ZM80 123H81L82 125H81ZM106 123L108 124V126H107ZM160 123H161V124H160ZM2 124H3V121H0V127H1V128H0V132H2V131L4 132V130L6 129V128H5V127H6V124L4 123L3 126H2ZM90 124H91V125H90ZM93 124H94V126H93ZM103 124H104V125H103ZM156 124H157V125H156ZM162 124H163V125H162ZM192 124H191V125H192ZM29 125H30V124H29ZM35 125H36V124H35ZM55 125H56V126H55ZM58 125H59V126H58ZM121 125H122V126H121ZM133 125H134V127H133ZM147 125H148V127H147ZM155 125H156V126H155ZM159 125L161 126V130H160V126H159ZM186 125H187V126H186ZM197 125H199V127H198ZM12 126L16 127L15 124L12 125ZM24 126H26V125L23 124V129H25ZM27 126H28V125H27ZM27 126H26V128H27ZM42 126H43V127H42ZM60 126H61V127H60ZM62 126H63V127H62ZM87 126H88V127H87ZM105 126H106V127H105ZM153 126H154V127H153ZM172 126H173V127H172ZM2 127H3L4 130L2 129ZM59 127H60L61 129H60ZM66 127H67V128H66ZM69 127H70V126H69ZM93 127H94V128H93ZM108 127H109V128H108ZM130 127H131V128H130ZM144 127H145V129H144ZM243 127H244V126H243ZM40 128H41V129H40ZM55 128H57V129H55ZM65 128H66V129H65ZM148 128H149V129H148ZM163 128H164V129H163ZM194 128H193V129H194ZM1 129H2V131H1ZM27 129H28V128H27ZM42 129H43V130H42ZM51 129H50V131H51ZM59 129L61 130V132L59 131ZM136 129H137V130H136ZM174 129H175L176 131H174ZM241 129H242V128H241ZM7 130H8V128L6 129V131H7ZM46 130H47V129H46ZM57 130H58L59 132H58ZM85 130H82V131H85ZM90 130H91V131L93 130V131L90 132ZM159 130H160V131H159ZM187 130H188V128H187ZM243 130H245V129L243 128ZM243 130H242V131H243ZM253 130H254V129H253ZM255 130H256V128H255ZM28 131H29V129H28ZM28 131L25 129V132H26L25 135H28V134H29V133L27 134ZM56 131H57V132H56ZM110 131H111V132H110ZM156 131H157V132H156ZM173 131H174V132H173ZM242 131H241V133L244 134V135H243V136L241 135V138L243 137L245 140H247V139L249 140L248 137L245 138V137H246V136H245V132H246V131H245V132H244V131L242 132ZM102 132H103V133H102ZM175 132H176V133H175ZM177 132H178V133H177ZM23 133H24V130H23ZM43 133H42V134H43ZM52 133H55V134H54L55 139H54ZM120 133H121V134H120ZM156 133H159V135H156ZM160 133H161V134H160ZM173 133L176 134V135H175L176 137L174 136ZM179 133H180L181 135H179ZM220 133H222V132L220 131ZM44 134H43V135H44ZM59 134H60V136H59ZM123 134H124V136H122ZM162 134H163V135H162ZM166 134L168 135V138H167V135H166ZM193 134H194V133H193ZM246 134H247V133H246ZM262 134L264 135L263 132H262ZM99 135H100V139H99L100 142H99L98 149H96V148L94 147V144H95L96 138H98ZM170 135H171V136H170ZM263 135H262V136H263ZM69 136H70V135H68V136L66 137V141H68V144H70V142H71V141L69 142V140L72 139V138H70L71 136H70V137H69ZM150 136H151V137H150ZM163 136L166 137V138L163 139V138H162ZM177 136H178V137H177ZM244 136H245V137H244ZM44 137H45V138H44ZM68 137H69V138H68ZM93 137H94V138H93ZM131 137H132V138H131ZM179 137H180V139H178ZM47 138H48L49 140H48ZM109 138H110V140H109ZM154 138H156V139L154 140ZM157 138H158V139H157ZM160 138H162L163 140H161ZM169 138H170V140H171V139H172V140L170 141ZM176 138H177V139H176ZM50 139H51L52 142L50 141ZM53 139H54V140H53ZM93 139H94V140H93ZM112 139H113V140H112ZM134 139H135V140H134ZM137 139H138V140H137ZM174 139H175V140H174ZM82 140H83V139H82ZM132 140H133V141H132ZM160 140H161V141H160ZM242 140H243V139H242ZM245 140H244V141H245ZM262 140H263V139H262ZM49 141H50V143H49ZM55 141H56V143H55ZM106 141H109V142H106ZM131 141H132V143H130ZM164 141H165V142H164ZM180 141H181L182 143H181ZM219 141H222V140L219 139ZM263 141H264V140H263ZM53 142H54V143H53ZM83 142H84V141H83ZM83 142H82V143H83ZM117 142H118V143H117ZM134 142H135L136 144H135ZM148 142H150V143H148ZM48 143H49L50 145H49ZM58 143H59V141H58ZM58 143H57V145H58ZM71 143H72V142H71ZM109 143H111V145H109ZM153 143H154V144H153ZM169 143H170V144H169ZM179 143H180V146L182 145L181 147L179 146ZM186 143H187V142H186ZM220 143H221V142H220ZM220 143H219V144H220ZM33 144H34V142H33ZM47 144H48V145H47ZM54 144H55V145H54ZM129 144H131V146L133 145V149H134V150H133V153H132V154L134 155V156H133V160L129 158L130 156H129V153H128V150H127ZM134 144H135V146H134ZM219 144H218V145H219ZM222 144H223V143H222ZM57 145H56V146H57ZM70 145H71V144H70ZM72 145H73V143H72ZM92 145H93V147H92ZM112 145H113V146H112ZM139 145H140V146H139ZM141 145H142V146H141ZM205 145H206V146H205ZM208 145H211L210 142L208 143ZM212 145H213V144H212ZM218 145H216V149H217V150H218V148H217ZM48 146H49V148H48ZM51 146H52V147H51ZM114 146H115V147L117 146V147L115 148ZM119 146H121V147H119ZM160 146H161V147H160ZM192 146H193V147H192ZM225 146H226V147H225ZM248 146H249V144H248ZM248 146H247V145L244 146V150H245V151H243V152H248L247 155H246V157L248 156L249 151H251L250 153H254V152H255V151L252 152L254 149L251 150V149H252V148H251V147H252L251 145H250V147H249L250 150H249ZM45 147H47L48 149H45ZM67 147H68V148H67ZM72 147H73V148H72ZM109 147H110V150L108 149ZM111 147H112V148H111ZM139 147H141L142 149L139 148ZM156 147H157V148H156ZM170 147H172V148H170ZM176 147H177V148H176ZM203 147H204V149H203ZM246 147H247V148H246ZM50 148H53V150H54L55 153H54ZM75 148H76L77 150H79V151L75 150ZM93 148H94V149H93ZM175 148H176V149H175ZM181 148H182L184 151H183ZM100 149L103 151V152H102L103 154H101V155H99V153H101V150H100ZM115 149H116V151H115ZM120 149H121V150H120ZM124 149H125V150H124ZM155 149H156V150H155ZM157 149H158V150H157ZM187 149H188L189 151H188ZM210 149H211V148H210ZM214 149H215V148H214ZM247 149H248V151H246ZM21 150H22V149H21ZM45 150H46V151H45ZM47 150H48V151H47ZM63 150H64V151H63ZM81 150H82V153H81ZM107 150L111 152L110 154H112L113 151H114L115 153H113V154L110 156V154H107V153H106ZM179 150L181 151V153H180ZM33 151H34V149H33ZM50 151H52V152H50ZM57 151H58V150H57ZM122 151H125V152H123V153H125V154H123V153L121 154ZM182 151H183V152H182ZM211 151H212V154H213V151H214V150H211ZM211 151H210V153H211ZM224 151H225V152H224ZM261 151H263V148L261 149ZM34 152H35V151H34ZM76 152H77V153H76ZM78 152L80 153V155H81L82 157H81L80 155L78 156V154H79ZM83 152H84V153H83ZM118 152H119V153H118ZM126 152L128 153V155H127ZM218 152H219V153H218ZM222 152H224V153H222ZM226 152H228V153L225 155ZM238 152H239V151H238ZM50 153H51V154H50ZM182 153H183V154H182ZM44 154H47L48 156H47V155H44ZM106 154H107V155H106ZM114 154L116 155V158H115ZM142 154H143V155H142ZM186 154H188V155H186ZM189 154L192 156V158L190 157ZM192 154H193V155H192ZM222 154H224L225 157H224V155H222ZM228 154H229V155H228ZM39 155H40L41 157H40ZM103 155H104V156H103ZM108 155H109V157L106 158V156H108ZM117 155H119V156H117ZM130 155H131V154H130ZM140 155H141V156H140ZM227 155H228V157H230V158L226 157ZM46 156H47V157H46ZM49 156H51V157H49ZM121 156H122V157H121ZM127 156H128V157H127ZM138 156H139V157H138ZM166 156H167V157H166ZM220 156H223V157H220ZM44 157H45V158H44ZM52 157H53V158H52ZM78 157H79V159H78ZM80 157H81V158H80ZM83 157H84V159H83ZM86 157H88V158H87L88 160H86ZM112 157H113V158H112ZM117 157H118V158H117ZM135 157H136V158H135ZM169 157H170V158H169ZM202 157L204 158V159H203V160H204V164H203V162H200V161H199V159H201V161H202ZM209 157H210V158H209ZM219 157H220V158H219ZM248 157H249V156H248ZM39 158H44V159L48 158V159H46V160L43 159V161H46V162H47V160L50 161V160H49V158H50L51 161H50V162H47V163H46V162H44V163L41 162V163H40ZM111 158H112V159L115 158V160H116V159H117V160H118V159H119V160H122V158H124V160L127 161V162H123V163H122V162H111V161H112ZM221 158H223V159H221ZM225 158H227L228 160L225 159ZM236 158H237V159H236ZM256 158H257V157H256ZM94 159H95V158H94ZM103 159H104V160H103ZM127 159H129V160H127ZM137 159H138V160H137ZM165 159H166V160H165ZM170 159H171V160H170ZM189 159H190L191 161H190ZM214 159H217L216 162L214 161ZM218 159H219V160H218ZM224 159H225V160H224ZM229 159H230V160L233 159V160H231V161H234V159H235L236 164H235V162H231ZM21 160H23V163L21 162ZM24 160H25V162H24ZM40 160H41V159H40ZM84 160L88 162V165H85V164H84V163H86ZM130 160H132V161H130ZM134 160H136V162H135ZM144 160H145V161H144ZM177 160H178V161H177ZM205 160H208L207 164H205V163H206ZM222 160H223L224 162H222ZM41 161H42V160H41ZM52 161H53V163H52ZM104 161H105V162H104ZM138 161H139V162H138ZM152 161H153V162H152ZM161 161H162V162H161ZM170 161H171V163H169ZM209 161H214V162H211V163H212V165H211V163H210ZM20 162H21V163H20ZM83 162H84V163H83ZM110 162H111V163H110ZM131 162H132L133 164H132ZM217 162H218V163H217ZM229 162H230V163H229ZM8 163L10 164L9 167L6 166V165H8ZM35 163H36V164H38V163L40 164V169H39V167H38L39 164L37 165V167H35L36 165L33 166V164H35ZM55 163H58V164L55 165ZM72 163H73V162H72ZM81 163H82V164H81ZM89 163H90V164L93 163V164H92V167H94L95 165L98 166V167L96 168V166H95L94 168H92V167L90 168L91 165H90ZM99 163H100V164H99ZM108 163H110V164L113 165V167H112V171H110L112 165L110 166V164H108ZM113 163L115 164V167H116V168H114V164H113ZM116 163H117V164H116ZM134 163H135V165H134ZM136 163H137V164H136ZM201 163H202V164H201ZM220 163H221V164H220ZM228 163H229V164H228ZM233 163H234V164H233ZM240 163H241V162H240ZM247 163H248V164H246V165L244 164V165L246 166V168H247V170H248V168L250 169V166H251L252 163H251V164H250V162H247ZM12 164H13V165H12ZM20 164H21V166H20ZM23 164H25V166H26L27 168H25ZM28 164H29V165H28ZM52 164H53V165H52ZM69 164H70V162H69ZM86 164H87V163H86ZM208 164L211 165L210 167L214 166L215 168H216L218 165H213V164H219V165H221V166L223 165L222 167H224L225 169H224V168L222 169V168L219 166V167L221 168V169L219 168V169L221 170V172H219V170H218V172H219L220 174H221V173L224 174L225 171H226L227 169L231 171V169L234 167L232 170H234V173L237 172V174H234L233 171H232V176H229V175H227V173H225L224 175L228 176V178H227V177H224V176H223V177H224V178H227L226 181H227L228 183H224V184H228V185H227V187L224 185V189H221V191L219 192L220 189L218 190L217 188H220V185L222 184V181H221V183H219L220 181H216V175H217V173H216V175H214V177H213L212 171H215V170H212V169H213L214 167L211 168V169H209L210 167H209L208 169H204V166H206V167L209 166ZM226 164H228V165H226ZM231 164H232V165H231ZM237 164H238V165H237ZM249 164H250V165H249ZM59 165H60L61 167H58ZM62 165H63V166H62ZM78 165H79V166H78ZM81 165H84V166H86L87 168H86V167L84 168V166H81ZM101 165H102V166H101ZM105 165H107V167H106ZM117 165H118V166H117ZM127 165H128V166H127ZM130 165H131V166H130ZM202 165H203V166H202ZM224 165H225V166H224ZM244 165L241 164V166L245 167ZM4 166H5V168H4ZM32 166H33L34 168H33ZM64 166H65V167H64ZM119 166H120V167H119ZM140 166H141V168H140ZM178 166H179V167H178ZM201 166H202V168H201ZM228 166H229V167L232 166V168L229 169ZM247 166H248V167H247ZM104 167H105V168H104ZM109 167H110V169H109ZM117 167H118V168H117ZM206 167H205V168H206ZM226 167H227V169H226ZM1 168H0V169H1ZM23 168H24V169H23ZM81 168H82V169H81ZM83 168H84L85 170H83ZM88 168H90V170H89ZM100 168L105 169L106 172H104V170H101ZM123 168H124V169H123ZM129 168H130V170H129ZM217 168H218V167H217ZM217 168H216V169H217ZM240 168H242V167H240ZM262 168H263V166L261 167V169H262ZM2 169H1L0 173L3 171ZM38 169H39V170H38ZM54 169H52V170H54ZM62 169H63V170H62ZM86 169H87V170H86ZM96 169L100 170V173L97 172L98 170L96 171ZM113 169L115 170V173H116L115 175H114V174L112 175V172H114ZM118 169H120V170H118ZM159 169H160V170H159ZM202 169H204V170H202ZM238 169H239V167H238ZM238 169H237V170H238ZM6 170H4L3 173H1L3 177H6V176H4V172H5ZM48 170H47V173H48ZM94 170H95V171H94ZM139 170H141V171H139ZM150 170H152L153 172L150 171ZM161 170H163V171H162L163 173H161V174H163L164 176L161 175V174H158V171H161ZM181 170H183L184 172L181 171ZM222 170H223L224 172H222ZM228 170H227V172H228ZM239 170H240V169H239ZM241 170H242V169H241ZM244 170L247 171L246 169H244ZM37 171H38V173H37ZM39 171H40V172H39ZM132 171H134V172H132ZM138 171H139L140 173H137ZM154 171H155V172H154ZM180 171H181V172H180ZM186 171H187V172H186ZM206 171H207V172H206ZM208 171H209V172H208ZM216 171H217V170H216ZM230 171L228 172V174L231 175V172H230ZM242 171H243V170H242ZM103 172L106 173V175H104ZM108 172H109V173L111 172V173L109 174ZM119 172H120V173H119ZM121 172H123V173H121ZM125 172H127V173H125ZM166 172H167V173H166ZM239 172H241V171H239ZM30 173H31V172H30ZM95 173H99V174H95ZM107 173H108V174H107ZM134 173H135V174H134ZM143 173H144V174H143ZM145 173H147L148 176H149V175L151 176V177H150V181H149V177L147 176V177H148V178H147V177H146L147 174H145ZM149 173H151V174H149ZM154 173H156V174H155V176H157L156 178H155V177H154V178L152 177V174H154ZM186 173H187V174H186ZM190 173H191V174H190ZM200 173H201V174H200ZM205 173H206V174H205ZM241 173H242V172H241ZM245 173H246V172H245ZM50 174L48 173L47 175H50ZM102 174H103V177H102ZM122 174H123V175H122ZM125 174H126V175H125ZM157 174H158V175H157ZM180 174H181V175H180ZM185 174H186V176H185ZM233 174H234V175H233ZM242 174H244V173H242ZM5 175H6V174H5ZM54 175H55V174H54ZM94 175H93V176H94ZM97 175H98V177H97ZM107 175H108L109 179L107 178ZM119 175H121V176H119ZM127 175H128V176H127ZM160 175H161V176H160ZM190 175H191V176H190ZM202 175H203V176H202ZM204 175H206V176L204 177ZM237 175H238V176H237ZM55 176H56V175H55ZM55 176L53 177V175H52V177L55 178V179L57 180V178H56ZM83 176H85V175H83ZM93 176H92V178H93ZM126 176H127V177H126ZM133 176H135V177H133ZM153 176H154V175H153ZM168 176H169V177H168ZM176 176H178V177H176ZM179 176H180V177H179ZM187 176H188V178H185V177H187ZM221 176H222V175H221ZM221 176H219L220 179H221ZM242 176H243V175H242ZM49 177H51V176H48V178H49ZM61 177H62V176H61ZM69 177H71V178H70L71 181H70V180L67 181V179H66L65 184H68V183H70V182H73L72 180H74V179H73L74 176L72 177V176L70 175ZM104 177H105V178H104ZM110 177L113 178L115 182H119V180H120L119 178H121V180H123L124 178H126V180L124 179L123 181H120L119 184L117 183V184L115 185V182L113 181V179H111V180H112V181H111V180H110ZM142 177H144V178L142 179ZM166 177H168V178L166 179ZM182 177L184 178V180H183ZM210 177H211V179H212V178H213V179L215 178L214 181H210ZM48 178H47V179H48ZM53 178H51L52 180H49V179H48V180L50 181L49 183L54 184V185L57 184V186H58V185H61V183H60L59 181H58V183H59V184H58L57 181L55 182V181H54L55 179H53ZM65 178H66V177H65ZM65 178H64L63 180H61V178H59V179L61 180V182H62V181L64 182V181H65ZM101 178H103V180H104L103 182L101 181V180H102ZM106 178H107L110 182H109L108 180L105 181ZM115 178H116V179H115ZM127 178H128V180H127ZM129 178H132L133 181H132V179L129 181ZM134 178H136V179H135L136 181L134 180ZM137 178H139V179H138L139 181H140V179H141V181H140V182L137 181ZM162 178H163V179H162ZM202 178H203V179H202ZM204 178H206V179H204ZM237 178H236V179H237ZM6 179H7V178H6ZM117 179H118V181H116ZM145 179L147 180L148 183L146 182ZM152 179H153L154 181H156L157 183L154 182ZM160 179H161V180H160ZM165 179H166V180H165ZM171 179H172V180H171ZM198 179H199V181H198ZM217 179H219L218 176H217ZM220 179H219V180H220ZM232 179H235V178H232ZM37 180H39V181L37 182ZM48 180H47V181H48ZM143 180H145L146 183H144V185H140V183L142 184V181H143ZM176 180H177V181H176ZM195 180H196L197 182H196ZM202 180H205V181H202ZM29 181H28V182H29ZM51 181H52V182H51ZM69 181H70V182H69ZM107 181H108L109 183H107ZM125 181H128V182L124 183ZM151 181H152L153 183H156V184L151 183ZM160 181H161L162 183H161ZM215 181H216V182H215ZM226 181H225V182H226ZM53 182H55V183H53ZM112 182H114V183H112ZM121 182H122V183H121ZM138 182H139V185H138L139 187L137 186ZM159 182H160V183H159ZM186 182H187V183H186ZM200 182H201V183H200ZM214 182H215V183L218 182V184H220V185H218V184H214ZM29 183H30V182H29ZM83 183H84V182H83ZM130 183H131L133 186L136 185V186L139 188V190L144 189V186H145V189H144L145 192H144L143 195L146 194V196H142V195H140V194H139V190H138V188H137L136 186H135L136 188L133 187V186H129V185H131ZM134 183H135V184H134ZM136 183H137V184H136ZM149 183H151V185H153V186H152V187H149V185H150ZM183 183H184L185 185H184ZM190 183H191V184H190ZM197 183H199V184H197ZM62 184H64V183H62ZM74 184H76L75 181H74V183H73V186L76 187V185H74ZM103 184H104V185H103ZM111 184H112V187H113V188H111ZM113 184H114V185H113ZM125 184H126V185L129 184V185L126 187ZM147 184H149V185H147ZM166 184H167V186H168L169 189H170L169 192H167V190H166V188H165V187H166ZM189 184H190L191 187L188 186ZM202 184H204L205 187H206L207 185H210V188H208V186H207V188H208L209 190H208L207 188H205V189H203V191H202V188H204ZM205 184H206V185H205ZM109 185H110V186H109ZM119 185H122V186H119ZM151 185H150V186H151ZM154 185H155L156 187H155ZM157 185H158V186H157ZM161 185H162V186H161ZM163 185H165V186H163ZM169 185H170V186H169ZM173 185H174V186H173ZM192 185H193V187H192ZM194 185H195V186H194ZM201 185H202V186H201ZM214 185H216V187H217V188H216L217 191H215L216 189H215L214 191L217 192V193H221V195H219V197H217L218 199L216 198L217 200H213V198H215V196L218 195L217 193H215V192L213 191ZM232 185H233V187H232ZM237 185H238V184H237ZM51 186H52V185H51ZM124 186H125L126 188H125ZM185 186H186V187H185ZM221 186H222V185H221ZM230 186H231V187H230ZM49 187H50V186H49ZM114 187H115V188H114ZM128 187H131V188H128ZM140 187H143V188L140 189ZM146 187H147V188H146ZM157 187H158V188H157ZM163 187L165 188V190H166V192H167L168 194H166V192L164 191V188H163ZM183 187H184V188H183ZM188 187H189V188H192V189L195 188V189H193L194 192H192L193 190H191V189L189 190ZM235 187H236V186H235ZM39 188H41V189H39ZM67 188H71V189H72L73 187H67ZM109 188H111V189H109ZM122 188H123V189L125 188V189H128V190H131V189H132V190H131V192L127 191V193H126L124 190H122ZM151 188H152V191H151V190L149 191V189H151ZM155 188H156V191H157V192L155 191ZM187 188H188V190L191 192L192 195L190 194V192H187V190H185V189H187ZM197 188H198L199 190H201V191H199ZM211 188H212V189H211ZM238 188H239V189H238ZM74 189H75V188H73V190H74ZM105 189H104V190H105ZM135 189H136V190H135ZM158 189H159L160 193L158 192ZM162 189H163V191H162ZM167 189H168V188H167ZM171 189H172V190H171ZM175 189H176V190H175ZM177 189L180 190V191H178ZM206 189H207V192H208L209 194L211 193L210 196H209V194H207V192L205 191ZM225 189H226V190H225ZM228 189H229V191H227ZM240 189H241V190H240ZM43 190H44V189H43ZM66 190H67V189H66ZM68 190H69V189H68ZM107 190H108V191H107ZM109 190H110V191H109ZM121 190H122V192H120ZM133 190H135V192H134ZM146 190H147V191H146ZM153 190H154V191H153ZM174 190H175V195H177L178 198H177V197H175V198L173 197V195H174ZM222 190H223L224 192H226V193H223ZM16 191L19 192L18 190H16ZM117 191H119L120 194H121L122 196H121L120 194H117ZM137 191H138V194H137ZM161 191H162L163 193H161ZM204 191H205L206 193H205ZM209 191H210V192H209ZM212 191H213V193L216 194L215 196H213V198H212V195H213ZM230 191H231V193L228 194V192H230ZM233 191H234L237 195H239V194H241V193H245V195L243 194V195H244L243 197H244V200H246V202L248 201V203H247V204H245V203L243 204V202H242L243 200H240V199L243 198V197H242V196H241V197L238 196V197H239V198H238L237 195H236V197H237V198H236V197L234 196L235 194H234ZM17 192H16V193H17ZM43 192H44V191H42V193H43ZM96 192H97V193H96L95 196H97V194L100 193V192L98 193L97 190H96ZM106 192H107V193H106ZM119 192H118V193H119ZM123 192H124L126 195H124ZM133 192H134V193H133ZM146 192H148V194H147ZM151 192H152L153 196H150V195H151ZM172 192H173V195H171ZM177 192H179V193L177 194ZM198 192H200V194H199ZM232 192H233L234 195H231ZM19 193H20V192H19ZM19 193H17V194H19ZM42 193H41V191H40V193H39V191H38V194H40L41 196H42ZM45 193H46V192H44V194H45ZM66 193H67V194H66ZM66 193H65L66 195L71 194V193L68 192V191H67ZM128 193H133V194L131 195V194H128ZM182 193L185 194V195H183ZM188 193H189V194H188ZM246 193H247V194H246ZM36 194H37V193H36ZM65 194H63V195L65 196ZM101 194H102V193H101ZM127 194H128V195H127ZM135 194H136L137 196H139V197H137ZM158 194H159V195H158ZM169 194H170V196L173 197V200H172V201L175 200V202H174L175 205H174V203L171 201V202H172V203H171L172 206H171L170 204H168V206L170 205V207H171L172 209L174 208V212L177 211V209H179L181 212L183 211V213H181V212H179V210H178V216H179V213H181L182 215H185V216L187 215V217H189V214H192V215L195 214L194 216H196V215L198 214V212L196 211L194 205L197 206V205L199 204V202H201V203L198 205L199 208H198V207H196V208L199 209V211L202 210L203 212H202V211H201L202 213L199 212V215H197V217H199V216H200V217H201V216L204 217V215H205V216H206L207 218H209V219H207L206 217H204V218L202 217L201 220H202V223H203L204 225H203V226H202V225H199V227H198V223H199L198 220H199V219H198L197 217H196L197 219L194 217L195 219L192 220V222H193V225H192V223L190 224V223L188 222L187 217L185 218V219H187V222H185L186 220H181L180 217H177V214L175 215V213H174V214L172 213V215H170V214H164V215L161 216V217H160V215H159L158 217L155 216V215H154V212H152L153 209L155 208V206H158V207H159V205H160L159 202H160V201H161V204H162L163 202L165 203V201L167 200V199H165V198L168 197ZM187 194H188L189 196H187ZM203 194H204V195H203ZM223 194H224V195H223ZM45 195H46V194H45ZM99 195H100V194H99ZM99 195H98V196H99ZM113 195H114V194H113ZM118 195L120 196V198H119ZM130 195H131V196H130ZM148 195H149V197H148ZM161 195H163V196L161 197ZM165 195H166V197H165ZM196 195H197L198 197H199V196L201 197V195H203V196H202L201 198H199V200H198V197H197V198L195 197ZM222 195H223L224 197H222ZM241 195H242V194H241ZM106 196H105V197H106ZM111 196H112V195H111ZM134 196H135V198H134ZM141 196H142L141 200L143 199L142 201H143L144 203H143L142 201L140 202V200H139ZM155 196H156V197H155ZM157 196H158V198H157ZM159 196H160L161 198H160ZM179 196H180V197H179ZM193 196H194V197H193ZM230 196H233V197H230ZM61 197H62V199H61ZM61 197H60V200H63L64 197H63V196H61ZM117 197H118V199H117ZM127 197H128V198H127ZM152 197H153V198H152ZM181 197H183V198L185 197L184 200H182L183 198H181ZM187 197H189V198H188L189 200L186 199ZM190 197H191V198H190ZM204 197H205V198H204ZM221 197L224 198V199L226 198V200H222ZM247 197H249L250 199H248ZM114 198H115V197H114ZM130 198H131L132 200H131ZM133 198H134L135 200H139V201H138L139 204L143 203L144 206L147 205V206H146L147 208H149V207L152 208L151 206H153L156 202H158L159 205H156V204H157V203H156L153 209H150V208H149V209H147V210H146V207H144L145 209H144V208H143L144 210L142 209V212H143V213H142V212H141V208H142L141 206H142L143 204H141L137 209H136L135 207H132V205H133L132 203L134 202V199H133ZM138 198H139V199H138ZM159 198H160V199H159ZM180 198H181V201H180ZM202 198H203L204 200H202ZM210 198H212L211 201L209 200ZM233 198H235L234 201H233ZM42 199H43V198H42ZM106 199H107V200H106ZM106 199H105V202H106L107 204L105 203V205H106L105 210H106V214L108 215L109 212L107 213V211H108V209L110 210V208H107V207H109L111 204H112V207H113V203H114V202H113V201H112V202L109 201L110 199L108 200V197H106ZM156 199H157V200H156ZM164 199H165V200H164ZM168 199H169V197H168ZM190 199H192V200H190ZM194 199H195V200H194ZM205 199H206V200H205ZM236 199H239V200L236 201ZM22 200H23V199H22ZM47 200H49V199H47ZM47 200H46V198H45L44 201L42 200L41 203H43V202H46V203H47V202H48ZM118 200H119V201H118ZM120 200H121V201H120ZM159 200H160V201H159ZM176 200H177V202H176ZM193 200H194V201H193ZM196 200H198L199 202H197ZM218 200H219V201H218ZM221 200H222V201H221ZM231 200H232V201H231ZM0 201H1V199H0ZM23 201H24V200H23ZM153 201H154V202L156 201V202L153 203ZM179 201H180L181 204H183L184 202H186V204H183V205L181 206V208H180V205H177V206H176V204H179ZM182 201H184V202H182ZM192 201H193V202H192ZM195 201H196L197 203H195ZM220 201L222 202V204H221ZM230 201L233 202V203H236V204L228 203V202H230ZM238 201H239V202H238ZM240 201H241V202H240ZM1 202H2V201H1ZM1 202H0V203H1ZM109 202H111V203H109ZM118 202H120V203H118ZM135 202H136V201H135ZM138 202L136 203L137 205H138ZM187 202H188V203H187ZM189 202H191L192 205H191V203H189ZM213 202H214L215 204H213ZM216 202L219 203V204H216ZM115 203H114V205H115ZM122 203H121V204H122ZM128 203H130V202H128ZM211 203L213 204V206L211 205ZM227 203H228V204H227ZM44 204H45V203H43V205H44ZM121 204H120V206H121ZM187 204H188V206H186ZM220 204H221V205H220ZM226 204H227V205H226ZM232 204H233V205H232ZM241 204H242V205H241ZM60 205H61V203H60ZM150 205H151V206H150ZM205 205H206V206H205ZM207 205H208V206H207ZM217 205H220V206L218 207ZM228 205H229V206H228ZM236 205H237V206H236ZM243 205L245 206V208L247 207L246 209H248V211H251V212H248L247 210H244V211H245V212H243L244 214H243V213H240L241 210H240L239 208H240V207H243ZM248 205L251 206V207L249 206V208H251V210H249ZM46 206H47V205L45 204V209H48V206H47V208H46ZM120 206H119V207H120ZM122 206H123V204H122ZM122 206H121V207H122ZM148 206H149V207H148ZM160 206H161V205H160ZM162 206H163V205H162ZM174 206H175V207H174ZM178 206H179V208H178ZM183 206H184V207H183ZM185 206H186V207H185ZM189 206L191 207V209L189 208ZM192 206H194V208H193ZM22 207H23V206H22ZM59 207H60V206H59ZM112 207H111V208H112ZM117 207H116V208L114 207V208L117 209ZM170 207H169V208H170ZM205 207H207V209H206ZM212 207H213L214 209H213ZM217 207H218V208H217ZM227 207H228V208H227ZM229 207L232 208V209H231L232 211L229 209ZM130 208H128L127 213L130 212L131 210H134V209H130ZM160 208H162V207H160ZM160 208H159V209H160ZM183 208H185V209H183ZM187 208H189V209H187ZM200 208H201V209H200ZM203 208H205L207 211H205V209H203ZM245 208H241V209H245ZM22 209H25V208L23 207V208H21V210H22ZM26 209H27V208H26ZM115 209H114L113 213H115V215H117V214L119 213V214L117 215V217H118V216L121 214V212H122L123 209L121 210L120 208H118V209H117L118 211L115 210ZM119 209H120L121 211H120ZM172 209H171V210H172ZM175 209H176V210H175ZM182 209H183V210H182ZM208 209H209V212H210V211L213 212L215 209H216L218 212L215 211V212H213V213H210V215H209ZM252 209H253V211H252ZM11 210H12V209H11ZM11 210L9 211V213H12V214H13V212H12L13 210H12V211H11ZM83 210L85 211L84 208H83ZM129 210H130V211H129ZM145 210H146V211H145ZM151 210H152V211H151ZM154 210H155V209H154ZM169 210H170V209H168V211H169ZM171 210H170V212H171ZM186 210H188V211H191V210H192V211L189 212V214H188V213H185ZM193 210L196 211L197 214H196L195 212H193ZM221 210H222L223 212L230 213L231 215L234 214L233 216H231L232 219L230 218L232 221L227 222L226 219H228V218H225V217H226V213L221 212ZM254 210H255V211H254ZM23 211H24V210H22L21 212H23ZM26 211H27V210H26ZM26 211H24V212H26ZM137 211H138V210H137ZM147 211H148V212H147ZM149 211H150V212H149ZM188 211H186V212H188ZM229 211H230V212H229ZM246 211H247L248 213H247ZM19 212H20V210H19ZM21 212H20V213H21ZM117 212H118V213H117ZM145 212H147L148 215H150L151 213L153 214V215H152V216H153V217H152V220H151V219H147V218H148V217H147L148 215H146ZM157 212H158V211H156L155 214H156ZM219 212H221V213H219ZM231 212H232L233 214H232ZM234 212H235V213H234ZM241 212H242V211H241ZM254 212H256V213H254ZM113 213H112V214H113ZM130 213H134V211H132V212H130ZM130 213H129V214H130ZM158 213H160V210H159ZM184 213H185V214H184ZM216 213H217V214H216ZM250 213H251L252 215H251ZM253 213H254V215H253ZM14 214H15V213H14ZM27 214H28V213H27ZM144 214H145V215H144ZM211 214H212V216H211ZM213 214H215V215L213 216ZM224 214H225V216H223ZM235 214H236L237 216H236ZM242 214H243V215H242ZM249 214H250V215H249ZM256 214H257V215H256ZM22 215H23V214H22ZM22 215H21V216H22ZM54 215L56 216L55 213H54ZM90 215H91V214H90ZM107 215H106V216H107ZM140 215H139V216H140ZM143 215H144V216H143ZM156 215H157V214H156ZM174 215H175V217H173ZM17 216H18V215H16V216L14 215V218H13L12 216L9 217V218H12L11 220L18 219V221H19V218H18L19 216H18V217H17ZM21 216H20V217H21ZM94 216H96V218H97V217H98V213L92 215L93 218H94ZM106 216L104 215L105 218H106ZM131 216H132V214H130L129 216H127V219H129V220H130V219H131V220L133 219L134 221H138V222H135V223H136V226H139V227H140V224H143V223H141L142 220L140 221V217H139V216H138V218H136L137 216H134V218H133V216H132V218H130ZM167 216H168V218H167ZM208 216H210V217H208ZM217 216H218V218H217ZM221 216H222L223 218H222ZM234 216H235V217H234ZM243 216L245 217V219H246V216H247V219H246V220H247L248 222H250V223L246 222V220H244V218H242ZM254 216H255V217H254ZM112 217H114V220L117 221L118 218H116V216H112ZM145 217H146V219H145ZM159 217H160V219H161V218H165L166 222L164 221V222H160V224H157L156 222L159 223V220H158ZM169 217H171L172 220H175V221H174V224L176 223V224H177V227H178V226L180 227V225H181V227H183V230H182V228H181L182 232H181L179 229H177V227H176L175 229L178 230V231L174 230L176 233H173L174 231H172V232L170 233V231H171V230H170V227H171V226L169 225L168 222H171V221H170L171 219H170ZM176 217H177V219H176ZM182 217H183V216H182ZM212 217H213V218H212ZM236 217H237V218H236ZM239 217H240V218H239ZM249 217L251 218V220H252V219H254V220L250 221V218H249ZM252 217H253V218H252ZM96 218H95V219H96ZM115 218H116V219H115ZM135 218L138 219V220H136ZM166 218H167V219H166ZM178 218H179V220H178ZM205 218H206L207 220H209V221H207L208 226L211 227V225L215 224V226L217 227V228L215 227V230H216V231H219V232L221 231L222 235H221V233H219V232H215V231H214V227L211 228V230L213 229L212 232L209 230L210 227H205V226H207V223H206L205 221H204L205 223L203 222V220H205ZM221 218H222V219H221ZM224 218H225V219H224ZM156 219H157V220H156ZM169 219H170V220H169ZM218 219H221V221H219ZM223 219L225 220V224H227V225H225L224 228H222V227L224 226V220H223ZM230 219H228V220H230ZM234 219H235V221H234ZM237 219H241V220H237ZM87 220H88L87 223L89 222L88 224H90V222H92L89 218H87ZM111 220L114 221L113 219H111ZM119 220H120V219H119ZM121 220H122V219H121ZM133 220H132V221H133ZM145 220H146V222H147V221H149V222L146 223ZM161 220H162V219H161ZM168 220H169V221H168ZM195 220H197L196 223L194 222ZM222 220H223V221H222ZM15 221H16V220H15ZM143 221H142V222H143ZM150 221H151V222H150ZM152 221H153V222H152ZM167 221H168V222H167ZM240 221H241V222H240ZM256 221H257V219H256ZM50 222H51V223H50ZM50 222H49V224H52V220H51ZM119 222H121V221H119ZM139 222H140V223H139ZM178 222H179V223H178ZM184 222L187 223L188 228L186 227V224H185ZM197 222H198V223H197ZM226 222H227V223H226ZM235 222H236V223H235ZM237 222H238V223H237ZM18 223H19V222H18ZM126 223H127V224L129 223V225H130V224H131V221H128V220H127ZM135 223H134V225H135ZM137 223H138L139 225H138ZM217 223H218V224H217ZM228 223L230 224V227L228 226V225H229ZM231 223H234L233 225L236 224V226H237V227L235 226V230L233 229V230H234L233 238H236V240H235V239H234V240H233V239H230V240H232V241H229V238H231V237L229 236V232H228V236H229V238H228V236H227V231H230V230H229V229L227 230L226 228H227V227H228V228H231V225H232ZM241 223H242V224H241ZM127 224H125L126 229H127V227H128L127 230H129V229H132V230H133V234H132V230H129V237L134 238V236H135L134 234H137V231L135 232L134 230H138L139 227H136V229H135V228H133L134 225H133V227L130 225L131 228H129L130 226H128ZM178 224H179V225H178ZM199 224H200V223H199ZM238 224H239L240 227H242V229L245 230V231L243 232L244 234L242 233V231H240V228H239ZM247 224H248V225H247ZM252 224H254V225H252ZM157 225H159V226H157ZM191 225L193 226V230H191V228H192ZM195 225H197V226H195ZM244 225H245V226H244ZM246 225H247V226H246ZM107 226H108V225H107ZM107 226H105L107 229H104V230L107 231L108 234H110L109 231H108V227H107ZM168 226H169V228H168ZM175 226H176V225H175ZM194 226H195V229H194ZM218 226L220 227V229H221V228H222V229L220 230ZM258 226H259V227H258ZM158 227H159V228H158ZM163 227H164V229H163ZM166 227L168 228L167 231L165 230ZM185 227H186V228H185ZM189 227H190V228H189ZM196 227H198L199 230H198ZM201 227H202V228L204 227L205 229L208 228V229H206L207 232H205L206 230L203 231V229H202ZM249 227H250V228H249ZM87 228H90V227H87ZM167 228H166V229H167ZM236 228H237V229H236ZM253 228H255L257 231H259L260 234L257 232V233H258V235H257V233L253 231V230H254ZM148 229H149V228H148ZM148 229H147V230H148ZM157 229H159V230H157ZM160 229H163V231H165V232H163V231L160 230ZM189 229H190V230H189ZM218 229H219V230H218ZM242 229H241V230H242ZM246 229H247V230H246ZM248 229H249V232H248ZM147 230L144 231L143 234H142L141 231H140V232L138 231V232L140 233V235L142 234V240L144 241V242L141 241V243L143 242V246H140L141 243H139V242L137 241V242L139 243V250L141 249L140 247H142V250H144V249H150V248L152 249V248H153V246L151 247V245L146 244L147 242H146V240H144L145 237H147V236H148V233H149V232H148L149 230H148V231H147ZM185 230H186V231H185ZM188 230H189V232H188ZM195 230H196V231H195ZM197 230H198V231L201 230V231L198 232ZM208 230H209V231H208ZM250 230H251V231H250ZM256 230H255V231H256ZM262 230H263V233H262ZM88 231H89V232H88ZM98 231H99V230H98ZM160 231H162V232H160ZM190 231H191V232H190ZM213 231H214V232H213ZM252 231H253V232H252ZM130 232H131V234H130ZM134 232H135V233H134ZM146 232H148V233H147V234H144V233H146ZM153 232H152L151 234H153ZM166 232H168V234H167ZM193 232H194V233H193ZM197 232H198V233H197ZM203 232H205V234H204ZM49 233H50V234H49ZM87 233H89L90 236H89ZM160 233H162V234H160ZM164 233H166V236H165ZM192 233H193V234L197 233L196 236H195V239H193V236H194V235H193ZM199 233H201L202 235L200 236ZM207 233H208V234H207ZM213 233H219V234H216V235H217L218 237H219V235H221V238L223 237V239H225L224 243H223V240H222L221 238H220V239L218 238L221 242H217V243H219V244L216 243L217 245H216V244H213V243H212V240H214L215 238H217V236H214L215 234H213ZM240 233H241V234H240ZM255 233H256V235H254ZM48 234H49L48 237H51L52 232H48ZM96 234H97V232H96L95 230L92 231V232H90V229H87L86 232H85V230H84V237H85V238H84V242H85V243H88L87 241H90V240H92V239L97 238L96 236H97L98 234H97V235H96ZM149 234H150V233H149ZM163 234H164V235H163ZM171 234H174V235H171ZM203 234H204L205 236H204ZM209 234H210V235H209ZM242 234H243L244 236H243ZM91 235H92V236H91ZM95 235H96V236H95ZM105 235H107V233H105L104 236H105ZM140 235L137 234V236H135V241L139 239L138 237H139ZM145 235H146V236H145ZM179 235H180V234H179ZM192 235H193V236H192ZM198 235H199V236H198ZM208 235H209V236H208ZM241 235H242V236H241ZM251 235H252V239H251ZM127 236H128V234L126 235V237H127ZM132 236H133V237H132ZM212 236L215 237V238L213 239ZM234 236H235V237H234ZM247 236H248V237H247ZM258 236H259V237H258ZM126 237H125V240L128 239V237H127V238H126ZM136 237H137V238H136ZM174 237H175V236H174ZM179 237H180V236H177V237H175V238H179ZM241 237H243V238H242V239H239V238H241ZM253 237H254L255 239H254ZM256 237H257V238H256ZM88 238H89V239H88ZM207 238H208V239H207ZM249 238H250V239H249ZM261 238H262L263 240H262ZM75 239H76V241H74L73 244H75V243L77 242V238H75ZM75 239H74V240H75ZM85 239H86V240H85ZM162 239H160V240H162ZM238 239H239V241H237ZM245 239H249V240L246 241ZM253 239H254V240H253ZM258 239H259V240H258ZM132 240H133V239H132ZM132 240H131V245H132L133 242H134V241H132ZM160 240H159V241H160ZM192 240H193L194 242H193ZM196 240H198L197 242H199V243H197ZM244 240H245V243H244ZM255 240H256V241H255ZM260 240H261V241H260ZM71 241L73 242V239L70 240V242H71ZM127 241H129V240H127ZM201 241H202V244L204 243V245H200V244H201ZM227 241H228V242H227ZM234 241H235V242L237 241V243L239 242L240 244H241V243H242V244L240 245V244L238 243L237 245H235V244H234ZM240 241H243V242H240ZM248 241H249V242H248ZM251 241H253L252 243H254V244H251V243H250ZM254 241H255V242H254ZM129 242H130V241H129ZM137 242H136V243H137ZM246 242H247V243H246ZM260 242H261V243H260ZM77 243H78V242H77ZM77 243H76V245H77ZM110 243H111V242H110ZM162 243H163V242H162ZM192 243H193V244H192ZM195 243H197V244H195ZM225 243H226V246H224ZM229 243H230L231 245H230ZM71 244H72V243H71ZM97 244L99 245V243H97ZM97 244H96V245H97ZM145 244L148 245V246H146ZM175 244H176V243H175ZM175 244H174V245H175ZM179 244H180V243H179ZM221 244H222V245H221ZM245 244H246V245H245ZM247 244H251V246H250V245H247ZM78 245H79V243H78ZM100 245L104 246L103 243H102V244L100 243ZM100 245L98 246V248H97V246L94 247L95 251H96V248H97V251H99L98 249H100V248L102 249V248H103V247H100ZM107 245H108V244H107ZM109 245H110V246H109ZM109 245H108V246H109L110 248L107 246V249L109 248V250L112 251L113 248L111 247V245H113V243H112V244H109ZM129 245H130V243H129ZM160 245H161V244H160ZM162 245H163V244H162ZM229 245H230V246H229ZM232 245H233V246H232ZM252 245H253V246H252ZM154 246H155V245H154ZM176 246H178V244H176ZM179 246H180V245H179ZM205 246H206V247H205ZM209 246H210V247H209ZM234 246H235V247H234ZM77 247H79V246H77ZM104 247H105V246H104ZM122 247H123V246H122ZM162 247H164V246H162ZM240 247H241V248H240ZM243 247H244V248H243ZM247 247H248V248H247ZM263 247H264V246H263ZM155 248H156V246L154 247V249H155ZM165 248H164L165 253H166V254L168 253V254H167L168 256H169V255L172 256V255H173V252L171 251V249H166V250H165ZM174 248H176V247H174ZM177 248H180V247H177ZM242 248H243V249H242ZM252 248H253V249H252ZM101 249H100V250H101ZM107 249H106V247H105V250H106V251H107ZM123 249H124V250H123ZM123 249L120 250V248H119L120 251H124V252H122L123 254L121 253L122 256L125 255V254H124V253H126L125 250H127V253H128V250L130 249V247L128 248V245L125 244V247H124ZM154 249H153V250H154ZM201 249H202V250H201ZM105 250L102 249L101 251L104 252ZM153 250H152V252H153ZM155 250H156V249H155ZM155 250H154V251H155ZM196 250H197V253L199 252V253H198L199 256L197 255ZM203 250H204V251H203ZM217 250H218V251H217ZM240 250H241V252H240ZM247 250H250V251H249V252H246ZM97 251H96V252H97ZM117 251H118V250H116V252H117ZM120 251H119V252H120ZM140 251H141V250H140ZM150 251H151V250H150ZM164 251H163V250H162V251H159V252L157 251L156 255H157L158 253H159V255L161 254V257L164 258V260H165L166 257H164V256H165ZM188 251H189V250H188ZM191 251H192V253H193V252L195 253L194 256H193V254H192V256H193V257L198 256V258H197V257H196V258H193L192 256H190V255H191V254H190ZM200 251L206 252L207 254H205V253H203V252H202V254H200ZM210 251H211V252H210ZM252 251H253L254 253H253ZM99 252H100V251H99ZM99 252H97V253H99ZM102 252H101V253H102ZM155 252H156V251H155ZM162 252H163V255H162ZM208 252H209V253H208ZM231 252H232V253H231ZM239 252H240V253H239ZM243 252H244V253L246 252V254H248L249 256L247 255V258H246V257H245L246 255H245ZM250 252H252L253 254L250 253ZM255 252H256V253H255ZM237 253H239V254H237ZM241 253H242V255H241ZM181 254L183 255V253H181ZM181 254H180V257H178V259H180V258L182 257ZM203 254H204V255H203ZM236 254H237V255H236ZM243 254H244V257H243ZM250 254H251V255H250ZM258 254H260V255H259L260 257L258 256L259 261H258L257 258H256V256H257ZM156 255H155V253H154L153 256L155 257ZM159 255H158V256H159ZM184 255H185V254H184ZM200 255H201V259H199V258H200ZM125 256H126V255H125ZM125 256H124V257H125ZM168 256H167V257H168ZM170 256H169V257H170ZM187 256H189V257H187ZM235 256H236V258H238L239 256H240V257H239L238 259H236ZM156 257H157V256H156ZM134 258L138 260V257H137V256H136V257L134 256ZM162 258H161V260H163ZM73 259L78 261V260H79V257L76 258L75 256H73ZM99 259L102 260V258H99ZM154 259H155V258H154ZM182 259L185 260V257L183 256ZM182 259H181V261H182ZM198 259H199V260H198ZM241 259H242V260H241ZM80 260H81V258H80ZM148 260L151 261L150 259H148ZM152 260H153V259H152ZM164 260H163V261H164ZM196 260H197V261H196ZM238 260H240V261H238ZM97 261H99V260L97 259ZM163 261H162V263H163ZM190 261H191V263H190ZM108 262H109V261H107V262L105 261V264H107ZM111 262H113V260H111L109 263H111ZM182 262H183V261H182ZM185 262H183V263L185 264ZM219 262H220V263H219ZM231 262H232V263H231ZM257 262H258V263H257ZM262 262H263V263H262ZM77 264H81V263L78 262ZM111 264H112V263H111ZM159 264H160V263H159ZM163 264H164V263H163ZM177 264H179V263H177Z\"/></svg>",
  "mask_w": 264,
  "mask_h": 264
}]
</instances>
